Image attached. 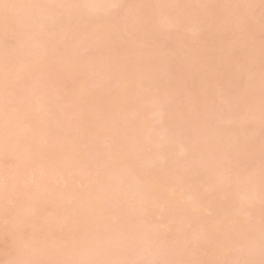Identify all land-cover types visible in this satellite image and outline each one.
Masks as SVG:
<instances>
[{
	"label": "bare ground",
	"instance_id": "1",
	"mask_svg": "<svg viewBox=\"0 0 264 264\" xmlns=\"http://www.w3.org/2000/svg\"><path fill=\"white\" fill-rule=\"evenodd\" d=\"M1 2H0V86L2 87V89H3V92H4V94H3V92L1 93V91H0V100L2 99L3 100V102H0V153L1 154H4L2 157L0 156V162H3L2 163V165H0V170L3 168V167H6V163H8L9 164V162H13L14 163V165H15V163L16 164H18V165H21L19 162H21L22 163V161H23V165L25 166V164L27 163V162H29L30 161V163L33 161V160H36L37 161V163H36V161H34L35 163H34V165H38V166H36L37 167V169H35V170H41V167L43 168H46L45 167V165L43 166V165H40L41 163H44L45 161H46V157L48 156V157H50L51 156V158H52V153H54L55 151V153L57 154V156H56V154L54 153V155L55 156H53V158L55 157V160L52 158H49V159H51V161H52V163H54L53 162V160L55 161V163L57 164V166L59 167V164H60V167L59 168H57V166H54V165H51V166H53L52 168H49V165H48V163H47V161L49 160V159H47V161H46V163L45 164H47L48 166H47V168H48V170L49 169H53L54 167H56V169L55 170H49V173L48 174H50V173H53V171H55V173L53 174L54 175V177H52V178H54L53 180H51L50 181V177H47L48 176V174L47 175H45V177H44V181H45V183H46V178H49V182H50V184L49 185H47L48 184V182H47V184H46V186L48 187V189H49V187L50 186H52V190H50V192L48 193L47 191H48V189L47 188H43V186H45V184L43 185H41V183L43 182V178H41V177H43V175L40 177H38V179L36 178L37 177V174H38V172H37V174H35L36 176H35V178L37 179V181H38V183L40 182V180H41V183L39 184V185H41L42 187L41 188H39V189H37V188H35L34 187V181H33V185L31 184H29V183H31V182H29L27 185L28 186H31V193H30V189H28L27 188V190L24 188V186H23V188L25 189V191H27L25 194L23 193L21 196H19L20 195V191L23 189H21L20 191H19V187L18 186H16L15 184H12L11 183V181L13 180V181H15L16 182V180H17V182L18 183H16V184H18L19 186L21 185V183H22V181H18V180H21L23 177V179L22 180H28V179H25V176H23L22 177V173H24V172H26V170H27V172H26V178H29V176L27 177V173H29L28 172V169L29 168H27V166H25V168H24V172H23V165H21V166H17V165H13L14 166V169L13 170H15V171H9L8 169H9V167H6L5 169L3 168L2 170H1V172H0V175L2 176V171H4V173H6L7 174V179H8V185L7 184H5V186L7 185L8 187H9V185H11L12 184V186L13 185H15L16 187H18V189L14 186L13 187V189L15 188V190H13L14 192H12V191H10L11 190V187H9L7 190H9L10 192L8 193V194H2L3 192H5V189H3L4 187H3V185H2V190H1V188H0V193L2 194V197H1V194H0V201H1V203L4 205V207L7 205V204H9V202L7 201V200H5V199H7V198H5V199H3V196H5L6 197V195L8 196V200L11 198L12 199V203H13V205H14V207L13 208H15V211H16V214L15 215H12L13 216V218H12V216H9L10 214H8V213H12L11 212V209H8L7 207H9V208H11L12 206H11V204H9V205H7V211H8V213H5L4 214V212L5 211H2V209H3V206H1L0 205V208H1V212H2V214H1V212H0V215L2 216L3 214L4 215H6L7 216V218H10L9 220H8V225H7V222L5 221L4 222V218L6 219V216H4V218L3 217H1L2 218V220L0 219V233H1V235H3V238L7 235V237H9V235H10V233L9 232H11V233H13V234H11L12 236H14L15 237V234L17 235L18 233H17V231H16V229H18V227H19V229L20 230H18L19 232H20V234H18V235H20V237L22 238V240H21V238L19 237V236H16L15 238L14 237H10L11 239H15L14 241L16 242V244H15V242L13 241V243L11 244V241L12 240H10V243H8V246H11L12 248H13V252H12V250L9 248V249H6V247L8 248V246H7V243H6V240H8L9 238H5L6 240H4L5 241V243L4 242H2V245H0V246H3L4 244L6 245V247H5V251H2V252H0V253H3V252H6V254H7V252L8 251H10V252H12V254H10V252H8L9 254H7L6 255V257H8V258H5L4 256L5 255H3V254H1V256H2V259H3V257H4V261H5V259H7L9 262H4V264H134V263H136V264H149L148 263V260H155V261H153V263L154 262H156V263H154V264H169L170 262H174L173 264H175V263H177V260H176V258H178V260H179V258H180V260H179V263H177V264H189V261L191 262L190 264H249V262H246V260H245V258L247 259L248 257V261H250L249 259H251L250 258V256H251V254H254V255H252L253 256V258L251 259V262H250V264H264V222H263V220H264V215H262L263 213H264V211H263V213L261 214V211L258 209V211H257V208L259 207L257 204H255L253 201H252V199L253 198H255L256 196L258 197V196H262V197H264V167H263V169L262 168H260V169H262L263 171H261L260 172V170H259V167L261 166H264V165H260L259 163H258V159H259V161L260 160H262V162L264 161V158H262L261 159V157L259 156V154L258 153H261V155H262V151L264 150V149H262V147H261V145L262 144H264V66H261V67H259L260 65H264V62L263 63H261L262 61H263V59H264V55H263V52H264V41H263V34H264V15H262L261 13H264V9H261V10H263V12L261 11V13L260 14H258L259 13V11L258 10H260L259 8H257V10H255V12H257L258 11V13H255V15H253V13L251 12V11H254V7H258L259 6V3L258 2H255L256 3V5H251V6H249L250 5V3L251 4H253L254 2V0H249V2L248 1H245V0H228V3H224V0H218L217 2H215L214 0H182V2H183V5H185V6H183L181 9L182 10H184L182 13H184V12H186V11H189V13L190 12H193V15H194V13L196 14V11H198V13H199V15H195L194 17L195 18H197V19H199L198 18V16L200 17V19L202 20L203 19V17H204V22H208V24H210L209 22H211V20L213 19H211V20H209V21H205V17L206 16H203V15H205V11L203 10V8H204V6L206 7H208V9H206V8H204V9H206V14L208 13V14H211V15H214V14H217L216 16H214V18H215V21H217L218 22V19H219V17L220 16H222V15H220V12H221V10L223 9V8H228L230 11H233V13L232 14H236L235 16H233V15H229V13H230V11L228 10H226L227 12H228V14L225 12V10H224V12H225V14L226 15H229L228 17L230 18H228L229 20H231L232 18L233 19H235L236 18V20L238 21V16L240 17L239 19H241V17L243 18V19H245V15H246V19H245V21L243 22V20H241V22H243L244 23V26L242 27V23L241 22H239L238 21V23L236 22V24L234 25V23H235V20H233V22L232 21H230V22H232V24L231 23H228V19L225 17V14H224V16H223V21L221 20L222 18L220 17V19H219V22H218V24L220 25H218L217 24V22H216V24H214L215 23V21H213V22H211V24L213 23V25H212V27L214 28V26H218L219 28H221L222 30H219V28L217 27H215V29L214 30H216V29H218V30H216V31H218V34L220 33V31H223V32H221V33H225L226 35V37H227V34L229 35V33L230 32H232L233 30H235V28H236V25L238 26V24H242V25H240L239 26V29H240V31L239 32H237V31H233L235 34H237V33H241L242 31H241V28H242V30H243V28L245 27V25H246V28L247 29H245V30H243L244 31V33H246L248 30H250L249 32H254V29H253V27H256L257 26V28H258V30H261V29H263V30H261L262 32V35H261V33L257 30L256 31V33H255V37H253V39L254 38H256V36H258V35H260L259 37H257L256 38V42H258L259 40H257V39H260V41H259V43H258V45L256 46V42L252 39V36H251V34H249V32H247L246 33V35L243 33V35H242V33H241V35H242V37L244 38V39H246L245 38V36H247V37H250L251 36V39L254 41L253 43H256V44H252V40L251 39H249L248 38V42H246L247 41V39H246V41H245V43H244V41H243V38L241 39L243 42H241L240 41V39H238L239 40V42L240 43H238V40H237V43L239 44V45H241V43L243 44V45H241V46H244V48H247V46L249 47H252V46H256V47H252L251 48V50H250V48H248L249 49V51H248V54H247V49H240L239 47H241V46H239L238 47V45L236 44V40L235 39H237V38H235L236 36L239 38V34L238 35H235V34H230L231 35V37L228 39V38H226V39H228L229 41H230V39H231V43L228 41V40H226V41H228V46L229 47H227L226 45H224V46H222L221 47V45H216V46H218L219 48H216L217 50H215V51H213V54H214V52H215V54L214 55H217V53L216 52H218V54H220L221 56H224L223 57V60H222V57H221V60L222 61H220V56L218 55V57L216 58V56L214 57L215 59H214V63H215V60H217V62L215 63L216 64V66L213 68V65L214 64H209L208 65V63H210V60L208 61V60H206V61H203V60H205V59H203L202 58V63H205V64H202V63H199L198 65H200L201 64V66H199L198 68H197V66H193L195 69H193V67L192 68H190L189 66H191L190 64H189V61L188 60H190V62L191 61H195L196 62V60L197 61H199V59H197L198 57H197V54H193V56H192V52H194V51H198V52H194V53H199V55H200V57H201V54L202 53H206V54H208L209 53V55L211 56L212 55V53H210L211 52V50H213V49H215V45L213 46V43H217V42H215L216 41V39H215V37H217V41H218V43H219V35L217 36V32L215 31L214 33L216 34H213L212 32H210L209 33V31H214L213 30V28L211 27V25L209 26V29L207 30L206 29V27H205V25H203L202 26V24H204V22L202 23L200 20H197V21H195V20H192V22L193 21H195V22H197V23H202V24H197L196 23V25H198V26H202V27H204L205 28V30H207V33L208 34H210L211 36L210 37H213V35H214V39H212V38H210L209 37V35H206L207 33L204 31H202L203 29L201 28H199L201 31H202V35H203V37H201V34L200 33H198V32H200V30L198 29V26H197V30L195 29L194 30V28H195V25L194 26H192L191 24H189L191 21L190 20H188V18L191 16V13L188 15L189 17H187V19L186 20H188V24L190 25L189 27H191L189 30H187L189 27H188V25H187V27H185V25H183V27L185 28V29H183L182 28V25L180 26L181 28V30L182 31H186L187 33L185 34L184 32L181 34V30H179V28H178V32L180 31V37H178L179 35H178V32L175 30L176 29V26H178L179 27V25H176L175 23H172L171 21H172V18L174 17V15H175V13H174V11H176L175 10V8H173V11L171 10V8H172V6H173V3L176 1V3H174V5H176L177 3H181V1L180 0H172V2H170V3H168L167 2V0H165V2H166V6L165 5H162V1H164V0H155V2L153 3V1H151V0H147V2H152V3H148V5L152 8H149L148 7V5L147 4H142V5H147L146 7L149 9V14L150 15H148L147 13H144L143 12V14L142 15H139L140 16V18H141V16H142V18L144 17V24H145V27L146 28H148V30H149V28L150 27H148V25L150 24L151 25V23H152V25H154V27L156 28V30L157 29H159V28H164L166 25H165V22H166V24H168V21L170 20V18H171V20L169 21L170 23H172V25H169V26H171L170 27V29L169 30H165L167 33V35L168 36H170V33L172 34V30H173V25L175 26V28H174V31H173V36L174 37H172V39L173 40H171L168 36H165L164 37V34H165V32H164V34H161V31H160V36L158 37L157 36V34H156V36L159 38V39H157V37H155V35H154V37H152V40L154 39H157V41L159 40H163L164 38H167V40H168V38H169V40L170 41H172V42H176V41H180L178 44H181V42L183 41L184 42V37L183 36H185V35H187L188 36V38H187V36H186V39L188 40L189 38H190V40H188V42L189 43H192L193 41L191 40L192 39V36H193V34H195L196 33V35L195 36H193V38L195 37V38H197V41H198V43H199V45L200 46H203L204 44H203V42L205 43V45L207 46V47H209V46H211V47H209V48H207V50H210V51H201V50H203L204 48L206 49V46H203V48H201V50L199 49L200 47H195V44L197 45L198 43H197V41L195 40V38H194V42H196L195 44H187V42H185V44H187L186 46H188L189 45V47H190V49H191V47H193L192 49H191V52L189 51L190 49H188V48H185V46H184V43H183V45H181V47H183L184 48V51H182V52H187L188 51V54L190 53L191 54V57H194V56H196L194 59L193 58H191V57H188V56H190V55H188L187 53H186V55H188L187 56V58H185V60L187 61V62H184L183 60H184V58L182 57V56H185L184 54H182L181 53V51L180 50H178V48H180L181 50L183 49V48H181L180 47V45H178V46H176L177 44V42L176 43H174L171 47L172 48H170V50L168 49L170 46H169V41H168V43L169 44H167V43H164V42H167L166 41V39L164 40V44H162L161 43V41H160V44L155 40H153L154 41V43H155V47H159L161 44L164 46L165 44V46H166V49L168 50V52L170 53L171 52V49H173L174 50V48L173 47H175L176 46V49L177 50H175V52H179V53H181L180 55H181V57H180V55L178 54H174L173 53V51L171 52V53H173L172 55L175 57L176 55V62H177V60H180V58H182L181 59V61H183V62H181V61H179V62H181L180 63V66L182 65V63H184V66H187L188 65V67H186L185 68V70L189 73V75L188 76H191V77H194L193 75H196V77H198L199 79L197 80L198 82L197 83H195L194 81H192L191 80V82H193L195 85H197V86H195L194 84H192L191 82H188L187 83V81L184 83V84H180V86H184L183 88L185 89H187L188 88V86L190 85L189 83H191L192 84V87L194 86V87H196L195 89L197 90V93L196 94H198L197 96H196V94L194 95V96H196V98L198 99H196L195 97H193V95H192V91H193V88L191 87V86H189L190 88L189 89H187V90H192V91H190V93H188V96L189 95H192L191 97H193V99L195 98V101L194 100H192L193 102H195L194 104H192L193 102H191L190 101V99H191V97L189 96L188 98H186L187 96H186V94L187 93H185V91L183 90L182 91V87L180 88V86L178 85L177 86V84H179L182 80H185V79H181V81H180V79H179V83H176L175 84V81L177 80V82H178V79H176L175 80V78L178 76L179 78H181L180 77V75H178L179 73L182 75L183 73L185 74L186 73V71L184 70H182L181 69V67L180 66H178V65H176L175 63H173L172 62V60H171V57L172 56H170V55H167V53L168 52H165V51H162L161 52V54H162V56H163V58L164 57H167V56H170L169 57V59L171 60V62L169 63V59H168V57L166 58V59H168L169 61H168V63L171 65H173L174 67H177V68H179L180 67V71L182 70L183 71V73H181L180 71H178L179 73L177 74V72H176V70H174L175 71V73L173 72H171V70L172 69H174L173 67H172V65L170 66V67H168L169 65L168 64H165L164 62H166L167 63V61H163V59L161 58H158L159 56H160V53H158V52H160L162 49L163 50H166V49H164L165 48V46L163 47V46H161L160 48H162V49H156L155 47L153 48V45L152 44H154L153 43V41L151 40V36H152V34H151V31H152V33H154L155 34V32L153 31L154 29H153V27L152 28H150L151 30H150V32L148 31V30H143V28H144V24L143 25H141L140 26V28L142 27V29H140L139 30V28H138V31H141V33H143V31H144V34L143 35H145V32H146V34H149V37H147V45H145V42H146V39H144V38H142V37H146V36H143L142 34H141V37H139L140 39H143L144 41H142L141 40V43L140 42H138L140 39H138L137 41H134V40H136L137 38V33L139 34L140 32H137V33H135L134 34V32L136 31V29L134 30V28L136 27L134 24L136 23L137 24V26L139 27V24H142L143 22L140 20V18H139V16H138V14H136V15H134L135 13H138L139 12V14H140V8H142V7H140V3H138L137 1H139V0H133V2L135 3V5L136 6H134V4L132 3V1L131 0H0ZM125 1V2H124ZM143 0H140L139 2H141V3H144V2H142ZM145 1V0H144ZM170 1V0H169ZM174 1V2H173ZM204 3H203V2ZM236 1V2H235ZM256 1V0H255ZM259 1V0H258ZM264 1V0H263ZM43 2L45 3L44 5H43ZM110 2H112V3H110ZM127 2H130L131 4H127ZM139 4V8L137 7V3ZM147 2H145V3H147ZM162 2V3H161ZM164 2V3H165ZM225 2H227L226 0H225ZM233 2H235V3H233ZM246 3L247 4V6H248V8H245L244 9V6H245V4L244 3ZM63 3L65 4V6H66V4H67V6L65 7V6H63ZM109 3H110V5H109ZM115 4V5H113V7H109L108 8V6H112V4ZM122 3V5L124 4V5H127V7H129V6H134V7H137L139 10L137 11V12H134V14H132L133 13V11H135V10H133V8H131V10H132V13H131V15L129 14V10H126L124 7H121L122 5H119V4H121ZM168 3V4H167ZM196 3H199V4H197L198 5V8H197V5H196ZM203 3V4H202ZM242 3L244 4V6H242L243 7V9L244 10H246V12H245V14H244V17H243V14L242 13H244V12H242V11H244L243 9H242V7H240L241 5H242ZM254 3V4H255ZM258 3V4H257ZM153 6H152V5ZM200 4H202V5H204L203 7L200 5ZM234 4L235 5H239V7L241 8V10H240V12H239V10L237 9V13L239 14V13H241V15L242 16H240V14L238 15L237 13H236V8H234L235 6H234ZM260 4H263V5H261V6H264V3L263 2H261ZM116 5H119V6H117V7H120V8H118L117 9V7H116ZM179 6H181L182 4H178ZM196 5V6H195ZM177 6V5H176ZM178 6V7H179ZM261 6H260V8H261ZM115 7H116V9H115ZM126 7V8H127ZM145 7V6H144ZM143 7V8H144ZM145 7V8H146ZM177 7V8H178ZM246 7V6H245ZM115 10H114V9ZM123 8L126 10V11H124L123 10ZM129 8V9H130ZM142 8V10H144ZM180 8H179V10H180ZM184 8V9H183ZM252 8V9H251ZM254 8V9H253ZM263 8V7H262ZM92 10V11H89V10ZM110 9V10H109ZM111 9L112 10H114V12L116 13V14H114V16H113V12L111 11ZM119 9H122L123 10V12H126V14L125 15H130V20H129V15L128 16H123L124 14H123V12L122 11H119ZM128 9V8H127ZM194 9H196V11H193ZM221 9V10H220ZM248 9L250 10V11H248ZM95 10H97V12L95 11ZM117 10V11H116ZM130 10V11H131ZM152 10V11H151ZM166 10H170V14H174L173 16H170V15H168V16H170V18H169V20H167L166 18H168V17H166V12L168 13V11H166ZM178 9H177V13L179 14L178 16H180L182 13H181V11L182 10H180L179 11ZM192 10V11H191ZM88 11V12H87ZM94 11V12H93ZM109 11H110V13H109ZM151 11V12H150ZM55 12H56V15H58V17H56V15H55ZM58 12V13H57ZM90 12V13H89ZM97 14H96V13ZM101 12V14L99 15V13ZM117 12H119L120 14H121V17H125L124 19L125 20H129V23L132 25H128L129 23L128 22H126L125 20H124V23L121 25V19H123V18H121L120 17V14H118L117 15ZM122 12V13H121ZM155 12H157L158 14L156 15V13ZM172 12V13H171ZM202 12V16L200 15V13ZM224 12H222L221 14H223ZM247 12H250L249 13V16H247ZM26 13L28 14V16H24V15H26ZM91 14V15H89V14ZM93 13H95L94 15L96 16H93L92 14ZM142 13V12H141ZM152 13V14H151ZM177 13H176V17H174V18H177ZM187 14H188V12H186ZM184 14V16L185 15H187V14ZM230 13V14H231ZM109 14H111L110 16H109ZM146 14L148 15V16H146ZM169 14V13H168ZM208 14H207V16H208ZM97 15H99L98 17H97ZM109 17H108V16ZM133 15H134V20H131V18L133 17ZM151 15L153 16V17H151ZM183 15V14H182ZM55 16V17H54ZM105 16H107L105 19L103 18V17H105ZM157 16V17H156ZM210 16V15H209ZM209 16L208 17H206L207 19L209 18ZM217 16H219V17H217ZM26 17H27V19H26ZM33 18V20H32V18ZM52 17H53V19H56V22H55V20L54 21H52ZM94 17V18H93ZM117 17H119V18H117ZM126 17H127V19H126ZM139 18V20L141 21V23H140V21L138 20V19H136V18ZM192 17V16H191ZM227 19V21H225V18ZM235 17V18H234ZM30 18H31V20H30ZM58 18V19H57ZM103 19V20H101V19ZM118 19V21H119V23H120V25H119V27L121 28L122 26H124V29H125V31H124V29H119V27L117 26L119 23H118V21H116L117 19ZM155 18H156V20H155ZM173 18V19H174ZM182 19H180L181 21L184 19V18H186V17H181ZM218 18V19H217ZM91 19H95V21L93 22V20L92 21H90V22H88V21H86V20H91ZM97 20V21H96ZM99 20V21H98ZM159 20V21H158ZM166 20V21H165ZM178 20V19H177ZM176 20V21H177ZM180 20H178V22L180 21ZM221 20V21H220ZM57 21H59L58 23H57ZM137 21H139L138 23H137ZM184 22L183 23H185V20H183ZM200 21V22H199ZM55 23V24H53L52 23V26L53 25H55L56 26V28H55V26H54V28L52 27V26H50V27H48L50 24H48V26H47V24L46 23ZM73 22H78V23H74L73 24V26L75 25V28L78 26V30L76 29V31L74 30V31H71V30H73L74 28H73V26H71L70 24L71 23H73ZM88 22V23H87ZM146 22H149V23H146ZM154 22V23H153ZM155 22H157L156 24H155ZM158 22H160L159 24H158ZM225 22H227L228 24H225ZM256 22L258 23L257 25H255L256 24ZM127 23V24H126ZM187 23V22H186ZM194 23V22H193ZM192 23V24H193ZM77 24H79V25H77ZM148 24V25H147ZM164 25V27H163V25ZM195 24V23H194ZM207 23H206V25H208ZM227 25L228 26V28H227V26H225V25ZM77 25V26H76ZM125 25H126V28H125ZM149 25V26H150ZM160 25V27L158 28V26ZM167 25V26H168ZM231 25V26H230ZM248 25H250V26H248ZM255 25V26H254ZM45 26H47L48 28H49V30L50 31H52L51 33H50V31L48 30V29H45V28H47V27H45ZM134 26V27H133ZM168 26V27H169ZM222 26H224V27H226L225 29L222 27ZM252 26V27H251ZM79 27H80V29L81 30H85L86 32H80L79 30ZM116 27H118V29L116 28ZM128 27V28H127ZM129 27H131V30L129 29ZM167 27V28H168ZM173 27V28H172ZM192 27H194V28H192ZM231 27H232V29H231ZM234 27V28H233ZM250 27H251V29H250ZM70 28H71V30H70ZM73 28V29H72ZM123 28V27H122ZM187 28V29H186ZM207 28H208V26H207ZM210 28H211V30H210ZM41 29H45L44 31H46L47 32V34H49L50 33V35L52 36L51 38L49 37L50 35H45V36H47V37H45V36H43V34H45L46 32H42L41 34L42 35H40V37L42 36V37H45V38H36V37H38V36H35V34H33V32L35 31H37L36 33H39L38 32V30H41ZM53 29H54V33H53ZM129 30L128 32H127V30ZM253 29V31H251ZM21 30H23V31H21ZM114 30V31H113ZM120 30H123V32L122 31H120ZM134 32H133V31ZM155 30V31H156ZM193 31V33L192 32H190V31ZM256 30V29H255ZM70 31L72 32V33H70ZM120 31V32H119ZM133 32V33H131V32ZM164 31V30H163ZM162 31V32H163ZM168 31H170V32H168ZM177 32V35H175L176 33H174V32ZM195 31V32H194ZM75 32V33H74ZM77 32H79V33H77ZM125 32H127V33H130V35H129V39L127 38V36H128V34L127 33H125ZM149 32V33H148ZM260 33V34H258V35H256L257 33ZM71 35H70V34ZM74 33V34H73ZM115 33V34H114ZM121 33H125V35H127V36H123V34H121ZM158 33V32H157ZM188 33H190V35H191V37L188 35ZM205 33V34H204ZM212 33V34H211ZM53 34V35H52ZM73 34V35H72ZM150 34H151V36H150ZM158 34V35H159ZM165 34V35H166ZM184 34V35H183ZM38 35V34H37ZM97 35V36H96ZM112 35V36H111ZM113 35H114V37H113ZM134 35H136L135 36V38H134ZM163 35V38L161 37ZM181 35H183L182 37L183 38H181ZM197 35H200V36H197ZM204 35H206L205 37H204ZM233 35H235V37L234 38H232L233 37ZM245 35V36H244ZM248 35H250V36H248ZM53 36H54V38H53ZM74 38H73V37ZM95 36V37H94ZM133 36V37H132ZM148 36V35H147ZM172 36V35H171ZM178 37V38H176V37ZM197 36V37H196ZM208 36V39L206 38ZM221 36H223V35H221ZM262 36V37H261ZM48 37H49V39H51V40H49L48 39ZM92 37H94V39H95V41L93 42V40L91 39ZM111 37V38H110ZM112 37L114 38V39H112ZM133 39H132V38ZM160 37H161V39H160ZM199 37H201V38H204L202 41L203 42H201V38H199ZM68 38H70V39H68ZM74 40H73V39ZM175 38L176 39H179V40H175ZM223 38V37H222ZM222 38L220 37V39L222 40ZM262 38V39H261ZM68 39V40H67ZM72 39V40H71ZM113 41H112V40ZM132 39V40H131ZM148 39H150V40H148ZM182 39V40H181ZM234 39V42L235 43H233L232 42V40ZM69 40H71V42H69ZM85 40L87 41H89V40H91L89 43L87 42L86 44H87V46H86V44L84 43L85 42ZM205 40V41H204ZM206 40H208V41H210V40H212V41H210L211 42V44H209V45H207L208 43V41H206ZM214 40V41H213ZM224 40H225V38H224ZM224 40H222V41H224ZM66 41V42H65ZM74 41V43H73V45H71V43ZM134 41V42H133ZM251 41V42H250ZM262 41V42H261ZM78 42H80V44H77ZM83 42V43H82ZM137 42L138 43H140L141 45H139V48H140V46L142 47V45H143V49H145V48H148V47H150L151 45H152V47H150V48H152L151 50L150 49H147V50H143V51H145V52H141L140 53V51L138 50V51H136V54H134L135 56H136V59L134 58L135 56H133V53L132 52H134L135 51V49L133 48L132 49V47H135V46H132V45H137ZM149 42H152V44L151 43H149ZM158 44H157V43ZM193 42V43H194ZM209 42V43H210ZM251 44H250V43ZM261 42V43H260ZM65 43H66V45H67V43H68V46L70 45L71 47L73 46H75L74 48H75V50H76V48H77V50L76 51H78V52H76L75 54H72L71 52H73V50H74V48L72 47V48H69L68 46L66 47V45H65ZM70 43V44H69ZM144 43V44H143ZM207 43V44H206ZM227 42H225L224 44H226ZM232 43H233V45L235 44V45H237L236 46V48H239V51L236 49V48H234L235 47V45L233 46L232 45ZM247 43H249V44H247ZM76 44L78 45V46H76ZM82 44V48H83V45L84 46H86L85 48H83L84 49V51H87L90 55L88 56V53L87 52H85V53H83L84 51H83V49L82 48H78L79 47V45H81ZM116 46V48H115V50H114V48H113V46L114 45ZM150 44V45H149ZM172 44V43H171ZM219 44H223L222 42L221 43H219ZM247 44V45H246ZM262 44V45H261ZM193 45V46H192ZM199 45H197V46H199ZM230 45H232L233 46V48H231L232 46H230ZM114 46V47H115ZM138 46V45H137ZM135 47L136 48V50L137 49H139L138 47ZM147 46V47H146ZM214 48H213V47ZM97 47V48H96ZM230 48V50H232V49H235V51H237V52H240V50L242 51V52H244V51H246L244 54H245V56H243L242 57V52H240V53H237V60H235L234 58H236V57H234L233 59H232V57H231V59L232 60H234V61H232V60H230L229 61V57L231 56V54L229 53V52H227V51H225V50H228L227 48L226 49H224V48ZM67 48L69 49L68 51H67ZM93 48H95V49H97V50H95V49H93ZM196 48V50H194ZM243 48V47H242ZM64 49H66V50H64ZM71 49H72V51H71ZM78 49H81L80 50V52L81 51H83V52H81V55L83 54V56H80V53H79V50ZM132 49V50H131ZM74 50V51H75ZM134 50V51H133ZM140 50H142V48H140ZM154 50H156V52H154V57H152L151 58V61H152V59H153V61L152 62H156V58H158L157 59V62L158 61H162L163 62V65H161L162 63H160V71L158 70V67H157V73L155 74L154 73V71H155V69H156V67H154V66H150V65H157L158 63H156V64H154V63H152V64H150L149 62V68H148V72L147 71H145V70H147V66L148 65H146V67H145V65L143 64L144 63V61L147 59V55L149 54V59H150V57L153 55V52H151V51H154ZM220 50H222V52L224 51V52H227L226 54H228L229 56H227L225 53L223 54V53H221V51ZM66 51V52H65ZM71 51V52H70ZM93 53H92V52ZM95 51V52H94ZM98 51V52H97ZM146 51H147V54H146ZM219 51H220V53H219ZM229 51V50H228ZM235 51H233V54H234V52ZM253 51V52H252ZM261 51H263L262 52V54L260 55V57H263L262 59L260 58V57H258L259 55V53H261ZM65 52V53H64ZM139 52V53H138ZM149 52H151V53H149ZM202 52V53H201ZM208 52V53H207ZM251 52H252V54H251ZM30 53V54H29ZM34 53V54H33ZM35 53H37L36 55H35ZM77 53H79V56H78V54ZM144 53V54H143ZM168 53V54H169ZM242 53V54H241ZM33 54V56H35V58L33 57V56H31ZM93 54V55H92ZM95 54H97V55H95ZM132 54V55H131ZM139 54H140V56L141 57H143V55H144V58H145V60H144V58H141V57H139ZM158 54V55H157ZM205 54V55H206ZM239 54V55H238ZM241 54V55H240ZM21 55L25 58V59H23L22 57H21ZM30 55V56H29ZM74 55H77L78 57H76V56H74ZM85 55H87L89 58H86L87 56H85ZM151 55V56H150ZM203 56L202 57H205L204 56V54H202ZM234 55H236V54H234ZM257 55V56H256ZM263 55V56H262ZM19 56H20V58H19ZM85 56V57H84ZM93 56V57H92ZM133 56V57H132ZM158 56V57H157ZM239 56H240V58H242V59H240V62L238 61L239 60ZM256 56V57H255ZM27 57H29V58H27ZM82 57H84L83 59H81ZM91 57V58H90ZM111 57V58H110ZM131 57L132 58H134V60H135V64L138 66V64H143V66H144V68L143 67H136L135 69H134V67L133 66H131V62H129L128 63V61L129 60H132L131 59ZM137 57H138V59H137ZM179 57V59H177ZM213 57V56H212ZM212 57H210L211 59H213ZM31 58H32V60H31ZM108 58L110 59L108 62H107V60H108ZM139 58H141V62H140V60H139ZM189 58V59H188ZM206 58H208L207 56H206ZM218 58H219V63L221 62H223L222 63V66H223V68L224 67H226V65L228 66V67H231V71H234L233 72V74H231L230 75V73H232V72H228V71H226V74H227V72H228V74L226 75L225 74V77H224V72L223 71H225V70H223L222 69V67H221V63L219 64L218 63ZM224 58H226L227 60L225 61L224 60ZM253 58H255L256 60H255V62H254V60H253ZM260 59L261 60V64H257V62H258V60L257 59ZM23 59V60H22ZM27 59V60H26ZM30 59V60H29ZM90 59V60H89ZM105 59H106V62H105ZM148 59V60H149ZM160 59V60H159ZM165 59V58H164ZM193 59V60H192ZM196 59V60H195ZM209 59V58H208ZM25 60V61H24ZM104 60V61H103ZM136 60H138L137 61V63H136ZM148 60H146L145 62H147ZM253 62H252V61ZM259 60V61H260ZM26 61H28V62H26ZM193 61V62H194ZM200 61H201V59H200ZM213 61V60H212ZM226 63H225V62ZM250 61L252 62V64H254L255 63V65H256V69L258 68V70L256 71V70H254L255 69V67H254V65L252 66H250ZM129 64V68L128 67H126L128 64ZM133 62L134 61H132V64H133ZM179 62H177V64L179 63ZM192 62V63H193ZM206 62H207V64H206ZM105 63V66H106V64H107V67H108V71L106 70L107 69V67H105L104 65V70H103V68H102V64H104ZM187 63V64H186ZM197 63V62H196ZM259 63V62H258ZM127 64V65H126ZM164 64H165V66L166 65H168L167 67H165L164 66ZM194 65H195V63H193ZM134 65V64H133ZM136 65H134V66H136ZM176 65V66H175ZM212 65V66H211ZM220 65V66H219ZM225 65V66H224ZM84 66V70H83V68H81V67H83ZM89 68H91L92 69V71H94L93 73H91V69H89ZM139 66H142V65H139ZM158 66V65H157ZM161 66H162V68H161ZM183 65H182V67H184ZM218 66V67H217ZM250 66V67H249ZM258 66V67H257ZM67 67V68H66ZM87 67V68H86ZM132 67V68H131ZM152 67H154L152 70H151V68ZM172 67V68H171ZM221 69H220V68ZM254 67V69H252ZM66 68V69H65ZM106 68V69H105ZM111 68V69H110ZM137 68H138V72H139V74H138V72H136V75H132V73L131 72H133V70H131V69H134V70H137ZM143 71H145L146 73H144V72H142V70ZM146 68V69H145ZM164 68H170V72L172 73V76H169V75H171V73L169 72V70L167 69V71H166V69H164ZM176 68V69H177ZM227 68V67H226ZM64 69V70H63ZM68 69V70H67ZM85 69H88L87 71L85 70ZM141 70V72L142 73H140V70ZM161 69H163V70H161ZM214 69V70H213ZM228 69V68H227ZM250 69V70H249ZM67 70V72L68 73H73V76H75V77H73L72 75H70L69 76V74H66V71ZM103 70V71H102ZM110 70V71H109ZM164 70L166 71V72H164ZM179 70V69H178ZM212 70L215 72V70H216V72H217V74L216 73H214L213 75H212V77H210L209 76V74L208 73H210V71L212 72ZM220 70V71H219ZM223 70V71H222ZM254 70V71H253ZM21 71H23V72H25V74H26V77L29 75V77L31 78L29 81H28V77L26 78L25 77V74H23V72H22V75H24V77L22 76V75H17V73H19V72H21ZM84 71V72H83ZM152 72V74H148L149 76L150 75H152V76H150V77H153L154 79H156V82L154 83V82H152V83H150L151 85L150 86H152L153 88H154V85H156L157 84V77L155 76V75H159V76H161L162 74L164 75V73H170L169 75H166L165 77V79H164V77H163V75H162V77L159 79V76H158V80H159V84H157L159 87H155L156 89H153L152 91H155L156 92V90H158L157 92L158 93H155V95H152L151 97L154 99H152V98H150V96H149V94L148 93H150L151 94V92H149L148 90H147V88H149L148 87V85H149V82H147V80L145 81L144 79H148V80H150L148 77H145L144 78V76L146 75L147 76V73H151ZM155 71V72H156ZM159 71V72H158ZM252 71V73L254 72H256L257 74L258 73H260V74H256V75H254V73H253V76H251L252 74H250L249 72H251ZM27 72V73H26ZM53 74H56V76L55 75H53V78H56L57 80H53V78H52V76H50L51 75V73ZM62 72V77H63V75L64 76H67L68 75V78H69V80H67L65 77L64 78H62V77H59L60 75V73ZM66 74H64V73ZM75 72V73H74ZM98 72H100L101 74H102V72H104V74H105V72H106V74H107V76H106V74H105V77L106 78H109L110 77V75H113V74H111L110 72H114V75L116 74V72H117V75L116 76H114V80H113V77H110V78H112L111 79V81H109L110 80V78L108 79V82H111V86H109V84H108V82H104V81H106V78L104 77V75L102 74V76H101V74H99ZM109 72V73H108ZM161 72V73H160ZM164 72V73H163ZM223 72V73H222ZM236 72H238V74L236 73ZM240 72H242V75L244 74L245 75V78H242V75H239V73ZM28 73H30V74H28ZM46 75H45V74ZM47 73L48 74H50V75H47ZM58 73V74H57ZM70 73V74H71ZM77 73V74H76ZM80 73H82V76H81V78H80ZM87 73V74H86ZM97 73L99 74V75H97ZM133 73H135V71L133 72ZM159 73V74H158ZM188 73H186V75L188 74ZM220 73V74H219ZM222 73V74H221ZM245 73H247V75L245 74ZM250 75H249V74ZM21 74V73H20ZM80 74V75H79ZM86 74V75H85ZM90 74H93V75H91L90 76ZM110 74V75H109ZM144 75V76H142V77H140L141 75ZM155 74V75H154ZM175 74H177V75H175ZM221 75L222 77H224V79L227 81L228 79H230V77L233 75L234 77H232L231 79H235L234 81H232V83H234V82H236V83H239L238 84V87L239 88H236V89H238V91H240V92H237L238 94L240 93V95H238L239 96V99H242V101L241 100H239V102L240 103H237L238 101H236V100H238L237 98H238V96L236 97L235 95H237V93H236V91H235V95H234V93H233V95H234V97H236V98H234V97H232V95L230 96V94H231V92L229 93V97H227L226 96V91L228 90L229 91V88L231 89L232 87H236L237 86V84H235L236 86H233L234 84H232V86L231 87H229L228 88V85H225L227 82H225V87H223V82L221 81L222 79H221V77L220 76H218V78H217V75ZM14 75V76H13ZM16 75L18 76V79H19V77L21 76V78L23 79L22 81H28V82H30V84L32 83L31 81H33V84H31V85H29V83L27 82V84L25 83H23L24 84V86H26V87H24L25 88V90H20L21 89V87L23 86V84L21 83V82H18L17 83V81H21L20 79L18 80V79H16L17 77H16ZM33 75V76H32ZM42 75L43 76H45V77H42ZM59 75V76H58ZM79 75V76H78ZM85 75V76H84ZM118 75H119V77L121 76V81L119 80V78L117 79V77H118ZM138 75V76H137ZM210 77V78H212L211 80H210V78L208 77V76ZM210 75H211V73H210ZM228 75L230 76L228 79H227V77H228ZM244 75H243V77H244ZM48 76H50L52 79L51 80H53V82L51 83L49 80H50V77L48 78ZM55 76V77H54ZM77 76L81 79V80H83V78H84V80L83 81H81L80 79H78L77 78ZM88 76V77H87ZM95 76V77H94ZM109 76V77H108ZM172 78V80L169 78ZM174 76H175V78H174ZM183 76H185V75H183ZM182 76V77H183ZM215 76H216V78H215ZM247 76V77H246ZM7 77H10L9 79H11V77H15L14 79H16V81L15 82H13L14 80H13V78L11 79V81L14 83V85H12L13 83L11 82V81H8V78ZM62 78V79H64V84H62V83H57V82H61V79H59V81H58V78ZM74 79H73V78ZM83 77V78H82ZM86 77V78H85ZM90 77V78H89ZM93 77V80H95L94 81V83H92V81L93 80H89V79H91ZM138 77L140 78L139 80H138ZM167 77L170 79H167ZM177 77V78H178ZM191 77H189V78H191ZM219 77H220V81L222 82H219L218 81V79H219ZM252 77H256L255 79H253ZM6 79L7 81H4V82H2L4 79ZM24 78H25V80H24ZM34 78V79H33ZM47 79V82L45 83V84H47L48 82V85L49 84H51V85H49V86H51L50 88L51 89H48L49 88V86L48 85H45L42 81H43V79ZM75 78H77L76 80L77 81H73V80H75ZM103 78V79H102ZM141 78H142V82H141ZM153 78H151V81H153L152 79ZM195 78V77H194ZM2 79V80H1ZM49 79V80H48ZM125 79V80H124ZM165 80L166 82H169L168 84L166 83V86H165V84L163 85L161 82H163V81H161L160 82V80ZM169 80V81H167V80ZM215 79H217L216 81H214ZM224 79H223V81H224ZM230 79V80H231ZM245 79V80H244ZM70 80H72V81H70ZM87 80H89L90 82H88ZM113 80V81H112ZM117 80V81H116ZM123 80H124V82H123ZM187 80V79H186ZM38 81V82H37ZM45 81V80H44ZM55 81V82H54ZM66 81L68 82V81H70L71 83H66ZM81 82V83H79V82ZM119 81L122 83V84H120L119 83ZM138 81V82H137ZM155 81V80H154ZM217 81H218V83H217ZM238 81V82H237ZM2 82V83H1ZM7 82H8V84H7ZM12 83L10 86H8L10 83ZM37 82V83H36ZM78 83V84H75V83ZM112 82H114L113 84H112ZM116 82V83H115ZM118 82V83H117ZM137 82V83H136ZM139 82H141L142 84L145 82H147L146 83V85H147V88H143V87H145L146 85L144 84V86L141 84V83H139ZM244 82V83H243ZM15 83H17V85H18V87H20L21 85H20V83L22 84V86L20 87V89H19V91H18V87H17V85H15ZM55 83H57V84H62V86L64 85V91H63V89H62V87L60 86V85H58V87H57V85L55 86L56 87V89L57 90H55V92H53L54 90L52 89L53 87H54V84ZM73 83V84H72ZM91 83V84H90ZM154 83V85H152ZM181 83H183V82H181ZM188 85H187V84ZM229 83V82H228ZM5 84V85H4ZM67 84V86H69V88H67V86H65ZM70 84H72V85H70ZM118 84V85H117ZM119 84H120V86H119ZM135 84H136V87H135ZM141 86V87H139V85ZM172 84H175L174 86L172 85ZM185 84L187 85V87L185 86ZM218 84H220V86L222 87V92L223 91H225V92H223L224 94H225V96H226V98L228 99H226L225 97V99L227 100V102L229 101V99H230V101L229 102H231V101H236L235 103H237V104H239V106L238 105H235L233 102H231L234 106H235V109L233 108V107H231L232 106V104L230 105V103L228 104V108L226 107V104H225V102L224 101H222L223 99L221 98L224 94L223 93H221V91L220 90H215V88L217 89H221V87L219 86V87H217L218 86ZM231 84V83H230ZM113 85V86H112ZM133 85H134V87H135V89L133 88ZM165 86V87H163V86ZM198 85H200V86H198ZM7 88H6V87ZM12 86V87H11ZM14 86H16V87H14ZM70 86H71V88H70ZM116 86V87H115ZM119 86V87H118ZM139 88H138V87ZM179 87L180 89H178L177 91H175L176 89L175 88H177V87ZM227 86V87H226ZM1 87H0V89H1ZM45 87H47L46 88V90H45ZM54 87V88H55ZM61 87V88H60ZM97 87V88H96ZM113 87V88H112ZM152 87H150V90H151V88ZM163 87V88H162ZM200 87V88H199ZM14 88H16L17 90H15ZM23 88V87H22ZM23 88V89H24ZM27 88H28V92H26V90H27ZM30 88V89H29ZM60 88V89H59ZM137 88V89H136ZM142 88L145 90L146 89V96L145 97H147V98H145L144 97V95H145V93H144V90H142ZM158 88H160V89H158ZM200 90H199V89ZM227 90H226V89ZM1 89V90H2ZM5 89H7V90H9V91H12V92H14V90H15V92H14V94H16V91H18V93H17V95H10V93L11 92H8L7 90H5ZM62 89V91L64 92H62L61 91V94H62V96L65 94V96H64V98H62V99H60L61 97H60V94L59 95H57L58 97H60L59 99L57 98V96H55L56 94H57V91H59V90H61ZM69 89V91H67V90ZM97 89V90H96ZM100 89V90H99ZM104 89L106 90V95H104V96H102L101 95V92L102 93H104L103 91H104ZM108 89V90H107ZM139 89H141V90H139ZM194 89V90H195ZM224 89V90H223ZM232 89H234V88H232ZM33 91V93H32V91ZM50 90H52V92L53 93H55V95L54 94H52V92L50 91ZM103 90V91H102ZM140 92H139V91ZM196 90H195V92H196ZM213 90H215V91H213ZM5 91H7V94H8V96H6L5 95ZM22 91H23V93H24V95H23V93H22ZM50 91V92H49ZM133 91V92H132ZM134 91H138L140 94L141 93H144V95H143V97H142V94L141 95H139V93H138V96H134V95H136L135 93H134ZM181 91L183 92L182 94H185V95H183V97H185L186 99H187V103H189V104H187L185 101H183L182 102V99L180 98V102L179 101H176V100H178V99H176L177 97H174V96H176V95H174L176 92H177V95H181ZM188 91V92H189ZM48 93L47 95L46 94H44V93ZM67 92H69V94L67 93ZM194 92V91H193ZM212 92H215V93H213L214 95H216L218 92H220V95L219 94H217L216 96H218L219 97V99L221 98L222 100H221V104H224V106H222V105H218L217 103H220L219 101L220 100H217V103H216V99H218V98H216L215 99V97H214V95L212 94ZM19 93H21V94H19ZM25 93L27 94V96H25ZM28 93H30V94H28ZM58 93H60V91L58 92ZM66 93L68 94V95H66ZM179 93V94H178ZM3 94V95H2ZM53 95L52 96V98L53 97H56V99L55 98H53V99H55V100H53L52 98H51V96L50 95ZM152 94H154V92L152 93ZM194 94V93H193ZM222 94V95H221ZM1 95L2 96H4V97H1ZM18 95H20V96H18ZM44 95H46V96H44ZM12 96H14V97H12ZM16 96H18L19 98L15 101V98H16ZM22 96V97H21ZM24 96V97H23ZM48 96H50V97H48ZM140 96H141V98H140ZM173 96V97H172ZM148 97L150 98V101H151V103L152 104H150L149 102V100H148ZM213 97H214V99H213ZM47 98V99H46ZM49 98V99H48ZM175 99V100H172V99ZM190 98V99H189ZM231 98H233V99H231ZM50 99H52V100H50ZM58 99V101H56ZM104 100L105 99V101H103V102H105V103H102V101L101 100ZM188 99H189V101L190 102H188ZM224 99V100H225ZM235 99V100H234ZM44 100V103L46 102L47 103V101L49 100V106H47V105H44L43 104V101ZM59 100H60V102H59ZM62 100V101H61ZM51 101H52V103H51ZM53 101H55V104L57 103V105H54V102ZM58 102H59V104H58ZM102 103V105L104 104V106L106 105V106H108L107 108H104V106H101V108H98L97 106H96V104L97 103ZM174 102H177V103H174ZM41 103H42V105H41ZM53 104L52 106H51V104ZM64 103V104H63ZM155 103V104H154ZM179 103H182V104H179ZM184 103H186V104H184ZM218 105H216V104ZM67 104V105H66ZM162 104H166V106H163ZM171 104H175L174 106H177L178 108H176V111H174L175 110V108H173L174 110L172 111V107H171ZM192 104V105H191ZM214 104H215V106H214ZM63 105V106H62ZM71 105V106H70ZM96 107H95V106ZM99 105V107H100V105L101 104H98ZM152 105V106H151ZM157 105H159V106H157ZM162 105V106H161ZM172 105V106H173ZM179 105H183L182 107L181 106H179ZM47 106V107H46ZM54 106V107H53ZM56 106H57V108H56ZM65 106H67V107H65ZM113 106L115 107V106H117L116 108H117V111L116 110H114V111H116L117 112V114L113 111V110H111L112 108H113ZM148 106H150L149 108H148ZM173 106V107H174ZM212 106L213 107H215L216 108V106L219 108V107H221V108H219V110L220 109H222V107H224V109H226V111H228V112H226L224 109V112L222 111V112H220V111H218V112H215V111H217V109L214 111V108L212 109ZM49 107H51V109L52 110H54V109H58V110H56V111H58L59 112V110L61 111V115H62V117H64L65 116V118L66 119H64V118H60V116L58 117L59 119H56V116H55V114H57V113H55L56 111L54 110V113H53V111H50L49 113H51L52 112V114H53V116H55L54 118H52L53 116L51 115V117L50 116H47V114H48V108ZM93 107H94V109H93ZM157 108V109H155V108ZM160 107H162V111H160V110H158ZM164 107V108H163ZM44 108L46 109V111H44ZM54 108V109H53ZM95 108H98V111H96V115L98 114V112H99V115H97L96 117H98L99 116V118L101 117V113L103 112L104 114L102 115V118L103 119H105L104 120V122L106 121H110V122H112L113 121V123H114V121H115V124L117 123L116 121L117 120H119V122L121 121L120 120V116H121V118L123 117V116H125L126 117V121L125 122H127L128 120H130L131 118H132V120L131 121H129V124L128 125H130V126H132V128L133 127H135L136 128V126H137V130H135L134 132L136 133V135L134 136L133 135V129H135V128H133L132 130H131V132L129 133V131H125L126 129L127 130H130L131 128H130V126H129V128H128V125H127V123H125L124 122V118L122 119L123 120V122L126 124V126H125V124H124V126H125V128L124 127H122L121 128V130L124 128L125 130H122V131H125L126 132V134H128V135H130L131 134V136H128V139H130L131 137L134 139V141L136 142V143H138V144H140V142H142V143H144V145H142V151H141V148H138V144H137V146H136V144H134L133 142H131V143H133L132 145L130 144L129 145V143H128V145L130 146H128L127 145V143H125V142H128V141H124V143L123 142H120V143H118V141H119V138H120V140H121V138L122 137H120V136H122V134L124 133V132H122L120 129V131L121 132H119L118 131V133L117 132H115L116 130H117V128L119 127V125H117V126H115V124H114V126L116 127V129L114 130L113 128H114V126H113V124H110V123H107V125L109 124V133H111V136H114V138H115V134H113V130H114V133H117V137H119V138H117V143H118V145L116 146V148L115 147H111L110 149L112 150V152L115 154H113V153H111L110 151V149H109V153H111V155L109 156V153H108V155H105V159H104V161H108V162H105V163H102L103 165L105 164V165H108V163H109V166L107 167V166H103V167H99L98 165H99V162H100V164H101V161L102 162H104L103 161V158L104 157H102L100 154H101V152L99 153V154H97L96 155V151L98 150V149H102V148H105L104 146L103 147H101L100 148V146H102L103 144H106L105 142H103L104 140L102 139H100V137L99 136H101V137H105L106 136V134L108 133V126H106L107 128V130H105L107 133H105V131H104V129H103V127H104V124L106 123H102L101 122V120H102V118H101V120L100 121H97V119H96V117L94 118V111L93 110H97V109H95ZM103 108V110H101ZM171 108V109H170ZM229 108H233V113L231 114V113H229ZM99 109H100V111H99ZM132 109H134V110H132ZM154 110H157V112H159V113H157V112H155ZM172 111V113H174L173 115L170 113L171 111ZM213 110V111H212ZM231 110V109H230ZM43 111H44V113H43ZM114 112L115 114H116V116L114 115V117L115 118H117V119H113V120H110V118L112 117V114H111V116H110V113L111 112ZM131 111V112H130ZM134 111V112H133ZM166 112V115H163V113H165ZM248 111V112H247ZM35 112H36V115L38 116V117H36L35 116ZM47 114H46V113ZM70 112V113H69ZM93 112V113H92ZM112 112V113H113ZM167 112H169V113H167ZM215 112V115L213 114ZM235 112H236V114H235ZM241 112H244L243 113V116H242V114L240 115L239 113ZM246 112V113H245ZM58 113V114H59ZM74 113H75V116H74ZM91 113V114H90ZM132 113H133V115H132ZM156 113V114H155ZM162 113V114H161ZM211 113V114H210ZM218 113H220L219 115H218V117H222L223 119H221V120H219V121H221L220 123L218 122V120H217V122H218V124L219 125H223V126H219L217 123H215L216 122V120H214L215 118H218L217 117V114ZM225 113V114H224ZM263 113V114H262ZM26 114L27 115H29V114H31V117H30V115L29 116H26ZM33 114H34V117L35 118H38L39 119V122H38V120H34V118L32 117L33 116ZM46 114V115H45ZM57 114V115H58ZM106 114H107V116H110V118L109 119H106ZM136 116H135V115ZM168 114V115H167ZM245 114H246V116H247V118L249 117L250 118V120L248 119V121H247V118H246V120L244 119V120H240V119H238L237 120V118L239 117L238 115H240V116H242L241 117V119H243V117H246L245 116ZM261 114H262V116H261ZM50 115V114H49ZM64 115V116H63ZM93 116L92 118L94 119L93 121H97V123H99V122H101L102 123V128H99L97 125H95L94 126V124H96L95 122H94V124H91V123H89V120L91 119V121H92V118H91V116ZM117 115H120L119 117L117 116ZM164 117H163V116ZM209 115H212V116H210L211 118H208V116ZM213 115H214V117H213ZM39 116H40V118H39ZM66 116H68V117H66ZM72 116H74L73 117V120H75L76 122L75 123H77L78 124V127H74V126H72V125H74L73 124V120H72ZM78 116V117H77ZM90 116V119L89 118H87V117H89ZM105 118H104V117ZM127 116L129 117V116H131V118L129 119V118H127ZM153 116H155V118L153 117ZM204 116H206V117H204ZM235 116V118L233 119V117ZM238 116V117H237ZM251 116H252V118H251ZM26 117H27V119H26ZM29 117V118H28ZM52 118V120L54 119V121L55 120H59V121H61V122H63V126L61 125V123L60 122H57V124H55L54 123V121H52L55 125H58V123H60V126H62L63 128L62 129H66V127H67V129L68 128H70V126L68 127V124L69 125H71V123H72V125H71V127H74L75 129H76V131L78 130L81 134H78V131H77V133H76V135H77V138L74 136L75 135V129L74 130H71V131H69V130H66V131H69V133H66V134H63L64 133V131L62 132L61 130H60V126L58 127V126H56V127H54L55 125L53 124V128H52V126H50L52 123H51V121H49L48 119H46V120H48V121H46L45 119H41V118ZM70 117V118H69ZM75 117H77L78 119H76ZM134 117V118H133ZM136 117V118H135ZM138 117V118H137ZM201 117V118H200ZM203 117V118H202ZM33 118V119H32ZM68 118V119H67ZM113 118V117H112ZM165 118V119H164ZM206 118V119H205ZM213 118V119H212ZM240 118V117H239ZM254 118H256V119H258V121H259V123L261 124V126L258 124V122H257V120H256V123L258 124V126L255 124V127H253L254 126V124L252 125V123L255 121L254 120ZM33 121V123L30 121ZM63 119V120H62ZM86 119H88L87 121H88V123L92 126V128H90V126L88 127V126H86V124L87 125H89L88 123H87V121H86ZM128 119V120H127ZM133 119H135V120H137L136 122H135V125H133L132 123V121H133ZM200 120V121H203L201 124H204V126L205 127H203L202 125V127L200 126V121H198L197 122V120ZM202 119H204V120H202ZM209 119L212 121V120H214L215 122H214V124L213 123H211L210 121H209ZM220 119V118H219ZM228 119H229V121H228ZM238 121V123H236V120ZM27 120H29V122L27 121ZM43 120V121H42ZM44 120H45V122H44ZM134 120V121H135ZM162 120H164V121H162ZM206 120H207V122H206ZM223 120H225L226 122H230L232 125H230V124H228V123H226L225 121V123L227 124V126H226V124H224L223 123ZM253 120V121H252ZM24 121V122H23ZM34 121H35V125H34ZM37 121V122H36ZM72 121V122H71ZM93 121H92V123H93ZM162 121V122H161ZM186 121H188L189 122V124L186 122ZM194 123H193V122ZM195 121L197 122V124L195 123ZM208 121L211 123V124H213L214 126H212V127H215V125L217 126L218 125V127H220V128H218L217 127V129H215L214 128V130H217V131H214V132H212L213 131V129H211L210 130V128H211V124H209L208 123ZM239 121L241 122V123H239ZM242 121H244V124L245 123H247L248 124V126L249 127H247V124H246V128H245V126H244V124L243 125H241L243 122ZM245 121H247V122H245ZM46 122H47V125H49L48 123H51L48 127H50V128H52L53 130L52 131H54L55 130V128H59V130L61 131V133H60V138L62 137L61 135L63 134L64 136L63 137H67L66 139L64 138V140H66L64 143H65V146L67 147L68 146V148L71 146V145H73L72 143H74V141H76L78 144H77V146L78 145H82L81 147H80V149H79V147H76V148H78V151L79 152H81V154L79 153V155L77 156V151H76V154H74L75 153V151H74V149L73 148H75V144H76V142L74 143V146H72V148L71 149H73V151L72 150H69L68 148V152L65 150V146L62 148H60V149H63V150H60L59 148H57V149H59V152H60V154H59V152H57L58 150H56L55 148H56V145L58 146V144H60L58 141H56V137H55V135L54 134H52V136H51V134H49L50 133V131H48L47 133H48V135H47V133H46V128H47V130H48V127H45V125H46ZM56 122V121H55ZM66 122V123H65ZM118 122V124H120ZM123 122L121 123V125H120V127L121 126H123ZM132 122V123H131ZM185 122L187 123V124H185ZM190 122H192V123H190ZM24 125H26V124H33L34 125V127H32V130H31V126L30 125H26L25 126V128H23V124ZM38 123H39V125H38ZM43 123V124H42ZM64 123L67 125L65 128H64ZM235 123H236V125H235ZM41 124V125H40ZM100 124V123H99ZM190 124L192 125V124H196V125H198V126H195V125H192L193 127L195 126V128H193V130H199L198 132L201 134V132H203L204 131V133L203 134H205V135H200L198 132H196V133H198V135H199V138H197L196 140H195V138L196 137H198V136H196L197 134L195 133V132H193V130H191L192 128V126L190 127ZM207 124H208V126H207ZM238 124H240V126H238ZM250 124H251V127H250ZM46 125V126H47ZM82 127H80V126ZM111 125V126H110ZM189 125V126H188ZM224 125H225V127H224ZM29 128H28V127ZM100 126V127H101ZM200 126V127H199ZM21 127H22V129H21ZM27 127V128H26ZM187 127H190V130H189V128L187 129ZM208 127H210L209 128V130L207 129ZM241 127V128H240ZM244 127V128H243ZM34 128H35V130H34ZM57 128V129H58ZM105 128V127H104ZM204 128H206V130L204 129ZM25 129L26 130H29L30 129V131L29 132H32V134L31 135H28L29 134V132L28 131H25ZM56 129V130H57ZM70 129H72V128H70ZM99 130L98 132H97V130ZM103 129V131L104 132H102V131H100V130H102ZM203 129V130H202ZM21 130H22V132H21ZM54 131L55 132V134H57L58 135V130L57 131ZM188 130H189V133L191 134H193L194 133V135L196 136V137H194V135H192V136H190L189 138L191 139L192 137H194V139H193V141H194V143H192V140L189 142V141H184L183 142V140H184V138H188V136L190 135V134H188V136H187V134H186V137H184L185 136V132H188ZM23 131H24V133L25 134H23ZM33 131H34V134H35V136H37L36 138H33V136H34V134H33ZM65 131V132H66ZM74 131V135H73V132ZM201 131V132H200ZM26 132H28V134L26 133ZM53 132V133H54ZM100 132H102V135H99V133ZM212 132V133H211ZM72 133V134H71ZM98 133V137H99V139H98V137L95 135V134H97ZM119 133H120V136H118L119 135ZM122 133V134H121ZM184 133V135L182 136L181 134H183ZM245 133V134H244ZM24 136H23V135ZM44 134H46V135H44ZM70 135V136H68V135ZM104 134V135H103ZM113 134V135H112ZM126 134L124 135L123 134V138H124V140H127V136H126ZM214 134V135H213ZM244 134V135H243ZM33 135V136H32ZM48 136V138L47 137H44V136ZM71 135H72V139L73 140H70L71 138H69L68 139V137H71ZM90 135L92 136V137H94V135H95V137H96V139H94V138H92V137H90ZM108 135V134H107ZM181 135V136H180ZM240 135H242V136H240ZM258 135H260L259 137H258ZM8 136V137H7ZM25 136H28V137H31V139H28V137L26 138ZM59 136V135H58ZM74 136V137H73ZM206 136H210V137H212V138H210V140H208L209 138L208 137H206ZM247 136L248 137H250V138H247ZM251 136H254L255 138H251ZM43 137V138H42ZM50 137V138H49ZM52 137V138H51ZM56 138L55 140L53 139V138ZM63 137H62V141H64L63 140ZM125 137H126V139H125ZM130 137V138H129ZM204 137L209 141L208 143L210 144H208L207 146H206V149H207V147L209 146V149H207L208 151H207V154L206 153H204V152H206V150H205V148L203 149V145L205 144L204 142L205 141H207V140H205V141H203L204 140ZM241 139H240V138ZM249 139V141H250V143H249V141H247L248 143V147H246V146H244L245 145V143H243V141H244V139ZM246 137V138H245ZM257 137L258 138H260V139H257ZM39 138H42V140L41 139H39ZM46 139V143H43V141H45V139ZM91 138H92V140H91ZM107 138V136L104 138L106 141H109L110 139H112L113 140V137L111 138L110 136H109V138L110 139H106ZM123 138H122V140H123ZM131 138V139H132ZM182 139V141H181V139ZM188 138V139H189ZM47 139H48V141H47ZM76 139V140H75ZM99 140V141H96V140ZM132 139V140H133ZM185 139V140H186ZM203 139V140H202ZM237 139V140H236ZM240 139V143H238V140ZM242 139H243V141H242ZM252 141H251V140ZM28 140H30V141H28ZM51 140V141H50ZM52 140H53V142L55 141V142H57L58 144H55V142H54V144L52 143ZM58 140V139H57ZM121 140V141H122ZM33 141V142H32ZM62 141H60L61 142V145H64V144H62L63 142ZM68 141V142H67ZM80 141H81V143L82 144H80ZM100 142V141H102L103 142V144H102V142H100V144H97L98 146L97 147H99L97 150H96V147H94L95 145V143L96 142ZM203 141V142H202ZM233 141H237L236 143H238V144H236L235 146H239L240 147V149L239 148H236L235 147V149H233L234 147H231V146H234V145H231V142H232V144H235ZM246 141V140H245ZM244 141V142H245ZM42 142V143H41ZM70 142V143H69ZM88 144H87V143ZM91 142H93V143H91ZM112 142V144L110 145V143ZM114 142H116V141H114ZM32 143H35V146L33 145H31ZM42 145L40 148H42L43 149V147L44 148H47L46 149V151L47 152H44V150L45 149H40L38 146L40 145V144ZM49 143V144H48ZM84 143H86L85 145H86V147H84L85 149L86 148H89L90 146H93L92 147V149L94 150V148H95V150L96 151H94L91 155H88L87 153H88V151H90L91 150V147L89 148V149H87V150H83L84 148H83V146H84ZM89 143H90V145H89ZM126 144L125 146H123V147H129V148H132V147H134V149H135V146H136V148L138 149V150H140L141 152V155H140V153L139 152H137L136 151V149H135V153H139V155L140 156H138V158H137V160L135 161L134 159V157L135 156H131L132 157V159L134 160H132L133 161V163L132 164H134V163H136V170H134V169H132L133 167H135L134 165L133 166H131L130 164H131V162L132 161H129V160H124L123 161V158L124 157H127L128 159H130V156H127V154H126V152H125V150L126 149H123V147L122 148H120V146L119 145H121V144ZM190 144V145H188V144ZM191 143H192V145H191ZM202 143H204V144H202ZM207 143V142H206ZM241 143H243V144H241ZM260 143H262V144H260ZM39 144V145H38ZM67 144H69V145H67ZM122 144V145H123ZM231 145L230 147H231V149L232 150H229L230 148L228 147L229 145ZM38 145V146H37ZM49 145H52L53 147H52V149L54 150H52V149H50L51 151H53L52 153L50 152V150H49V147H51V146H49ZM87 145H89V147L87 146ZM100 145V146H99ZM107 145H110V146H112L113 145V141H111L110 140V142L108 143L107 142V144H106V147H107ZM114 145H115V143H114ZM150 145V146H149ZM155 146L156 148L155 149H157V151H155V152H152V150L154 149V148H151V150H149L148 152H147V150H145L144 151V149H146V148H149V147H153V146ZM188 145V146H187ZM228 145V146H227ZM17 146V147H16ZM47 146V147H46ZM49 146V147H48ZM55 146V147H54ZM110 146H108V148L110 147ZM141 146V145H140ZM139 146V147H140ZM227 146V147H226ZM20 147H22V148H20ZM33 147H35V149L33 148ZM36 147H38V149L36 148ZM58 147H60V146H58ZM118 147V148H117ZM144 147V148H143ZM241 147H246L245 149H241ZM17 148H20V149H17ZM32 148L34 149V150H37V151H39V156H38V153H37V151H36V153H34V151H32ZM83 148V149H82ZM113 148V149H112ZM129 148H127V150H130ZM227 149V150H224V149ZM249 148V149H248ZM263 148H264V145H263ZM4 149H9V151L7 152L6 150H4ZM21 149H23V150H21ZM107 149V148H106ZM115 149V150H114ZM121 149H123L124 151H122ZM237 149V150H236ZM250 150L249 152L248 151H246V150ZM261 149H262V151H261ZM3 150V151H2ZM24 150H28L29 151V153H27V152H25ZM105 150V149H104ZM203 150H205V151H203ZM221 150L223 151V153L225 154V152L227 151L228 152V156H229V153L231 152L233 155H235V156H237V154H239L238 156V158H240V155H242V154H240L242 151H246V152H248L249 153V155H248V153L247 154H245V152H243V155H244V157L246 156V159H247V157H249V161L251 162V163H253V165L254 166H256L257 165V163H258V167L256 166V167H253V166H251V167H248L247 165H244V163L245 162H249L248 161V159H247V161H243L241 158H240V164L241 163H243V165L244 166H246V167H248V169H251V170H247V169H245V167L244 166H242V165H240L244 170H237V168H236V166H239V163H237L236 164V161H238L239 162V160L237 159V157H233V159L235 160V159H237L236 161H233V162H231L230 164H229V162H227V159H225V158H227L226 157V155H227V152H226V154L225 155H223V157H220V158H218V156L216 157V155L217 154H220L221 153ZM234 150H236L235 152H232V151H234ZM242 150V151H241ZM2 151V152H1ZM12 153H11V152ZM62 151V152H61ZM64 151H66L65 153H63ZM70 151H72V152H70ZM102 151V150H101ZM106 151L107 150H105V153H106ZM150 151H151V153H150ZM230 151V152H229ZM240 151V152H239ZM20 152H22L21 154H20ZM32 152L34 153V155L32 156L31 154H32ZM40 152H42V154H43V152L47 155V153H48V155L46 156L45 154H41ZM49 152L52 154H50V156H49ZM128 152V151H127ZM132 152H134V150L132 151ZM200 152H202V153H200ZM264 152V151H263ZM8 155H7V154ZM23 153H24V155H30V157H32V158H30V160H28V161H25V160H27V158L29 159V155L27 156V157H24L23 156ZM31 153V154H30ZM63 153V154H62ZM67 153V154H66ZM89 153H91V152H89ZM97 153H98V151H97ZM103 153H104V151H103ZM103 153H102V155H103ZM134 153V155H136ZM148 153L149 154H152V156L154 155L155 157H152V156H148ZM153 153H157L156 155L155 154H153ZM198 153V155L199 156H194L195 154H197ZM205 155H204V154ZM223 153H221V154H223ZM230 153V154H231ZM236 153V154H235ZM6 154V155H5ZM64 154H66V155H64ZM144 154V155H143ZM147 154V155H146ZM201 154H203V155H201ZM231 154V155H232ZM257 154H258V156L260 157V158H258V156H257ZM22 155V156H21ZM45 155V161H43V162H39V160H40V158L42 157V156H44ZM129 155H131V152L129 153ZM133 155V154H132ZM229 156V159H230V161H231V157L232 156ZM243 155L241 156V157H243ZM13 158V160L10 158ZM16 156H18V157H16ZM36 156H38L37 158H36ZM95 156H101L102 157V160L101 161H99L100 160V157L99 158H97V160H98V162H96V161H94V160H96V159H94L95 158ZM104 156V155H103ZM113 156H114V160H113ZM163 156L164 157H166L167 159L169 158V160H167L168 162L166 163L165 161V159L163 160ZM180 156H182L181 158H183V156L186 158H183L184 160H185V162H182V160L183 159H181L180 158V160H181V162H179V160H178V158L180 157ZM202 156V157H201ZM222 156V155H221ZM4 157H5V160H4ZM15 157H16V160H15ZM20 157V158H19ZM21 157H24L25 159H21ZM195 157H196V159H195ZM198 157V158H197ZM199 157H201V159L199 158ZM225 157V158H224ZM243 157V159H245ZM19 158V159H18ZM42 158H44V157H42ZM93 158V159H92ZM111 158V159H110ZM126 158V159H127ZM7 159H10L11 161H8ZM38 159V160H37ZM125 159V158H124ZM159 159H162L165 163H163L161 160H159ZM195 159V160H194ZM199 159V161L201 160L202 161V159H203V161H202V163H200V166L201 165H205L204 167H199V168H197L196 167V164H195V161L196 160H198ZM2 160H4V161H2ZM18 160V161H17ZM20 160H22V161H20ZM32 160V161H31ZM41 160H44V159H41ZM40 160V161H41ZM111 160H113V162L111 161ZM131 160V159H130ZM242 160V161H241ZM15 161V162H14ZM51 161H50V163H51ZM92 161H94V162H92ZM176 161H178V163H176ZM200 161V162H201ZM6 162V163H5ZM40 164H39V163ZM60 162V163H59ZM130 162V163H129ZM161 162L165 165H162L161 164ZM250 162L248 163L249 165H251L250 164ZM261 162V163H262ZM5 163V164H4ZM13 163H11V164H9V165H12ZM29 163V165L28 166H31V164ZM51 163V164H52ZM59 163V164H58ZM94 163V164H93ZM96 163H98V165L96 164ZM144 163L146 164L147 163V165H148V163H150V165H153V166H155V169H152L151 168V170H149L150 172H148V169H149V167H151V166H147V168H145V166H144ZM182 163V164H181ZM197 165L199 166V162L197 161ZM247 163H245V164H247ZM102 164H101V166H102ZM111 164V165H110ZM114 164V165H113ZM141 164L144 166V171H145V169H147L146 170V172H144L143 170H142V174L140 173H136V175H135V173H134V175H135V177L132 175V178L133 179H136V176H138V175H140L139 177H138V179H139V182H138V180L137 181H135V180H133V182H136V184H137V186L140 184V185H142L143 183H145L144 184V186L146 185L147 186V183H146V181H148L149 182V184H148V186H149V188H152V187H156V185H157V182H156V185H155V183H153V181H156V179L157 180H159L160 182H158V186H157V189L158 190H154L155 191V193H157V195H155V193L154 194H151L152 192H154V191H152V190H150V191H152L151 193L149 192V193H147V196L148 197H151V196H149L148 194H150V195H155V196H153V197H151V198H149V199H151L150 201H152L153 202V200H152V198L154 199L156 196H157V198H158V194H161L159 197L160 198H156L155 199V202L156 203H152V205H156L157 204V201L160 199L161 200V202H160V200H159V202L161 203V206L162 205H164V206H162V207H160V208H164L165 207V211L166 210H170V208H174V207H179V208H181L180 210H182L183 212H184V214H183V216L182 217H180V215H179V211H178V217H177V214H175L173 211H176L177 209L179 210V208H174L175 210H173V211H171V213L173 214V215H176V218H173L172 220H170V218L168 217V219L171 221V222H174V221H176V223H178V226H177V224L176 225H173V224H171L170 223V225H172L171 227H173V226H176L177 228L175 229V231L173 232V231H171V234H173V236L170 234V232L169 231H167L166 232V230H165V226H163V225H165L162 221V224H161V222L158 220V219H156L155 221H153L154 220V218H152L153 217V215L155 214V212H157L158 211V214H160V213H162V212H160L159 213V210H157V208L159 209V206L157 205V207H156V209H153L152 210V208H151V210L152 211H146L145 209L147 208V209H150V207H152V206H150V207H148V204H147V202H145V200L146 201H149V200H147L146 198H145V200H144V197L145 196H143V195H146V194H143V195H139V193H142L143 191V189L144 190H146V191H144V192H147L148 190H147V188H148V186H147V188H144L143 187V185L142 186H138V191H139V193H137L136 192V187L134 188V186L136 185L135 183H133V182H131V181H129L128 180V178L127 177H129L130 175H131V173L133 174V172H136V171H141V168L138 170L137 168H139L140 166H141ZM232 164V165H231ZM233 164H235V165H233ZM256 164V165H255ZM5 165V166H4ZM27 165V164H26ZM34 165H32L33 167H34ZM39 165H40V169H39ZM260 165V166H259ZM50 166V167H51ZM92 166H93V172H94V178H92V179H90L91 177H92V175H90L91 174V172H90V169L92 168ZM139 166V167H138ZM190 166V167H189ZM192 166H194V170H192L191 169V167ZM210 166H214V170L211 168L210 170H213V171H215V174H214V176H215V179H217L218 180V182H217V180H215L216 181V184L217 183H219L220 181H221V177L220 178H218V176H217V174L218 175H221V174H223V173H225V176H224V174L222 175V177L224 176V180L223 181H221V183H222V185H223V187H224V189H226L227 188V186H225V185H228V187H229V182H231L232 181V179H233V182H234V180H235V182H237L236 183V186L234 185V183H232L231 182V184H233V185H231L230 184V186H234L235 188H230V189H228V191L229 190H233L231 193H229L228 191H224V189L222 190V191H220L222 188L219 186V185H221V183L219 184V185H215V183L213 184V179H214V176H213V174L212 173H214V172H211L210 170H209V168H210ZM20 167H22L21 169H20ZM32 167V168H33ZM35 167V168H36ZM132 167V168H131ZM188 167L190 168V170H188ZM241 167H239V168H241ZM253 167V168H252ZM11 168V167H10ZM17 168V169H16ZM27 168V169H26ZM32 168L31 169H29V171H32ZM70 168H72V170H73V172L71 171V169ZM100 168H105V169H100ZM129 169V170H126L127 172L129 171V173L128 174H130L129 176H128V174H125V175H127V177L124 175V177H126V178H124L123 177V183H124V185H122V187H126L127 189H129V190H131V191H133V190H135L134 192H136V193H133V194H130V193H132L131 191L130 192H128L127 190H126V188H125V190L128 192L126 195H124V194H122L123 192V190H121V182H122V176H123V174H124V172H125V169ZM176 168V169H175ZM183 168V169H182ZM184 168H187V172L185 173L186 175L184 176V175H182V173L184 174V171L186 170V169H184ZM193 168V167H192ZM202 169V171L201 172H203V168H204V172H206L207 173V175H205L206 177L204 178L203 176H201V181H198V180H200V179H198L197 181L198 182H200L201 184L202 183H204V181H205V183L204 184H202L203 186H202V188H203V191H208V192H211L210 193V196H209V193H208V195H207V193H206V195H204L205 196V199H206V197H207V200H209L208 199V197L209 198H212V194L213 193H215V191H216V195L217 196H219V197H221V198H217L215 195V197L218 199L217 201L215 200V199H213V201L214 202H212V199L210 200L212 203H211V206H208V205H205V204H207L206 202H208L209 203V201H206V200H204V197L202 196L203 194H200V191H201V186H200V188H199V185H198V188H197V191H196V186H197V184H198V182L197 181H194V177H197V178H199V176H195V172L196 171H198L197 173L199 174V170H201ZM254 168H257L256 169V171H255V169ZM19 169V170H18ZM59 169H61V170H59ZM177 169H180V170H183V172L182 171H180V172H182V173H180V174H178V172H176L175 174L176 175H182L183 177H184V179H185V177L186 178H191V180H193V182L190 180V179H186L185 180V182H183V180H181V178H183L182 176H181V178H178L179 176H177V178H176V175H174V178H176V179H178V180H176V183L177 184H179V185H177L178 187H176V186H173V185H171V181H175V180H173L174 178H173V175L171 176V174H173L172 172H175V171H177ZM195 169H199V170H195ZM205 169H207L208 171H210V172H207ZM253 169H254V171H253ZM7 170V171H6ZM18 170V171H17ZM22 170V171H21ZM34 170V169H33ZM45 170L46 169H44V172H45ZM57 170V171H56ZM89 170V171H88ZM130 170H131V173H130ZM133 170V171H132ZM166 170V171H165ZM173 170H175V171H173ZM220 170H221V172H220ZM228 170H237V172L238 173H241L242 171H244V173H245V171L247 170L248 172H249V174H247L246 173V175H249L248 177H246L245 176V174L244 173H242V174H244V176L245 177H243L241 174H237L236 173V171H234L235 173H236V175H234L235 176V179L234 178H232V179H230V177H234L233 176V171H231V173L230 174H228L229 173V171ZM17 171V172H16ZM59 171H61V173L63 174V175H65V178H64V176L62 175V179H65V181H66V186H64V188H61L63 185V183L61 184V182H58V178H60V175H59ZM72 172V173H77V171H78V173L77 174H72V173H70L71 174V179L69 178L70 176H68V174L67 173H69V172ZM76 171V172H75ZM219 172V173H217L216 174V172ZM224 171V172H223ZM228 173H227V172ZM246 171V172H247ZM250 171H252V173L250 172ZM14 174L15 172H16V174H14V175H17V173L18 172H22V173H20V174H18L17 175V178H16V176H14L15 178H13L12 179V177H10V178H8L9 176H11V174L12 173ZM35 172V171H34ZM45 172V173H46ZM57 172V173H56ZM90 174H89V173ZM93 172H92V174H93ZM258 172V173H257ZM3 173V174H4ZM8 173H11V174H8ZM32 173H33V171H32ZM43 173V171L41 172V174ZM126 173V172H125ZM146 173H148V175H149V177H152L151 179H149V177L148 176H146L147 174ZM251 173V174H250ZM13 174H12V176H13ZM22 174V175H21ZM34 174H33V179L32 180H34ZM58 174V175H57ZM66 174H67V176H66ZM201 174V173H200ZM199 174V175H200ZM226 174H227V176H226ZM20 175V176H19ZM24 175H25V173H24ZM39 175V174H38ZM52 175V176H53ZM77 175V177H75ZM229 175H230V177H229ZM240 177H239V176ZM4 177H5V174L3 175ZM19 176V177H18ZM56 176V177H55ZM74 176V177H73ZM142 176H146L145 177V179H148V180H146L145 181V179L143 178V180L141 181L140 180V178L142 177ZM172 177L171 179L172 180H170V182L169 181H167V179H166V181H167V183L169 182V184L170 185H168L167 183H164V182H166L165 181V178L166 177ZM236 176L240 179L239 181H240V183L242 184V186L241 187H239V183H238V178L236 179ZM30 177H31V175H30ZM73 177V178H72ZM88 177H89V179H88ZM203 177V178H202ZM241 177H243L244 179H246V178H249L250 177V179H246L245 181H243V183H242V180H244L243 178H241ZM39 178H41V179H39ZM51 178V179H52ZM57 178V179H56ZM70 180H69V179ZM130 178H131V176H130ZM129 178V179H130ZM153 178H156L155 180L153 179ZM3 179V177H1V181H3V182H5L6 181V178H5V180H2ZM16 179V180H15ZM36 179H35V183H37V181H36ZM55 179L57 180V182L59 183L58 185H59V188H58V186L57 185H54V186H56L55 188H57V189H61V191L63 192L64 190H66L67 188H68V185H71V187H72V189H71V187H69L70 189H71V191H69L68 189V191H66L67 192V196H66V194L65 195H63L64 193H66L65 191L61 194V192L58 190V192H55V189H53L54 188V186L52 185L53 183H55ZM127 180V182L129 183V184H127L126 183V180ZM203 179H204V181H203ZM228 179V180H227ZM231 181H230V180ZM242 179V180H241ZM9 180H10V182H9ZM152 180V181H151ZM169 180V179H168ZM225 180L228 182V184H227V182H225ZM0 181V182H1ZM12 181V182H13ZM69 181V182H68ZM179 181H180V183L181 182H183V183H181V184H184L185 183V185L187 184V186L189 187V188H192V187H195L194 188V191H193V193H195V195H197L196 193H198V194H200L198 197H199V200H198V197L196 198L198 201L197 202H201L200 204H202V203H204L205 201V204H203V205H201L200 206V204L198 205L197 204V202H195L194 203V197L195 196H193V198H191L192 197V195H193V193H192V191L191 190H193V188L192 189H190L189 190V188H187V186H185V185H181L180 183H179ZM188 181H190V183H188ZM203 181V182H202ZM3 182H1V184L3 183ZM26 182H28V181H26ZM142 182V183H141ZM191 182H192V185L194 184V185H196V186H190V184H191ZM195 182V183H194ZM196 182H197V184H196ZM7 183V182H6ZM9 183H11V184H9ZM14 183V182H13ZM20 183V184H19ZM37 183V184H38ZM44 183V182H43ZM112 183H114V184H116V186H117V188L118 189H116V188H109V185H114V184H112ZM126 183V184H125ZM139 183V184H138ZM174 183V185H176V183L175 182H173ZM0 184V185H1ZM4 184V183H3ZM36 184V185H37ZM189 184V185H188ZM213 184V185H212ZM225 184V185H224ZM39 185L37 186V187H39ZM60 185H61V187H60ZM77 185V186H76ZM126 185V186H125ZM127 185H129V188L127 187ZM151 185V186H150ZM214 185H215V188L217 187V190H219L218 189V187L220 188V190L219 191H217V190H215V189H213L214 188ZM22 186V185H21ZM20 186V187H21ZM25 186H26V184H25ZM33 186V187H32ZM78 186H83L82 188L80 187V189L79 188H76V187H78ZM132 188H131V187ZM145 186V187H146ZM182 186H184L185 188H187L188 189V191L189 192H191V194L190 193H185L186 191H184L183 189V187ZM238 186V187H237ZM67 187V188H66ZM140 187V188H139ZM141 187H143V188H141ZM159 187V188H158ZM212 189H211V188ZM226 187V188H225ZM30 188V187H29ZM33 188V189H32ZM204 188H206V190H204ZM238 188H240V190L241 189H243V191L241 192V191H239V189ZM16 189H17V191H19V192H15L16 191ZM23 189V190H24ZM37 189V190H36ZM41 189L43 190V191H41ZM56 189V190H57ZM64 189V190H63ZM133 189V190H132ZM154 189H156V188H154ZM199 189V190H198ZM7 190H6V193H7ZM34 190V191H33ZM121 190V191H120ZM124 190V191H125ZM214 190V191H213ZM227 190V189H226ZM37 191H39V192H37ZM142 191V192H141ZM158 191V192H157ZM203 191H201V192H203ZM213 191V192H212ZM236 191H237V193H236ZM238 191L239 192H241V194L239 193L238 194ZM22 192H24V191H22ZM29 192V193H28ZM34 192H37V195H36V193H34ZM41 192V193H40ZM43 192H45V193H43ZM122 192V193H121ZM217 192H219V193H217ZM10 193H12V194H10ZM14 193H16V195H14ZM18 193H19V195H18ZM32 193H34L33 195H32ZM48 193V194H47ZM68 193H69V195H68ZM229 193V194H228ZM9 194H10V196H13V197H16L17 195H18V197H21L22 198V196H24L25 198H19L18 200H21V203H18V200H16L17 202H15L14 203V201H13V199L14 198H12V197H10L9 196ZM27 194L28 195H32L31 196V202L32 201H34V203L32 202H29L30 201V199H28L29 197H27ZM39 194V195H38ZM186 194H188V195H190V197L188 198L187 197V195ZM205 194V193H204ZM227 194V195H226ZM233 194H238L237 196H241L240 198H238V199H235V198H237V196L235 195V201H234V199H233V197L231 196L230 198L233 200H230V199H228V197L230 196V195H233ZM26 195V196H25ZM71 195V196H70ZM72 195H73V199H77V198H79L78 199V201L77 200H72L71 201V206H69L68 204H70V203H68V200H71L70 198L72 197ZM77 195V196H76ZM128 195V196H127ZM212 195V196H211ZM229 195V196H228ZM127 197V199H125V200H128L129 199V203H125L124 202V207L121 209L124 213H120V211L118 212V213H120V215L119 214H117V212H113L112 210H115V209H117V207H118V205H119V203H120V205L123 203V198L122 197H124V198H126ZM129 196H131V198H132V200H131V198L129 197ZM162 196H164L166 199H167V201H169V202H167L166 201V199L164 200L163 199V197ZM201 196H202V199L204 200V201H202L200 198H201ZM228 196V197H227ZM243 196V197H242ZM10 197V198H9ZM66 197V198H65ZM141 197H143V198H141ZM161 197H162V199L166 202V204L167 205H169L170 204V207H168L166 204H163V202H162V199H161ZM225 197L227 198V200H230V201H228L227 203H228V205H227V207L226 208H229V210H227V212H230V210H231V208H232V210H231V213H234V214H232V216L231 215H228L227 214V216H231V217H228V219H225L224 218V216L223 215H225L227 212H226V210H225V212L223 211V209H226L224 206H222V207H224L223 209H222V211L225 213V214H223V212H221L223 215V218H221V219H216V218H219L220 216H221V214H220V216H219V212L217 211V210H219V208L217 209L216 207H213V205L214 204H218V206H221L222 204H220L221 202L220 201H222V203H223V200H224V202H226L227 200H225ZM245 197V199H243ZM261 197V198H262ZM34 198V199H33ZM67 198H69L67 201H66V199ZM122 198V199H121ZM135 199V201L137 202V200L139 201V204H138V202H137V204H138V207H139V210L141 211V210H144V212H147V217H151L153 220H152V223H148V222H150L149 220H148V218H145V219H143L145 216H143V217H141V215L143 214L142 212L143 211H139V210H137L138 209V207H137V205H136V210L135 211H133V215L131 214V216L129 215V212L128 211H130L129 209L130 208H132L133 209V205H132V207H131V203H134V199ZM191 198V199H190ZM259 198V197H258ZM255 199V201L256 202H258L259 201V199ZM15 199H17V198H15ZM24 199H25V201H24ZM28 199V200H27ZM137 199V200H136ZM187 199H189V200H187ZM219 199H221L220 201H219ZM242 201H241V200ZM264 199V198H263ZM3 200L6 202H8V203H6V205L4 204L5 202H3ZM23 200V201H22ZM119 200H121V201H119ZM193 200V202H189V201H192ZM237 200V201H236ZM241 201V202H239V204L237 203L238 201ZM245 200V201H244ZM260 200H262V199H260ZM74 201H76L75 203H74ZM131 201H133V202H131ZM149 201V202H150ZM220 203H219V202ZM263 201V200H262ZM261 201V202H262ZM20 202V201H19ZM119 202V203H118ZM148 202V203H149ZM164 202V203H165ZM216 202V203H215ZM261 202H258V203H261ZM0 203V204H1ZM67 203V204H66ZM74 205H73V204ZM109 205H108V204ZM237 203V204H236ZM46 204V208L44 207V205ZM216 204V205H217ZM220 204V205H219ZM224 204V203H223ZM226 204V203H225ZM224 204V205H225ZM263 204V205H262ZM262 204H260V206H262L260 209H262V208H264L263 206H264V201L262 202ZM16 205V206H15ZM35 205H36V207H35ZM68 205V206H67ZM110 205L112 206V207H110ZM114 205H116L115 207V209H114ZM128 205V206H127ZM238 205V206H237ZM121 206H123V205H121ZM126 206H127V208H126ZM129 206H130V208H129ZM147 206V207H146ZM229 206V207H228ZM41 207H43V209L41 208ZM50 207L52 208V207H54V208H52L51 210H50ZM110 207V208H109ZM168 207V209H166ZM231 207V208H230ZM16 208H17V210H16ZM44 208H45V210H44ZM47 208H49V209H47ZM112 208V209H111ZM118 208H120V206L118 207ZM127 209L126 211H124L125 209ZM134 208H135V206H134ZM172 208V209H173ZM213 208H216V209H213ZM256 210H255V209ZM41 211H40V210ZM47 209V210H46ZM4 210V209H3ZM49 210V211H48ZM53 210V212L52 213H49V212H51ZM134 210V209H133ZM212 210L214 211V210H216V212H218V214H216L215 212V214H216V216H215V214L213 215V214H211L212 213ZM46 211H48V213H45ZM117 211V210H116ZM140 212V215H139V219H138V213ZM155 211V212H154ZM165 211L163 210V212L164 213H162V215L164 216V215H166V213L168 212H166L165 213ZM182 211H180L181 213H183ZM220 211V210H219ZM256 212V214H257V217H255L253 214H252V216H254L255 217V219L253 220V218L254 217H252L251 216V214L250 213H252V212ZM39 212L41 213V214H39ZM136 212H138V213H136ZM154 212V213H153ZM177 212V211H176ZM260 212V213H259ZM126 213H127V218L125 217L124 219H125V225L123 224L124 222H123V219H122V222L123 223H120V219H119V216H121L120 218H123L124 216L123 215H126ZM169 213L170 212H168L167 213V215L169 216ZM186 213V214H185ZM189 213V214H188ZM204 214L205 216L207 215V216H209V215H211L210 217H214V219L215 220H213L212 218H210L213 222H214V224H212L213 222L211 221V220H208L207 221V218L209 219V217H207L206 219H205V222H208V223H210V225L209 224H207L209 227H207V225L205 224V222H204V219H203V217H204V215H202V217H200L199 218V216H200V214ZM230 213V214H231ZM43 214V215H42ZM50 214H51V216H53L52 217V220H54V221H52L51 220V218H49L48 219V216L50 217ZM53 214V215H52ZM119 215V216H117V215ZM188 214V215H187ZM190 214H191V216H193V217H191L190 216ZM39 215H41V216H47V218L44 216V221H43V219H41V217L39 218V220H38V217H39ZM128 215H129V217H128ZM134 215H136L137 216V218H136V216H135V218L134 219H138L137 221H138V223L140 222V224H138L137 223V226H136V222L135 223H133L132 224V222L130 223V224H132V227H133V229L131 228V226L129 227V223H127L128 221L130 222V220L132 221L133 220V216ZM146 215V214H145ZM162 215H160V218L162 217ZM182 215V214H181ZM184 215H187V217H188V223L190 224V225H192L191 226V228H190V225H189V229H188V231L186 230L187 228L185 227V225L184 226H182V227H185V228H181L180 226L182 225V224H180L179 225V223H182V221H183V223H185L186 222V224H187V220H186V218L184 217ZM195 215H197L198 216V218H199V220L200 219H202V220H200L201 222L203 221V223L206 225V228L204 227V229H203V226L204 225H202L201 223V225H199V223H198V226H202V227H198V230L196 229V231H194V229H195V226H193V221H195L196 219H195V217H197V216H195ZM9 216V217H8ZM38 216V217H37ZM155 217H156V215H154ZM218 216V217H217ZM221 216V217H222ZM250 216L252 217V218H250ZM37 217V218H36ZM118 217V218H117ZM132 218V219H129L128 220V218ZM170 217H171V215H170ZM175 217V216H174ZM180 217V218H179ZM189 217H190V219H189ZM12 218V219H11ZM45 218H46V220H45ZM69 218H71V219H73V221H75V224L74 223H70L71 222V220H69V222H68V219ZM163 218V217H162ZM161 218V219H162ZM165 218H166V216H165ZM182 219V220H180V221H178V220H174V219ZM191 218L193 219V221L191 220ZM197 218V219H198ZM249 218H250V220H253V221H249ZM40 219H41V221H40ZM116 219H118V221H119V223H118V225H116V224H112V223H114V222H112L111 220H113V221H116ZM141 219H142V221H145V223L144 222H141ZM184 219L186 220V221H184ZM228 220L229 221V223H227V221H226V223L228 224H226L225 225V227L224 226H222L223 225V223H224V220ZM51 220V221H50ZM60 221L59 223L58 222H55V221ZM110 220V221H109ZM135 220V221H136ZM157 220H158V223H160V225L159 224H157ZM163 220V219H162ZM191 222H190V221ZM223 220V221H222ZM38 221V222H37ZM61 221H64V223H65V225H66V227L67 228H69L68 226H67V224H70L72 227L75 225V227H73V229H72V227L71 228H69V229H67L66 227H65V225L64 224H62L61 223ZM117 221V222H118ZM127 221V222H126ZM165 221V223H166V221H167V218L164 220ZM212 223H211V222ZM39 222H42V223H44V225L43 224H41L42 226H40V225H38L39 224ZM47 222V223H46ZM50 222V223H49ZM68 222V223H67ZM99 222H101L100 224H102L101 225V227H100V225H99ZM105 222H108V223H106L105 224ZM111 222V223H110ZM133 222H134V220H133ZM148 224H150V225H148ZM153 222L155 223V224H157V225H155L154 224V226L153 227H151L152 225H153ZM3 223H6V224H4L3 225ZM11 223V224H10ZM36 223V224H35ZM46 223V224H45ZM54 223V224H53ZM61 223V224H60ZM146 225V226H144V224ZM168 223V222H167ZM175 223V222H174ZM193 223V224H192ZM47 224H50V225H54V228L53 227H49L50 225H47ZM55 224H57V225H55ZM73 224V225H72ZM97 224H98V226H97ZM103 224H105V226L103 227ZM119 224H121V225H123V226H121V225H119ZM126 224H129L128 225V227H127V225ZM5 225H7L6 227H8L9 225H11V226H9V230L10 231H8L7 229H6V227H4L3 228V226H5ZM45 225H47V226H45ZM141 226L140 227V229H139V226ZM142 225L145 227L144 229L142 228ZM170 225H167L168 227V229L170 230V229H172V228H169V226ZM197 225V224H196ZM212 225V228H213V230H212V228L210 227ZM55 226L57 227V226H60V227H58L57 228V230H55ZM158 226V227H157ZM161 226H163V227H161ZM2 227V228H1ZM12 227H13V229H15L14 230V232H13V229H12ZM42 227H45V228H43L42 229ZM62 227H65V228H62ZM103 227V228H102ZM138 228L137 230L135 229L134 230V228ZM147 227V228H146ZM23 228V229H22ZM47 228V229H46ZM50 228H52L53 229V231H52V233L54 234V236L56 237H54L53 236V234H52V236L50 235V234H48L47 232H49L48 230H50ZM126 228H128L129 229V231H130V233L128 232V229H126ZM142 228V229H141ZM174 228V227H173ZM179 228V229H178ZM185 229L187 232H188V237L186 238L185 236H187L186 234H184L183 235V233H181V232H184V230L182 231L181 229ZM192 228H193V232H192ZM197 228V227H196ZM208 228H210L209 229V231H208V234H210V233H212V234H217V231H218V236L220 237V236H222V237H220V239L222 240V238H224V239H228L229 240V243H231L230 245H232V246H230L228 243H226L227 245V248L225 247V242H226V240L224 241V240H220L221 242H219V239H217V238H215V236L213 235V239L215 238L216 240H218V241H215V242H219V243H221L222 244V246L223 247H221V244H220V246H219V244L217 245L213 240H211V238H209L208 239V237H210V236H208V235H206L205 233H207L206 231L208 230ZM224 228H226V230L227 231H225V229ZM1 229H3L4 231L3 232H5V231H8L7 232V234H6V232L3 234V232H1ZM46 229V230H45ZM59 229H61V230H65V229H67V230H65V231H62L61 232V235H60V233L58 234V232H60L59 231ZM70 229H71V231L73 232V233H71V231H70ZM77 229V230H76ZM132 231H131V230ZM159 229H162V230H164V231H162V230H160L159 231ZM206 229V230H205ZM220 229H224V232H226V235L225 234H223L224 232H221L222 233V235H221V233H220ZM77 232H75V231ZM179 230H181V234L184 236V238L183 239H180L179 238V236H177V237H175L176 235H178L179 234ZM217 230V231H216ZM253 230V232H256L255 234L256 235H252V237H253V240H251L252 238H248V236L247 235H249V232L250 231H252ZM25 231V232H24ZM70 231V232H69ZM159 231V232H158ZM162 231V232H161ZM185 231V232H186ZM192 232V233H189V232ZM216 231V232H215ZM222 231V230H221ZM258 231V232H257ZM26 232H28V234H26V236H24V234L26 233ZM29 232H30V234H29ZM56 234H55V233ZM152 232H158L157 234V236L158 237H160V238H153L154 240H153V242H152V240L151 239H149V237L148 236H150V235H154L155 237H156V235L153 233L152 234ZM163 232H165V235H167L166 236V238L165 237H162V233ZM175 232H177L178 234H176V235H174L175 234ZM186 232V233H187ZM253 232H251V233H253ZM69 234L68 236L67 235H65V237L63 236L64 234ZM75 233V234H74ZM189 234H191L192 236H189ZM206 235V237L207 238H204V236ZM0 235V236H1ZM5 235V236H4ZM10 235V236H11ZM24 236V238H23V236ZM56 235H58V237L60 238V237H62V239L60 238H58ZM163 235H164V233H163ZM211 235V234H210ZM216 235V236H217ZM223 235H225L224 237H223ZM246 235V236H245ZM153 236V237H154ZM170 236H172V237H175V238H172V239H170L169 237ZM196 236V237H199V241L201 240L203 243H205V244H207L206 246H205V248L207 249V247H208V243H209V241L211 242V243H209L210 245H212V241L214 242V244H216L217 245V247H216V245H214V247H213V245H212V247L214 248V249H216L217 248V250H212V253H214L215 251V254H213L214 255V257H212V259H211V256H213V255H211L210 254V252H208L209 254H210V257L208 256H205V255H208V254H205L204 253V257L203 256H200L199 254L200 253H203L202 251H200L198 254L196 253V252H198L199 250H196V249H199L200 248V246L198 247V245H200V243L202 244L201 246L204 248V246H203V243L200 241V243H199V241H197L198 239H196L195 241H193V239H194V237ZM243 236H245V237H247L248 239H250L249 241H247V240H245V238H243ZM249 236H251V235H249ZM17 237H19V238H17ZM191 237H193V239L191 238ZM218 237V238H219ZM227 237V238H226ZM2 237H0V239H1ZM151 238V237H150ZM162 238H165L164 240L162 239ZM190 238V240H188ZM200 238H202V239H207V240H209V241H206V242H208V243H206V242H204L202 239H200ZM19 239V240H18ZM156 239V240H155ZM159 239V240H158ZM163 240V242H164V247L162 246L163 245V243L161 242L162 240ZM191 239H192V241H191ZM214 239V240H215ZM243 239L245 240L244 242H243ZM21 240V241H20ZM151 240V241H150ZM158 240V242L157 243H155L156 245L154 246V242H156ZM161 240V241H160ZM168 240H170L169 241V244H168ZM186 240V241H185ZM228 240H227V242H228ZM0 241H2V240H0ZM131 241H132V243H134V245H132V243H131ZM134 241H137V242H134ZM162 243V245H160L159 243L160 242ZM165 241H167L166 243H165ZM189 241H191V242H189ZM224 241V242H223ZM18 242V243H17ZM140 242H141V245H140ZM142 242L144 243V244H142ZM181 242H187V243H189L188 245H191L192 244V242L193 243H195V245L194 246H196V247H194L195 248V250L194 249H191V248H193V246H190V249H188V248H185V247H183V246H185V244H181ZM245 242H247V243H245ZM4 243V244H3ZM138 243V244H137ZM151 243H153L152 244V246H154L155 248H157L158 247V244H159V246H160V248L158 247L157 249H155L154 251H157L158 249H160L158 252H154L153 250H151L152 248L154 249V247H151L150 246V244ZM191 243V244H190ZM224 243V244H223ZM245 243V244H244ZM1 244V243H0ZM9 244H11V245H9ZM125 246H124V245ZM204 244V245H205ZM244 245V247L247 249H245L244 250V248H239L238 246H243ZM137 245L138 246H142V247H140V249L142 250V252L141 251H139L138 252V247H137ZM123 246H124V248H123ZM131 246H133V248H131ZM151 247V249H149L150 247ZM162 247L165 249V248H167V250L165 249V251H164V249H162ZM170 247V248H169ZM189 247V246H188ZM202 247H201V249L200 250H202ZM211 247V249H213ZM218 247H220V249H224V248H226L227 250H229L228 248H230V250L229 251H231L230 253H228V252H224V251H221V252H219V250H218ZM238 247V248H237ZM252 247V248H251ZM143 248H146V251H145V249L143 250ZM168 248H169V250H168ZM204 248V249H205ZM208 248H210V247H208ZM231 248L233 249V250H231ZM252 249V251H251V249ZM2 249H3V247H2ZM1 248H0V250H2ZM138 249V250H137ZM147 249L149 250L148 252H150V250H151V252L153 251V253L151 254V252H150V254L147 252ZM170 249L172 250V252H170ZM203 249V250H204ZM205 249V250H206ZM239 249V251L237 252V250ZM243 251H242V250ZM8 250V251H7ZM177 252V254L175 253V251ZM254 250V251H253ZM162 253H165L166 251H168V252H170V253H168V252H166L165 254H166V256H164V255H162V254H160L161 252ZM164 251V252H163ZM249 251V253H250V251H251V253H250V255L248 256V255H243V252H244V254L245 253H247ZM117 254V256L118 255H120V256H118V258H119V260H118V258H117V256H116V254ZM119 254H118V253ZM140 252H141V255H140ZM146 253V255H147V257H145L146 255H145V253ZM239 254H237V253ZM253 252V253H252ZM114 253V254H113ZM138 253H139V255H138ZM158 253V254H157ZM167 253H168V257L170 256V259L172 258V259H174L175 261H173V260H168V257H167ZM207 253V252H206ZM240 253L243 255V257H241V255H240ZM5 254V253H4ZM110 254H113L112 255V257H111V255ZM173 254V255H172ZM131 255L133 256V257H131ZM143 255V256H142ZM159 256L158 258L159 259H157L156 257H153V256ZM162 255V256H161ZM176 255V256H175ZM217 255V256H216ZM237 255H238V257H237ZM0 256V257H1ZM12 256V257H11ZM139 256V257H138ZM153 257V259H152V257ZM161 256V257H160ZM221 256V257H220ZM163 257H165V259H167V261H165L164 260V262H162L163 261V259H160V258H163ZM115 258V259H114ZM130 258H131V260L134 262V263H132V261L130 260ZM133 258V259H132ZM143 258V259H142ZM146 258V260H144ZM151 258V259H150ZM156 258V259H155ZM214 258V259H213ZM220 258H224V260L222 261ZM240 258L243 260L242 262H240ZM125 259V260H124ZM6 260V261H7ZM117 260H118V262H117ZM122 260H124V261H122ZM128 260H130V262H126V261H128ZM156 260H162L161 262H157ZM205 260V261H204ZM219 260H221L223 263H221V261L219 262ZM227 260V262H225ZM245 260V261H244ZM0 261H1V258H0ZM145 261H147V262H145ZM152 261H151V263L150 264H152ZM188 263H187V262ZM204 261V262H203ZM2 262V261H1ZM0 262V263H1ZM121 262V263H120ZM123 262H126V263H123ZM168 262V263H167ZM206 262V263H205ZM2 264H3V262H2Z\"/></svg>",
	"mask_w": 264,
	"mask_h": 264
},
{
	"label": "rangeland",
	"instance_id": "2",
	"mask_svg": "<svg viewBox=\"0 0 264 264\" xmlns=\"http://www.w3.org/2000/svg\"><path fill=\"white\" fill-rule=\"evenodd\" d=\"M131 1H132V3L134 4V6H136L135 3L133 2V0H131ZM139 1H140V0H139ZM139 1H137V2L140 3V7H142V6H143V7H144V6L146 7V6L148 5V3L150 2V1L147 2V0H145V1L143 0L142 2H144V3H141V2H139ZM151 1H153V3L155 2V0H151ZM177 1H178V0H177ZM180 1H181V3H177V4H176L177 6L174 5V3H176V1H175V2L173 1L174 3H173V6H172L171 10L173 11V8L176 7V8H175L176 11H174V13H175V12L177 13V9L179 10L180 7L182 8L183 6H185V5H183L182 0H180ZM214 1H215V0H214ZM217 1H218V0H216L215 2H217ZM226 1H227V2H225V0H224V3H225V4L228 3V0H226ZM236 1H237V0H236ZM236 1H235V2H236ZM245 1H248V2H249V0H245ZM0 2H1V1H0ZM124 2H125V1H124ZM137 2H136V3H137ZM145 2H147V3H145ZM162 2H163V3H162ZM162 2H161L162 5H165V4H166L165 0L162 1ZM164 2H165V3H164ZM167 2L170 3V2H172V0H170V1L167 0ZM202 2H203V1H202ZM235 2H233V3H235ZM253 2H254V3H255V2H258V3H259V2H260V3L263 2V3H264L263 0H259V1H258V0L255 1V0H254ZM110 3H112V2H110ZM110 3H109V5H110ZM128 3L131 4L130 2H127V4H128ZM138 3H137V4H138ZM150 3H152V2H150ZM168 3H167V4H168ZM203 3H204V2H203ZM203 3H202V4H203ZM243 3H244V2H243ZM243 3H242V5H241L240 7L244 6V4H245L246 7L244 6V9H245V8H248V6H247V4H246L247 2L244 3V4H243ZM251 3H252V2H251ZM251 3H250L249 6H251V5H252V6H253V5H256V3H255V4H254V3L251 4ZM258 3H257V4H258ZM260 3H259V6H258V7H254L255 9L253 8L254 11H251V12L253 13V15H255V13H258V11H259L258 14H260L261 11L263 12V10H261V9H264V6H261V5H263V4H260ZM44 4H45V3L43 2V5H44ZM142 4H147V5H142ZM178 4H182V5L179 6ZM197 4H199V3H196V5H197ZM202 4H200V5L203 7L204 5H202ZM235 4H236V3H235ZM235 4H234V6H235L234 8L237 7L236 10H235L236 13H237V9H238V10H239V9L241 10V8L239 7V5H235ZM113 5H115V4L113 3L112 6H108V8H109V7H110V8L113 7ZM119 5H122V3L119 4ZM119 5H116V7L119 6ZM131 5H132V4H131ZM141 5H142V6H141ZM149 5H150V4H149ZM149 5H148V7L151 8ZM151 5H152V4H151ZM196 5H195V6H196ZM63 6H65L64 3H63ZM66 6H67V4H66ZM66 6H65V7H66ZM124 6H125V7H124ZM134 6H132V7H131V6L127 7V5H124V4H123L121 7H124L126 10H129V14L131 15V13H132L131 8H133ZM152 6H153V5H152ZM165 6H166V5H165ZM174 6H175V7H174ZM178 6H179V7H178ZM256 6H257V5H256ZM260 6H261V8H260ZM116 7H115V9H116ZM126 7H127L128 9H127ZM130 7H131V8H130ZM137 7L139 8V4L137 5ZM137 7H134V8H133V10H135V11H133L132 14H134V12H137V11L139 10ZM143 7H142V8H143ZM145 7L143 8L144 10H142V8H140V9H141V10H140V14H139V12H138V13H135L134 15L138 14V16H139V15H142L143 12H144V13H147L148 15H150L149 12H148L149 9H148L147 7H146V8H145ZM177 7H178V8H177ZM206 7H207V6H206ZM206 7L204 6V8H206ZM262 7H263V8H262ZM118 8H120V7H117V9H118ZM124 8H123V10L126 11ZM129 8H130V9H129ZM181 8H180V10H182ZM197 8H198V5H197ZM204 8H203V10L205 11V15H203V16L208 17V16L210 15L208 19L205 17V21H209V20H211L212 18H213L212 20L215 21L214 16H216L218 13H217V14H214V15H211V14H208V13H207V14H208V16H207V14H206L207 11H206V9H208V7H207L206 9H204ZM257 8H259L260 10H258L257 12H255V10H257ZM113 9H114V8H113ZM115 9H114V10H115ZM151 9H152V8H151ZM183 9H184V8H183ZM227 9H228L227 7H226V8H223L222 10L220 9V10H221L220 15H222V16H220V17L222 18V19H221L222 21L224 20V19H223V16H224L225 12L228 14L227 11H228L229 9H228V10H227ZM242 9H243V7H242ZM244 9H243V10H244ZM251 9H252V8H251ZM251 9H250V10H251ZM88 10H89V9H88ZM109 10H110V9H109ZM114 10L111 9V11L113 12V13H112L113 16H114V14H116V13L114 12ZM123 10H122V9H119V11H122V12H123ZM130 10H131V11H130ZM136 10H137V11H136ZM147 10H148V11H147ZM180 10H179V11H180ZM224 10H225V12H224ZM226 10H227V11H226ZM240 10H239V12H240ZM246 10H247V9H246ZM246 10L242 11V12H244V13L241 12V13L243 14V17H244V14H245ZM250 10L248 9V11H250ZM89 11H92V10H89ZM95 11L97 12V10H95ZM116 11H117V10H116ZM151 11H152V10H151ZM151 11H150V12H151ZM166 11H168V10H166ZM183 11H184V10H182L181 13H182ZM191 11H192V10H191ZM193 11H196V9H194ZM229 11H230V10H229ZM87 12H88V11H87ZM93 12H94V11H93ZM96 12H95V13H96ZM98 12H99V11H98ZM98 12H97V13H98ZM122 12H121V13H122ZM141 12H142V13H141ZM186 12H188V14H187ZM186 12L182 13L183 15L181 14L180 16H178L179 14L177 13V18H174V17H176V16H175L176 13H175V15L173 14V15H174V17H173L174 19L171 17V18H172V21H171V22H172V23H175V22H176L175 24H176V25H179V27H178V26H176V25L174 24V25L176 26V29H175V30H176L177 32H178V28H179V30H181V29H180V28H181V27H180L181 25H182V28H183V29H185V28L183 27V25H185V24H186L185 27H187V25H188V27H189V26H190L189 24H191L192 26L195 25V28L192 27V28H194V30H195L199 24H202V23L204 22V17H203L202 20L200 19L199 16H198L199 19H197V18L194 17L195 15H199L198 11H196V14L194 13V15H193V12H190L192 17H191V16H190V17L188 16V15L190 14L189 11H186ZM222 12H224V13L221 14ZM231 12L233 13V11H230V13H231ZM254 12H255V13H254ZM57 13H58V12H57ZM89 13H90V12H89ZM89 13H88V14H89ZM95 13H93L92 15L95 16V15H94ZM97 13H96V14H97ZM109 13H110V11H109ZM124 13L126 14V12H123V14H124ZM155 13H156V15L158 14L157 12H155ZM168 13H169V14H168ZM168 13L166 12V17H168V18H166L167 20H169L170 16H173L172 14H170V10L168 11ZM171 13H172V12H171ZM185 13H186L187 15L184 16ZM230 13H229V15H233V16L236 15V14H232V13L230 14ZM241 13H239L240 16H242ZM249 13H250V12H247V13H246L247 16H249ZM100 14H101V12L99 13V15H100ZM118 14H120V13L117 12V15H118ZM125 14H124L123 16H128V15H129V14H128V15H125ZM147 14H146V16H148ZM151 14H152V13H151ZM201 14H202V12L200 13V15H201ZM237 14H238V13H237ZM239 14H238V15H239ZM250 14H251V13H250ZM261 14L264 15V13H261ZM55 15H56V12H55ZM89 15H91V14H89ZM99 15H97V17H98ZM110 15H111V14H109V16H110ZM130 15H129V20H130ZM134 15H133V17L131 18V20H134ZM158 15H159V14H158ZM168 15H170V16H168ZM229 15H226V14H225V17L227 16L226 18L228 19V18H229V17H228ZM251 15H252V14H251ZM24 16H28V14L26 13V15H24ZM107 16H108V15H107ZM107 16H105V17H103V18L105 19ZM109 16H108V17H109ZM159 16H160V15H159ZM201 16H202V15H201ZM54 17H55V16H54ZM56 17H58V15H56ZM95 17H96V16H95ZM120 17H121V14H120ZM151 17H153V16L151 15ZM156 17H157V16H156ZM181 17H183V18L186 17V18L183 19V20H185V23H183V22H184L183 20H182V21L180 20V19H182ZM187 17H189L188 20L191 21L189 24H188V20H186ZM217 17H219V16H217ZM220 17H219V19H220ZM225 17H224V18H225ZM235 17H236V16H235ZM235 17H234V18H235ZM31 18H32V17H31ZM31 18H30V20H31ZM93 18H94V17H93ZM117 18H119V17H117ZM117 18H116V19H117ZM121 18H123V17H121ZM124 18H125V17H124ZM124 18L121 19V22H122L121 25L124 23V20H125ZM135 18H136V17H135ZM139 18H140V16H139ZM139 18H136V19L139 20ZM171 18H170V20H171ZM179 18H180V19H179ZM226 18H225V21H227ZM239 18H240V17L238 16V21L240 20L239 22H241V20H243V22H244L245 19H246V15H245V19H243L242 17H241V19H239ZM26 19H27V17H26ZM57 19H58V18H57ZM100 19H101V18H100ZM119 19H120V18H119ZM126 19H127V17H126ZM141 19L143 20L144 17L142 18V16H141L140 20H141ZM177 19L180 20V21L178 22ZM217 19H218V18H217ZM219 19H218V22H219ZM229 19H230V18H229ZM229 19H228V20H229ZM232 19H233V18H232ZM232 19L229 20L228 23H231V24H232L233 20H235L234 25L236 24V22L238 23V21L236 20V18L233 19V20H232ZM27 20H28V19H27ZM32 20H33V18H32ZM54 20H55V22H56V19H53V17H52V21H54ZM92 20H93V22L95 21V19L86 20V21L90 22V21H92ZM101 20H103V19H101ZM129 20L127 19V20H125V21L129 23ZM140 20H139V21H140ZM142 20H141V21H142ZM155 20H156V18H155ZM170 20H169V21H170ZM176 20H177V21H176ZM192 20H195V21L200 20L202 23H201L200 21H199L200 23H197L198 21H197V22L193 21V22L195 23V24H194V23L192 22ZM212 20H211V22H213ZM221 20H220V21H221ZM96 21H97V20H96ZM98 21H99V20H98ZM116 21H118V19H117ZM139 21H137V23H138ZM141 21H140V23H141ZM143 21H144V20H143ZM143 21H142V22H143ZM158 21H159V20H158ZM165 21H166V20H165ZM169 21H168V24H169V25H172V23H170ZM230 21H232V22H230ZM58 22H59V21H57V23H58ZM88 22H87V23H88ZM144 22H145V21H144ZM144 22H143L142 24H139V27L137 26L136 23L134 24V25L136 26V27L134 28V30L137 28L135 32L132 30V31L134 32V34L137 33V32H140L139 34H138V33L136 34V35H137V37H136L137 39L134 40V41H137L138 39H140L139 37H141V34H142V35L144 34V31H143V33H141V31H138V28H139V30L142 29V27L140 28V26L143 25ZM186 22H187V23H186ZM211 22H209L210 24H208V22H204V24H202V26L205 25L206 29L208 30V29H209V26L211 25V27H212V25H213V23L211 24ZM216 22H217V21H215L214 24H216ZM218 22H217V24H218ZM243 22H241L243 25H242L241 23L238 24V26L236 25V28H235V30H233V31H237V30H238L237 32H239V31H240L239 26H240V25H242V27L244 26V23H243ZM52 23H53V22H52ZM52 23H48V22H47L46 24H47V26H48V24H50V25L48 26V27H50V26H52ZM74 23H78V22H73V23H71L70 25L73 26ZM118 23H119V21H118ZM146 23H149V22H146ZM153 23H154V22H153ZM156 23H157V22H155V24H156ZM159 23H160V22H158V24H159ZM192 23H193V24H192ZM196 23H197L198 25H196ZM206 23H207L208 25H206ZM228 23L225 22V24H228ZM53 24H55V23H53ZM126 24H127V23H126ZM160 24H161V23H160ZM168 24H166V22H165V25H166L165 27H164V25L162 24L164 28H159V27H160V25H159V26H158L159 29H157V30H156L157 27L155 26V27H156V28H155L154 25H152V23H151V25L149 24L150 26L147 24L148 27H150V28L153 27V29L155 28V29L153 30V31L155 32V34L152 33V31H151V34H152V36H151V34H150V36H151V40H152V37H154V35H155V37H157V36L159 37V36H160V34H159L160 31H161V34H164V32H165V34H166V33H167L166 31L169 30L170 27H171V26H169ZM225 24H224V25H225ZM257 24H258V23L256 22L255 25H257ZM77 25H79V24H77ZM77 25H76V26H77ZM119 25H120V23H119L117 26L119 27ZM121 25H120V26H121ZM128 25H131V24L129 23ZM167 25H168L169 27H168ZM174 25H173V27L175 28ZM218 25H219V24H218ZM255 25H254V26H255ZM47 26H45V27H47ZM54 26H55V25H53L52 27L54 28ZM79 26H80V25H79ZM81 26H82V25H81ZM81 26H80V27H81ZM131 26H132V25H131ZM151 26H152V27H151ZM202 26H198V29H199V28H200V29L202 28V29H203L202 31H203V32L205 31V32L207 33V30H205V28L202 27ZM207 26H208V28H207ZM219 26H220V25H219ZM225 26H227V25H225ZM230 26H231V25H230ZM248 26H250V25H248ZM48 27L45 28V29H48V30H49ZM80 27H79V29H80ZM118 27H116V28L118 29ZM122 27H123V28H122ZM122 27H121V28L119 27V29H124V26H122ZM133 27H134V26H133ZM167 27H168V28H167ZM173 27H172V28H173ZM215 27L217 28L218 26L216 25V26H214V28L212 27L213 30L215 29ZM222 27H223L224 29L226 28V27H224V26H222ZM251 27H252V26H251ZM251 27H250V29H251ZM55 28H56V26H55ZM55 28H54V29H55ZM73 28H74V29H73ZM73 28H72L73 30H71V28H70V30H71V31H74V30L76 31V29L78 28V26L75 28V25H74ZM82 28H83V27H82ZM82 28H81V29H82ZM125 28H126V25H125ZM127 28H128V27H127ZM150 28H149V30H148V28H146V27H145V24H144V28H143V30H145V31L148 30V31L150 32V30H151ZM174 28H173V30H172V34L170 33V36H168L169 34H168V35H167V34H166V35L164 34V37H165V36H168L169 38L171 37V38H170L171 40H173L172 37H174V36H173ZM190 28H191V27H189L188 29L186 28V29L189 30ZM218 28H219V27H218ZM227 28H228V26H227ZM233 28H234V27H233ZM244 28L247 29V28H246V25H245ZM244 28H243V30H245ZM45 29L38 30L39 33H36L37 31H36V32L34 31L33 34H35V36H38V37H36V38H39V39H40V38H45V37H47V36H45V35H46L47 32H48L47 30H46L47 32L44 31ZM54 29H53V33H54ZM81 29L79 30L81 33H82V32H86L85 30H81ZM83 29H84V28H83ZM119 29H118V30H119ZM129 29L131 30V27H129ZM183 29H182V30H183ZM200 29H199V30H200ZM231 29H232V27H231ZM253 29H254V32H249L250 30L247 31V32H249V34H251V36H252L253 34L255 35L256 31L258 30L257 26H256V27H253ZM253 29H252L251 31H253ZM255 29H256V30H255ZM77 30H78V29H77ZM126 30H127V29H126ZM155 30H156V31H155ZM163 30H164V31H163ZM165 30H166V31H165ZM170 30H171V29H170ZM182 30H181V34H182L183 32H184L185 34L187 33L186 31H182ZM196 30H197V29H196ZM210 30H211V28H210ZM216 30H218V29H216ZM216 30H214V31L211 30V31H209V33L212 32L213 34H215L214 32H215ZM219 30H222V29L219 28ZM243 30H242V28H241V31H242L241 33H242V35H243V33H244ZM261 30H263V29H261ZM261 30H258V31L261 33V32H262ZM21 31H23V30H21ZM49 31H50V30H49ZM71 31H70V33H72ZM113 31H114V30H113ZM120 31L123 32V30H120ZM120 31H119V32H120ZM124 31H125V29H124ZM128 31H129V30H127V32H128ZM162 31H163V32H162ZM176 31L174 32V33H176L175 35H177V32H176ZM202 31L200 30V32H198V33L201 34V37H203V35H202V34H203ZM233 31L230 32L229 35L227 34V37L225 36V35H226L225 33H224V34L221 33V32H223V31H220L219 34H218V31H216V32H217V36L219 35V38H218V39H219V43L222 42L223 44H219L218 41H217V37H215V39H216L215 42H217V43H213V46L215 45V46H214L215 49L211 50L210 53H212V55L210 56L208 52H207L208 54H206V53H202V52H201L202 54H204L205 57H202V56H203L202 54H201V57H200L199 53H194V52H198V51L196 50L197 47H200L199 49L201 50V48H203V46H206L205 43L202 41L204 38H201V37H199V38H201V42H203L204 45H203V46H200L199 43H198V41H197V38L194 37L195 40H196L197 43H198L197 45H199V46H197V45L195 44L196 42H194L195 40H194L193 36H195L196 33L193 34L192 39H191L194 43H193V42H192V43H189L190 41L188 42V40H190V38L187 40V39H186V36H187V35L183 36L184 34L181 35V38L184 37V38H183V39H184V42L182 41L181 44H178L180 41H176L177 43H176V42H172V41L169 40V38H168V40H167V38H164L163 40H160V41H161L162 44H164V43L169 44V43H170V44H169L170 47L168 48L169 50H170V48H172L171 46H172L174 43L177 44L176 46L180 45V47H181V45H183V43H184L185 48H188V47H189V45L186 46L187 44H190V45H191V44H195V47H196V48H195L194 50H196V51L192 52V56H193V54H197V57L199 56L198 58H197L196 56L191 57V54H190V53L188 54V51L185 52V53L182 52V51H184V48H183V47H181V48H183L182 50H181L180 48H178V50H180L181 53L185 55V56H182L183 58H184V57L187 58V56L190 55V56H188V57H191V58H193V59L196 57L197 59H199V61H197V60L195 59L197 63H196L193 59H192V60H193L194 62H193V61L190 62L191 59L188 60V61H189V64H190V65L192 64V65L189 66V67L192 68L193 66L195 67V66H197L199 63H202L203 61H206V60L209 61V60H210V63H208V65L211 64V63L213 62L212 64H214V65H213V68H214V67L216 66L215 63L217 62V60H215V63H214V59H215L214 57L216 56V58H217L218 55H219V56H220V57H219V58H220V61H222L224 56H221L220 54H218V52H216L217 55H214L215 52H214V54H213V51L217 50L216 48H219V47H220L219 45H221V47L224 46V45H226L227 47H229V46H228V41H229L228 39L231 37L232 34H235ZM42 32H43V33L46 32V33L43 34ZM51 32H52V31H50V33H51ZM127 32H125V33H127ZM130 32H131V31H130ZM133 32H131V33H133ZM149 32H148V33H149ZM157 32H158V33H157ZM168 32H170V31H168ZM190 32L193 33L192 30H191ZM194 32H195V31H194ZM247 32H246V33H247ZM259 32H258L256 35L260 34ZM263 32H264V31H263ZM263 32H262V33H263ZM41 33H42L43 36H45V37H42V36L40 37V35H42ZM50 33L47 34V35H50ZM70 33H69V34H70ZM74 33H75V32H74ZM74 33H73V34H74ZM77 33H79V32H77ZM125 33H121V34H123V36L125 37V36H127V35H125ZM212 33H211V34H212ZM231 33H232V34H231ZM241 33H237V34H235V35H238V34H239V38H238L237 36L235 37V35H233V37H232V38H234V37L237 38V39H235V40H236V44L238 45V47L241 46V45H243L242 43H241V45L238 44V43H240L238 39H240L241 42L244 41V43H245L246 39H247L246 42L249 41L248 38L251 39V36H250V35H248V36H250V37L245 36L246 33H244V34H245L244 36H245V38H246V39H244V38L242 37ZM252 33H253V34H252ZM262 33H261V35H262ZM37 34H38V35H37ZM73 34H72V35H73ZM79 34H80V33H79ZM82 34H83V33H82ZM114 34H115V33H114ZM127 34H128V36H127V38H128L129 35H130V33H127ZM156 34H157V36H156ZM158 34H159V35H158ZM179 34H180V31L178 32V35H179ZM204 34H205V33H204ZM230 34H231V35H230ZM52 35H53V34H52ZM70 35H71V34H70ZM131 35H132V34H131ZM131 35H130V36H131ZM136 35H134V38H135ZM147 35H148V36H147ZM171 35H172V36H171ZM178 35H177V36H178ZM188 35L191 37L190 33H188ZM206 35H209V37L211 36V35L208 34V33H207ZM206 35H204V37H205ZM215 35H216V34H215ZM221 35H223V36H221ZM254 35L252 36V39H253V37H255ZM96 36H97V35H96ZM111 36H112V35H111ZM143 36H146V37H142V38L146 39L145 45H147V44H148V43H147V37H149V34H146V32H145V35H143ZM182 36H183V37H182ZM197 36H200V35H197ZM197 36H196V37H197ZM259 36H260V35L256 36V38L259 37ZM49 37L51 38L52 36L50 35ZM49 37H48V39H49ZM72 37H73V36H72ZM94 37H95V36H94ZM94 37L91 38V39L93 40V42L95 41ZM113 37H114V35H113ZM113 37H112V39L115 38V37H114V38H113ZM132 37H133V36H132ZM132 37H131V38H132ZM155 37H154V38H155ZM158 37H157V39H159ZM161 37L163 38V35H162ZM161 37H160V39H161ZM175 37H176V36H175ZM178 37H180V35H179ZM178 37H176V38H178ZM220 37H221V38L223 37L222 40H224V38H225V40L222 41V40L220 39ZM241 37L243 38V41L241 40V39H242ZM261 37H262V36H261ZM53 38H54V36H53ZM73 38H74V37H73ZM73 38H72V39H73ZM110 38H111V37H110ZM125 38H126V37H125ZM176 38H175V40H179V39H180V38H179V39H176ZM187 38H188V36H187ZM206 38L208 39V36H207ZM210 38L214 39V35H213V37H210ZM226 38H228V39H226ZM256 38H254L253 40L255 41ZM259 38H260V37H259ZM263 38H264V34H263ZM68 39H70V38H68ZM68 39H67V40H68ZM72 39H71V40H72ZM112 39H111V40H112ZM128 39H129V38H128ZM132 39H133V38H132ZM132 39H131V40H132ZM157 39H155V40L157 41ZM165 39H166L167 42H164ZM215 39H214V40H215ZM252 39H251V40H252ZM261 39H262V38H261ZM49 40H51V39H49ZM71 40H69V42H71ZM73 40H74V39H73ZM141 40L144 41L143 39H140L138 42L141 43ZM148 40H150V39H148ZM153 40H154V39H153ZM153 40H152V41H153ZM155 40H154V41H155ZM181 40H182V39H181ZM208 40H209V39H208ZM208 40H206V41H208ZM214 40H213V41H214ZM226 40H228V41H226ZM237 40H238V43H237ZM253 40H252V44H256V43H257V44H256V46H257L258 43H259V41H260V39H257V40H259V41H258V42L255 41L256 43H253V42H254ZM90 41H91V40H89V41H88V40H87V41L85 40L84 43L86 44L87 42L89 43ZM112 41H113V40H112ZM134 41H133V42H134ZM154 41H153V43H154ZM158 41H159V40H158ZM158 41H157V42H158ZM160 41L158 42L159 44H160ZM162 41H163L164 43H163ZM168 41H169V43H168ZM204 41H205V40H204ZM210 41H212V40H210ZM210 41H208V42H207L208 44H207V43H206V44H207V45L211 44ZM263 41H264V39H263ZM65 42H66V41H65ZM138 42H137V45H138V46H137V45H132V46H135V47L137 46V47L139 48V45H141V44L138 43ZM157 42H156V43H157ZM185 42H187V44H185ZM209 42H210V43H209ZM225 42H227V43L224 44ZM229 42L231 43V39H230ZM232 42L235 43V42H234V39L232 40ZM250 42H251V41H250ZM250 42H249V43H250ZM261 42H262V41H261ZM261 42H260V43H261ZM73 43H74V41L71 43V45H73ZM82 43H83V42H82ZM149 43L152 44V42H149ZM158 43H157V44H158ZM171 43H172V44H171ZM233 43H232V45H233ZM249 43H247V44H249ZM69 44H70V43H69ZM74 44H75V43H74ZM77 44H80V42H78ZM77 44H76V46H78ZM143 44H144V43H143ZM162 44H161L159 47H155V43L152 44V45H153V48L155 47V48L158 50L161 46H163ZM247 44H246V45H247ZM250 44H251V43H250ZM65 45H66V43H65ZM113 45H114V44H113ZM149 45H150V44H149ZM152 45H151L150 47H152ZM165 45H166V44H165ZM165 45H164V46H165ZM174 45H175V44H174ZM174 45H173V46H174ZM216 45H218L219 47L216 46ZM232 45H230V46H232ZM234 45H235V44H234ZM234 45H233V46H234ZM237 45H235L234 48H236ZM261 45H262V44H261ZM67 46H68V43H67L66 47H67ZM86 46H87V44H86ZM86 46L83 45V48H85ZM114 46H115V45H114ZM114 46H113V48H114V50H115L116 46H115V47H114ZM164 46H163V47H164ZM176 46L173 47L174 50L171 49V52L173 51L174 54L176 53L177 55H178V54L180 55L181 53H179L178 51L175 52V50H177V49H176ZM192 46H193V45H192ZM213 46H212V47H213ZM233 46H232L231 48H233ZM256 46H252V47L254 48V47H256ZM68 47H69V48H72L73 46L71 47V46L69 45ZM74 47H75V46H74ZM74 47H73V48H74ZM135 47H132V49H133V48L135 49V51L133 50L134 52H132V53H133V56H135L134 54H136V51H138V50H139L140 53H141V52H145V51H143V50H147V49H150V50H151V49H152V48H150V47L143 49V48L145 47V46L143 47V45H142V47L140 46V48H142V50H140V48L136 50ZM146 47H147V46H146ZM163 47H162V48H163ZM209 47H211V46H209ZM209 47L206 46V49L204 48V49L201 50V51H203V52H204V51H210V50H207V48H209ZM214 47H213V48H214ZM227 47H226V48H227ZM242 47H243V48H242ZM252 47H250V46L248 47V46H247V48H244V46H241V47H239V48H240L241 50H242V49H244V50L247 49L246 51H247V54H248V51H249L248 48H250V50H251ZM78 48H82V44L79 45ZM83 48H82V49H83ZM96 48H97V47H96ZM162 48H160V49H162ZM192 48H193V47H191V49H192ZM223 48H224V47H223ZM226 48H224V49H226ZM239 48H236V49L239 51ZM93 49H95V48H93ZM132 49H131V50H132ZM160 49H159V50H160ZM164 49H166V46H165ZM188 49H190V47H189ZM191 49L189 50L190 52H191ZM209 49H210V48H209ZM219 49H220V48H219ZM219 49H218V50H219ZM227 49H228L229 51H228V50H225V51H227V52H229V53L231 54V56L228 58L229 61L232 60L234 57H236V56H237V53H240V52L243 51V50H242V51L240 50V52H237V51H235V49H232V50H230V48H227ZM64 50H66V49H64ZM68 50H69V49L67 48V51H68ZM74 50H75V48H74ZM74 50H73V52H71V51H72V49H71L70 52H71L72 54H75L76 52H78V51H76L77 48H76L75 51H74ZM78 50H79L80 56H83V54L81 55V52H83L84 49H83V51H81V52H80L81 49H78ZM95 50H97V49H95ZM218 50H217V51H218ZM263 50H264V49H263ZM147 51H148V50H147ZM147 51H146V54H147ZM162 51L168 52V50H167V49H166V50H163V49H162L160 52H158V53H160V56H159V57L157 56L158 58L161 57V58L163 59V61H167V63H166V62H164V63H165V64H168L169 66H168V65L165 66V64H164L165 67H167V66L170 67V66L172 65V64H171V65L169 64V63L171 62L172 59H173L172 62L174 61L173 63H175V64L178 65V66H180V63L183 62V61H184V62H187V61H186L187 59L185 60V58H184V60L181 61L182 58H180V60H177V62H179V61H181V62H179V63L177 64V62L175 61V60H176L175 57H176L177 55L174 57V56L172 55L173 53H171V52H170V53L168 52L169 54L167 53V55L172 56V57H171V60L169 59L170 56H167L168 59H169L170 61H169L168 59H166L167 57H164V58H165V59H164L163 56H164L165 54L162 56V54H163V53L161 54ZM220 51H221V53H223V54H224V53H225V54L227 53V52H224V51L222 52V50H220ZM220 51H219V53H220ZM233 51H235L234 54H236V55L233 54ZM246 51L242 52L243 54L241 53V54H242V57L245 56L244 53H245ZM65 52H66V51H65ZM65 52H64V53H65ZM68 52H69V51H68ZM85 52H87V51H84L83 53H85ZM91 52H92V51H91ZM94 52H95V51H94ZM97 52H98V51H97ZM151 52H153V55H152V56L150 55V56H151L150 59L148 58V57H149V54L147 55L148 57H147L146 60L149 59L147 62H145L146 60H145V58H144V55H143V57H141L142 55L140 56V54H139V57L144 58V60H145L143 64H144V65H145V64L148 65V66H147V70H145V71L148 72V68H149L150 66H154V67H156V69H155L154 67H152L151 70L154 68L155 71H156V70H157V67H158V70L160 71V63H162L161 65H163V62H162V61H158V62H157V59H158V58L155 59V60H156L155 63L152 62L153 59H152V61H151V58L154 57V55H155L154 52H156V50L151 51ZM151 52H149V53H151ZM252 52H253V51H252ZM252 52H251V54H252ZM262 52H263V51H261V53L258 54V55H259L258 57H260V55L262 54ZM79 53H77L78 56H79ZM87 53H88V52H87ZM89 53H90V52H89ZM89 53H88V56L90 55ZM92 53H93V52H92ZM138 53H139V52H138ZM186 53H187L188 55H186ZM29 54H30V53H29ZM33 54H34V53H33ZM33 54H32L31 56H33ZM36 54H37V53H35V55H36ZM143 54H144V53H143ZM151 54H152V53H151ZM182 54H181V55H182ZM205 54H206V55H205ZM241 54H240V55H241ZM37 55H38V54H37ZM37 55H36V56H37ZM92 55H93V54H92ZM95 55H97V54H95ZM131 55H132V54H131ZM157 55H158V54H157ZM181 55H180V57H181ZM226 55L229 56L228 54H226ZM238 55H239V54H238ZM263 55H264V52H263ZM263 55H262V56H263ZM29 56H30V55H29ZM74 56L78 57L77 55H74ZM85 56H87V55H85ZM85 56H84V57H85ZM88 56H87L86 58H89ZM90 56H91V55H90ZM133 56H132V57H133ZM165 56H166V55H165ZM206 56H207L209 59L206 58ZM212 56H213V57H212ZM256 56H257V55H256ZM256 56H255V57H256ZM21 57H22L23 59H25V58H24L25 56L23 57V56L21 55ZM33 57L35 58V56H33ZM84 57H82V58L80 57V58L83 59ZM92 57H93V56H92ZM132 57H131L132 60H129L128 63L131 62L130 64H131V66L134 67V69H135L136 67H143V68H144L143 64H141V63L138 64V66L135 64V60H134V58L136 59V56H135L134 58H132ZM210 57H212L213 59H211ZM221 57H222V60H221ZM231 57H232V59H231ZM237 57H238V56H237ZM237 57L234 58V59L237 60V59H238ZM19 58H20V56H19ZM27 58H29V57H27ZM90 58H91V57H90ZM110 58H111V57H110ZM141 58H139L140 62L142 61ZM161 58H160V59H161ZM202 58L205 59V60L202 61ZM219 58H218V63H219ZM260 58L262 59L263 57H260ZM23 59H22V60H23ZM137 59H138V57H137ZM160 59H159V60H160ZM174 59H175V60H174ZM177 59H179V57H178ZM188 59H189V58H188ZM200 59H201V61H200ZM240 59H242V58H240V56H239V60H238L239 62H240ZM26 60H27V59H26ZM29 60H30V59H29ZM31 60H32V58H31ZM89 60H90V59H89ZM109 60H110V59L108 58L107 62H108ZM212 60H213V61H212ZM224 60L226 61L227 59L224 58ZM253 60H254V62H255L256 59L253 58ZM257 60H258V62H259V63L257 62V64H261V63L264 62V59H263L262 62H261V60H260L259 58H258ZM259 60H260V61H259ZM24 61H25V60H24ZM103 61H104V60H103ZM132 61H134L133 64L136 65V66H134V65L132 64ZM137 61H138V60H136V63H137ZM168 61H169V63H168ZM225 61H224V62H225ZM232 61H234V60H232ZM251 61H252V60H251ZM251 61H250V63H249L250 66H251V65H252V66L254 65L255 69H254V67H253L252 69H254V70L257 71L258 68L256 69V65H255V63L252 64L253 61H252V62H251ZM26 62H28V61H26ZM105 62H106V59H105ZM148 62H149L150 64H152V63H154V64L158 63V64H157L158 66H157V65H156V66H155V65H150V66H149V63H148ZM151 62H152V63H151ZM192 62L195 63V65H194ZM260 62H261V63H260ZM126 63H127V62H126ZM128 63H127V64H128ZM220 63H221V62H220ZM220 63H219V64H220ZM222 63H223V62H222ZM222 63H221L220 65H221L222 69L225 70V71L222 70V71L224 72V74H223L224 77H225L226 71H228V72H229V71L232 72V73H230V75L233 74L234 71H231V70H230L231 67H228V66L226 65V67H227L228 69H227L226 67L223 68ZM225 63H226V62H225ZM127 64H126V65H127ZM186 64H187V63H186ZM202 64H205V63H202ZM206 64H207V62H206ZM103 65L105 66V63L102 64V68H103V70H104V66H103ZM139 65H142V66H139ZM146 65H145V67H146ZM176 65H175V66H176ZM182 65L184 66V63H182ZM182 65L180 66L182 70H183V69L185 70V68L188 67V65H187V66H184V67H182ZM220 65H219V66H220ZM178 66H177V67H178ZM199 66H201V64L198 65L197 68H198ZM211 66H212V65H211ZM224 66H225V65H224ZM250 66H249V67H250ZM261 66H264V65H260L259 67H261ZM87 67H88V66H87ZM87 67H86V68H87ZM89 67H90V66H89ZM89 67H88V68H89ZM105 67H107V64H106ZM126 67L129 68V64H128ZM172 67H173L174 69H172L171 72H172V73H173V72L175 73L174 70H176V72H177V74H178V73H179L178 71H180V67L177 68V67H174L173 65H172ZM172 67H171V68H172ZM194 67H193V69L196 68V67H195V68H194ZM217 67H218V66H217ZM257 67H258V66H257ZM66 68H67V67H66ZM66 68H65V69H66ZM81 68H83V70H84V66L81 67ZM91 68H92V67H91ZM91 68H89V69H91ZM131 68H132V67H131ZM143 68H142V69H143ZM161 68H162V66H161ZM176 68H177V69H176ZM197 68H196V69H197ZM219 68H220V67H219ZM105 69H106V68H105ZM110 69H111V68H110ZM134 69H131V70H133V72L135 71V73L131 72L132 75H133V74L136 75V72H138V68H137V70H134ZM140 69H141V68H140ZM140 69H139V70H140ZM142 69H141V70H142ZM145 69H146V68H145ZM164 69H166V68H164ZM167 69H168V68H167ZM167 69H166V71H167ZM178 69H179V70H178ZM186 69H187V68H186ZM220 69H221V68H220ZM63 70H64V69H63ZM67 70H68V69H67ZM67 70L65 71L66 74H69V76H70V75L73 76V73L70 72V73H71V74H70V73L67 72ZM85 70L87 71L88 69H85ZM103 70H102V71H103ZM106 70L108 71V67H107ZM141 70H140V73H142V72L146 73V72L143 71V70H142V72H141ZM161 70H163V69H161ZM168 70H169V72H170V68H169ZM182 70H181V71H182ZM184 70H183V71H184ZM213 70H214V69H213ZM213 70H212V72L210 71L211 75H210V73H208L210 77H212V75H213L214 73L217 74L216 70H215V72H214ZM249 70H250V69H249ZM254 70H253V71H254ZM90 71H91V73L94 72V71H92V69H91ZM109 71H110V70H109ZM152 71H153V70H152ZM155 71H154V73L156 74L157 71H156V72H155ZM159 71H158V72H159ZM166 71L164 70V72H166ZM181 71H180V72H181ZM183 71H182L181 73H183ZM185 71H186V70H185ZM219 71H220V70H219ZM22 72H23V71L17 73V75H22ZM83 72H84V71H83ZM87 72H88V71H87ZM150 72H151V71H150ZM164 72H163V73H164ZM167 72H168V71H167ZM171 72H170V73H171ZM223 72H222V73H223ZM228 72H227V74H228ZM20 73H21V74H20ZM26 73H27V72H26ZM50 73H51V72H50ZM63 73H64V72H63ZM74 73H75V72H74ZM98 73L101 74L100 72H98ZM98 73H97V75H99ZM108 73H109V72H108ZM110 73L114 75V72H110ZM160 73H161V72H160ZM170 73H169V74H170ZM172 73H171V75H169L168 73H167V74L164 73V75H163V74H162V75H163V77H164V79H165V78H166V77H165L166 75L172 76ZM186 73H188V72L186 71ZM186 73H185V74L183 73L182 75L179 73L178 75H180L181 78H179L178 76H177L178 78H177V77L175 78V76H174L175 80L178 79V82H177V80L175 81V80L173 79V80L175 81V84H176V83H179V82L181 81L182 78L185 79V80H182V81H181V82H183V83L180 82L179 84H177V86H178V85L180 86V84H184L186 81H187V83H188V82H191V80L194 81L195 83L198 82L197 80H198L199 78L196 77V75H193V76L195 77V78H194V77L188 76L189 73L186 75ZM222 73H221V74H222ZM236 73L238 74V72H236ZM249 73L252 74L251 76H253V73H254V72L252 73V71H251V72H249ZM249 73H248V74H249ZM23 74H25V72H23ZM28 74H30V73H28ZM44 74H45V73H44ZM57 74H58V73H57ZM61 74H62V72L59 74L60 76H59V75H58V76H59V77H62ZM64 74H65V73H64ZM66 74H65V75H66ZM76 74H77V73H76ZM80 74H81V75H80ZM80 74H79V75H80V78H81L82 73H80ZM86 74H87V73H86ZM86 74H85V75H86ZM102 74H103L104 77H105L106 72H105V74H104V72H102ZM102 74H101V76H102ZM138 74H139V72H138ZM148 74H152V72H151V73H147V76H146V75L144 76V75H141V74H140V75H141L140 77H142V76H144V78H145V77H148V76H149ZM155 74H154V75H155ZM158 74H159V73H158ZM165 74H166V75H165ZM177 74H175V75H177ZM219 74H220V73H219ZM219 74L217 75V78H218V76H220L221 79H222V78L224 79V77H222V76L219 75ZM227 74H226V75H227ZM245 74L247 75V73H245ZM250 74H249V75H250ZM256 74H257V73L255 72L254 75H256ZM258 74H260V73H258ZM258 74H257V75H258ZM17 75H16V77H17L16 79H18V76H17ZM30 75H31V74H30ZM45 75H46V74H45ZM47 75H50V74L47 73ZM53 75L56 76V74H54V73H53V74L51 73L50 76H52V78H53ZM79 75H78V76H79ZM85 75H84V76H85ZM91 75H93V74H90V76H91ZM109 75H110V74H109ZM113 75H110V77H113V80H114V79L116 78V77L114 78V76L117 75V72H116V74H115L114 76H113ZM152 75H153V74H152ZM152 75H150V76H152ZM162 75H161V76H159V75H155V76L157 77V84H159L158 76H159V79H160V78L162 77ZM183 75H185V76H183ZM239 75H242V72H240ZM243 75H244V74H243ZM243 75H242V78H245V75H244V77H243ZM13 76H14V75H13ZM22 76L24 77V75H22ZM32 76H33V75H32ZM50 76H48V78H49ZM55 76H54V77H55ZM75 76H76V75H75ZM75 76H73V77H75ZM78 76H77V78L80 79ZM106 76H107V74H106ZM137 76H138V75H137ZM150 76L148 77L150 80H148L147 78L144 79L145 81L147 80V82H149L148 87L151 85L150 83H152V82L155 83V82H156V79H154L155 77L153 76V77H154V78H153V77H150ZM169 76H168V77H169ZM182 76H183V77H182ZM207 76H208V75H207ZM209 76H208V77H209ZM213 76H214V75H213ZM23 77H22V78H23ZM25 77H26V74H25ZM27 77H28V78H27ZM27 77H26V78L28 79V81L32 78V77L30 78L29 75H28ZM42 77H45V76L42 75ZM64 77H65V78L67 77V78H66L67 80H69V78H70V77L68 78V75H67V76H64V75H63L62 78H64ZM73 77H72V78H73ZM87 77H88V76H87ZM94 77H95V76H94ZM108 77H109V76H108ZM110 77H109V78H110ZM168 77H167V79L170 78V77H169V78H168ZM189 77H191V78H189ZM210 77H209V78H210ZM220 77H219L218 81H219V82H221V81L223 82V84H222L223 87H225V85H228V88H229V87L232 86V84H234V83L237 84V86H236L235 84L233 85V86H236V87H232V88H234V89H232V88L230 89V88H229V91L225 88V89L227 90V91H226V92H227V93H226V96H227V97H229V93H230L231 91H232V92H231L230 96L232 95V97H234V95H235V91H236V90H237L236 93H237V92H240V91H238V89H236V88H239V87H238V84H239V83H236V82L232 83V81L235 80V79H231L232 77H234L233 75H232L231 77L228 75L227 79H228L229 77H230V79H231V80H230V79L227 80L229 83H228L225 79H224V81H223V79L220 81ZM246 77H247V76H246ZM7 78H8V81H11L12 78H13V80H14L13 82L16 81V79H14L15 77H11V79H9L10 77H7ZM7 78H6V79H7ZM20 78H21V76L19 77V79H20ZM22 78L20 79L21 81H17V83H18V82H21L22 84H23V83H24V84H25V83L27 84L28 81L26 80V81L24 82V81H22V80H23ZM52 78L50 77V80L48 79L51 83L53 82L54 79L57 80L56 78H53V80H51ZM57 78H58V77H57ZM62 78H58V81H59V79H61V82L59 81V82H57V83H62V84H64L65 81H64V79H62ZM77 78H75V80H73V81H77V80H76ZM82 78H83V77H82ZM85 78H86V77H85ZM89 78H90V77H89ZM105 78H106V77H105ZM109 78H106V81H104V82H108V79H109ZM118 78H119V80L121 81V79H120L121 76L119 77V75H118L117 79H118ZM151 78H153V79H152L153 81H151ZM215 78H216V76H215ZM225 78H226V77H225ZM252 78L255 79L256 77H255V78L252 77ZM3 79H4V78H3ZM6 79H4L2 82L7 81ZM19 79H18V80H19ZM33 79H34V78H33ZM73 79H74V78H73ZM102 79H103V78H102ZM111 79H112V78H110L109 81H111ZM139 79H140V78L138 77V80H139ZM164 79H163V80H164ZM167 79H166V80H167ZM170 79L172 80V78H170ZM170 79H169V80H170ZM179 79H180V81H179ZM186 79H187V80H186ZM211 79H212V78H210V80H211ZM245 79H246V78H245ZM245 79H244V80H245ZM1 80H2V79H1ZM24 80H25V78H24ZM44 80H45V81H44ZM62 80H63L64 82H63ZM80 80H81V79H80ZM83 80H84V78H83ZM83 80H81V81H83ZM89 80H90V81L93 80V77H92L91 79H89ZM89 80H87V81L90 82ZM113 80H112V81H113ZM124 80H125V79H124ZM124 80H123V82H124ZM154 80H155V81H154ZM163 80L161 79L160 82L163 81ZM169 80H167V81H169ZM173 80H172V81H173ZM212 80H213V79H212ZM216 80H217V79H215L214 81H216ZM33 81H34V80H33ZM33 81H31V82H32L31 84H33ZM70 81H72V80H70ZM70 81H68V82L71 83ZM94 81H95V80H93L92 83H94ZM114 81H115V80H114ZM116 81H117V80H116ZM120 81H119V83L122 84V83H121L122 81H121V82H120ZM218 81H217V83H218ZM2 82H1V83H2ZM11 82H12V81H11ZM13 82H12V83H13ZM37 82H38V81H37ZM37 82H36V83H37ZM42 82L45 84V83L47 82V79H46V78L43 79ZM54 82H55V81H54ZM68 82L66 81V83H68ZM78 82H79V81H78ZM137 82H138V81H137ZM137 82H136V83H137ZM141 82H142V78H141ZM141 82H139V83H141ZM147 82H146V83H147ZM165 82H166V81L164 80V81L161 82V83H162V84L164 83L165 86H166V83L168 84L169 82H166V83H165ZM222 82H221V83H222ZM225 82H227V83L225 84ZM237 82H238V81H237ZM9 83H10V82H9ZM12 83H10L8 86H10ZM17 83H15V85H17ZM21 83H20V85L22 86ZM28 83H29V85H31L30 82H28ZM48 83H49V82H48ZM48 83L45 84V85H48ZM57 83L54 84V87H55L56 85H57V87H58V85H60V86L62 87L63 91H64V88H63L64 85L62 86V84H57ZM69 83H68V84H69ZM74 83H75V82H74ZM79 83H81V82H79ZM95 83H96V82H95ZM95 83H94V84H95ZM109 83L111 84V82H108V84H109ZM113 83H114V82H112V84H113ZM115 83H116V82H115ZM117 83H118V82H117ZM146 83L144 82L143 84H142V83H141V84L144 86V84L146 85ZM154 83H153L152 85H154ZM187 83H186V84H187ZM191 83L194 84L193 82H191ZM191 83H189V84H190L189 86L192 87V84H191ZM230 83H231V84H230ZM243 83H244V82H243ZM7 84H8V82H7ZM18 84H19V83H18ZM24 84H23V86H22L23 88L27 86V85L24 86ZM72 84H73V83H72ZM72 84H70V85H72ZM75 84H78V83H75ZM90 84H91V83H90ZM110 84H109V86H111ZM120 84H119V86H120ZM157 84L154 85V88H153L152 86H150V87H152L151 90H150V87L147 88V85H146L145 87H143V88H147V90H148L149 92H151L153 89H156L157 87H159V86L161 85V84H160V85L158 86ZM164 84H163V85H164ZM175 84H172V85L174 86ZM186 84H185V86L187 87L188 84H187V85H186ZM224 84H225V85H224ZM4 85H5V84H4ZM12 85H14V83H13ZM49 85H51V84H49ZM49 85H48V86H49ZM117 85H118V84H117ZM138 85H139V84H138ZM163 85H162V86H163ZM194 85H195V84H194ZM230 85H231V86H230ZM21 86H20V87H21ZM65 86H67V84H66ZM112 86H113V85H112ZM119 86H118V87H119ZM165 86H163V87H165ZM177 86H176V87H177ZM189 86H188L187 89L190 88ZM195 86H197V85H195ZM198 86H200V85H198ZM219 86H220V84H218L217 87H219ZM0 87H1V86H0ZM5 87H6V86H5ZM11 87H12V86H11ZM14 87H16V86H14ZM17 87H18V85H17ZM20 87H18V91H19ZM22 87H21L20 90H25V88L23 89ZM50 87H51V86H49L48 89H51ZM54 87L52 88L53 90H54V89H55V90L58 89V88L56 89V87H55V88H54ZM61 87H60V88H61ZM115 87H116V86H115ZM135 87H136V84H135ZM135 87H134V85H133V88H134V89H135ZM137 87H138V86H137ZM139 87H141V86L139 85ZM139 87H138V88H139ZM155 87H156V88H155ZM160 87H161V86H160ZM163 87H162V88H163ZM181 87H182V91H183V90H184V91L186 90V91H185V93H187V94H186L187 97L185 96L186 98H188L189 96L191 97L192 95H193V97L196 98V96L198 95V94H196V93H197V90L195 89L196 87H194V86L192 87L194 92H193L192 90H190V91H192V92H191L192 95H189V96H188V93H190V91L187 90L186 88L184 89V88H183L184 86H180V88H181ZM220 87H221V86H220ZM226 87H227V86H226ZM6 88H7V87H6ZM46 88H47V87H45V90H46ZM60 88H59V89H60ZM67 88H69V86H67ZM70 88H71V86H70ZM96 88H97V87H96ZM112 88H113V87H112ZM143 88H142V90H144ZM180 88H179V87L175 88V89H176L175 91H177V90L180 89ZM199 88H200V87H199ZM199 88H198V89H199ZM1 89H2V87H1ZM1 89H0V91H1V93H2V92H3V89H2V90H1ZM14 89L17 90L16 88H14ZM29 89H30V88H29ZM62 89L59 90L60 93H58L59 91H57V94H56V95H55V93H53V92H55V90H54L53 92H52V90H50V91H51L52 94H54L55 96H57V95L60 94V97H61L62 94L65 92V91L63 92ZM136 89H137V88H136ZM158 89H160V88H158ZM190 89H191V88H190ZM194 89L196 90V92H195ZM5 90H7V89H5ZM15 90H14V92H15ZM66 90H67V89H66ZM96 90H97V89H96ZM99 90H100V89H99ZM107 90H108V89H107ZM139 90H141V89H139ZM139 90H138V91H139ZM199 90H200V89H199ZM215 90H216V91H217V90H220L221 93L225 92V91L222 92V87H221V89H218V88L216 89V88H215ZM215 90H213V91H215ZM223 90H224V89H223ZM230 90H231V91H230ZM7 91H8V92H11L10 95H17V93H18V91H16V94H14V92H12L13 90H12V91L7 90ZM7 91H5V95L7 94ZM31 91H32V90H31ZM50 91H49V92H50ZM61 91L63 92L62 94H61ZM67 91H69V89H68ZM102 91H103V90H102ZM138 91H134L135 94L137 93V94L134 95V96H138V93L140 92V91H139V92H138ZM157 91H158V90H156V92H155V91H152L151 94L148 93L149 96H150V98H152V97H153L152 95H155V93H158ZM178 91H179V90H178ZM182 91H181V95H180L179 93H178L179 95H177V92H176V93L174 94V95H176V96H174V97H177L176 99H178V100H176V101H179L180 98H181V99H182V102L186 100L185 102L187 103V99H186L185 97H183V95H185V94H182V93H183ZM188 91H189V92H188ZM216 91H215V92H216ZM26 92H28V88H27ZM49 92H48V93H49ZM103 92H104V93L101 92V95H102V96L106 95V94H105V93H106V90H105V89H104ZM132 92H133V91H132ZM145 92H146V89L144 90V93H145ZM153 92H154V94H152ZM215 92H212V94L215 93ZM22 93H23V91H22ZM32 93H33V91H32ZM48 93L46 92V93H44V94L47 95ZM67 93L69 94V92H67ZM67 93H66V95H68ZM144 93H141V94H142V97H143ZM146 93H147V92H146ZM146 93H145L144 97L147 95ZM191 93H190V94H191ZM193 93H194V94H193ZM233 93H234V95H233ZM240 93H241V92H240ZM240 93H239V94L237 93V95H235V96L237 97L238 95H240ZM3 94H4V92H3ZM3 94H2V95H3ZM19 94H21V93H19ZM28 94H30V93H28ZM49 94H50V93H49ZM49 94H48V95H49ZM52 94L50 95L51 98H52V96H53ZM141 94L139 93V95H141ZM195 94H196V96H194ZM217 94L220 95V92H218ZM217 94H216V95H217ZM223 94H224V93H223ZM2 95H1V97H4V96H2ZM23 95H24V93H23ZM46 95H44V96H46ZM213 95H214V94H213ZM216 95H214V97H215V99H216V98H218V99L215 100L214 97H213V99L216 101V103H217V100H220V101H219L220 103H217V104H218V105H222V106H224V104H221V100H222L224 97L226 98L225 94L221 97L222 99H221V98L219 99V97L216 96ZM221 95H222V94H221ZM6 96H8V94H7ZM18 96H20V95H18ZM18 96H16L15 101L19 98ZM25 96H27L26 93H25ZM50 96H48V97H50ZM64 96H65V94H64L61 98L58 97V96H57V98H58V99H59V98L62 99V98H64ZM151 96H152V97H151ZM12 97H14V96H12ZM21 97H22V96H21ZM23 97H24V96H23ZM144 97H143V98H144ZM172 97H173V96H172ZM193 97H191V99L189 98L191 102H193L192 100L195 101V98L193 99ZM236 97H234V98H236ZM53 98L56 99V97H53ZM53 98H52V99H53ZM140 98H141V96H140ZM145 98H147V97H145ZM150 98L148 97V100H149V101H150ZM225 98H224V99H225ZM229 98H230V97H229ZM2 99H3V98H2ZM2 99L0 100V102H3ZM46 99H47V98H46ZM48 99H49V98H48ZM52 99H50V100H52ZM55 99H53V100H55ZM58 99H57L56 101H58ZM152 99H153V98H152ZM189 99H188V102H190ZM196 99H197V98H196ZM224 99H223L222 101L225 102L226 107L228 106L229 103H230V105H231V104H232L231 102H233L235 105H238V106H239V104H237V103H240L239 100L242 101V99H239V96H238V98H237L238 100H236V101H238L237 103H235L236 101H231V102H229L230 99H229V101H228L229 103H228V102H227L228 99H227V98H226L227 100H226V99L224 100ZM231 99H233V98H231ZM62 100H63V99H62ZM62 100H61V101H62ZM153 100H154V99H153ZM172 100H175V99L173 98ZM197 100H198V99H197ZM234 100H235V99H234ZM17 101H18V100H17ZM101 101H102V103H105V102H103V101H105V99H104V100L102 99ZM42 102H43L44 105L49 106V103H48L49 100L47 101V103H46V102L44 103V100H43ZM53 102H54V105H57V103L55 104V101H53ZM59 102H60V100H59ZM59 102H58V104H59ZM179 102H180V101H179ZM51 103H52V101H51ZM51 103H50V104H51ZM60 103H61V102H60ZM102 103H101V102H100V103H97L96 106H97L98 108H101V106H104V104L102 105ZM149 103L152 104L151 101H150ZM174 103H177V102H174ZM186 103H184V104H186ZM194 103H195V102H193L192 104H194ZM216 103H215V104H216ZM227 103H228V104H227ZM1 104H2V103H1ZM1 104H0V105H1ZM63 104H64V103H63ZM98 104H101L100 107H99ZM154 104H155V103H154ZM179 104H182V103H179ZM187 104H189V103H187ZM192 104H191V105H192ZM215 104H214V106H215ZM217 104H216V105H217ZM41 105H42V103H41ZM52 105H53V104H51V106H52ZM66 105H67V104H66ZM162 105H163V106H166V104H162ZM162 105H161V106H162ZM172 105H173V104H171L172 111L174 110L173 108H175L174 111H176V108H178V107H177V106H174L175 104L173 105L174 107H173ZM218 105H217V106H218ZM230 105H229V106H230ZM47 106H46V107H47ZM62 106H63V105H62ZM70 106H71V105H70ZM94 106H95V105H94ZM96 106H95V107H96ZM151 106H152V105H151ZM157 106H159V105H157ZM179 106H181V105H179ZM182 106H183V105H182ZM182 106H181V107H182ZM217 106H216V108L212 106V109L214 108V111H215V110L218 108ZM229 106H228V107H229ZM233 106H234V105L232 104L231 107H233ZM53 107H54V106H53ZM65 107H67V106H65ZM107 107H108V106H106V105L104 106V108H107ZM116 107H117V106H115V107L113 106V108H112L111 110L114 109V110L117 111V108H116ZM149 107H150V106H148V108H149ZM228 107H227V108H228ZM56 108H57V106H56ZM98 108H95V109H97V110H93V111H94V115H93L94 118H95L97 115H99V112H98V114L96 115V111H98ZM154 108H155V107H154ZM163 108H164V107H163ZM219 108H221V107H219ZM219 108H218L217 111H215V112H218V111H220V112L223 111V112H224V110L226 111V109H224V107H222V109H220V110H219ZM233 108L235 109V106H234ZM233 108H229V109H228V110H229V113H231V114L233 113ZM50 109H51V107L48 108V114H47L46 112H45V113L47 114V116H50V117H51V115L53 116V114H52V112H51V113H49V112H50V111H53V113H54V110L56 111V110H58V109H54V108H53L54 110H52V109L50 110ZM93 109H94V107H93ZM155 109H157V108H155ZM161 109H162V107H160L158 110L162 111L163 109H162V110H161ZM170 109H171V108H170ZM223 109H224V110H223ZM230 109H231V110H230ZM49 110H50V111H49ZM101 110H103V108H102ZM114 110H113V111H114ZM132 110H134V109H132ZM221 110H222V111H221ZM44 111H46L45 108H44ZM44 111H43V113H44ZM99 111H100V109H99ZM113 111H112V112H113ZM116 111H114V112L117 114ZM154 111L157 112V110H154ZM170 111H171V110H170ZM172 111H171L170 113L173 115L175 112L172 113ZM212 111H213V110H212ZM57 112H58V111H56L55 113H57ZM59 112L61 113L60 110H59ZM59 112H58V113H59ZM112 112L110 113V116H111V114H112V117H113V118H112V117L110 118V116H107V114H106V116H105L106 119H109V118H110V120H113V119L115 120V119H117V118L114 117V115L116 116V114H115L114 112H113V113H112ZM130 112H131V111H130ZM133 112H134V111H133ZM162 112H163V111H162ZM164 112H165V111H164ZM215 112L213 113L214 115H215ZM226 112H228V111H226ZM247 112H248V111H247ZM55 113H54V114H55ZM58 113H57V114H58ZM60 113H59L58 115L55 114L56 119H59V118H58L59 116H60V118H64V119H66L65 116L63 115L64 117H62V115H61ZM69 113H70V112H69ZM92 113H93V112H92ZM157 113H159V112H157ZM167 113H169V112H167ZM238 113H239V112H238ZM240 113H241V112H240ZM240 113H239V114H240ZM243 113H244V112L241 113L242 116H243ZM245 113H246V112H245ZM263 113H264V112H263ZM263 113H262V114H263ZM46 114H45V115H46ZM49 114H50V115H49ZM90 114H91V113H90ZM101 114L103 115L104 113L102 112ZM155 114H156V113H155ZM161 114H162V113H161ZM210 114H211V113H210ZM219 114H220V113L217 114V117H218ZM224 114H225V113H224ZM235 114H236V112H235ZM241 114H240V115H241ZM262 114H261V116H262ZM29 115H30V117H31V114H29ZM29 115L26 114V116H29ZM102 115H101L100 118H99L100 115H99L98 117H96L97 121H100V120H101ZM132 115H133V113H132ZM134 115H135V114H134ZM163 115H166V112L163 113ZM163 115H162V116H163ZM167 115H168V114H167ZM214 115H213V117H214ZM240 115H238L240 118L237 116V117H238L237 120H238V119H240V120H244V119H245V120H246V118H247L246 114H245L246 117H243V119H241L242 116H240ZM35 116L38 117V116L36 115V112H35ZM55 116H53L52 118H54ZM57 116H58V117H57ZM74 116H75V113H74ZM74 116H72V120H73V117H74ZM90 116H91V115H90ZM90 116L87 117V118L90 119ZM93 116H91V118H92ZM117 116L119 117L120 115H117ZM121 116H122V115H121ZM121 116H120V120H121L120 122L122 123V122H123L122 119H123L125 116H123L122 118H121ZM135 116H136V115H135ZM210 116H212V115H209L208 118H211ZM32 117L34 118V120H38V122H39V119H38V118H35V117H34V114H33ZM66 117H68V116H66ZM77 117H78V116H77ZM77 117H75V118L78 119ZM103 117H104V116H103ZM105 117H104V118H105ZM108 117H109V118H108ZM129 117L131 118V116H129ZM129 117L127 116V118H129ZM153 117L155 118V116H153ZM163 117H164V116H163ZM204 117H206V116H204ZM28 118H29V117H28ZM33 118H32V119H33ZM39 118H40V116H39ZM52 118H49L50 120H49L47 117H46V118L43 117V118H41V119H45V120L48 119L49 121H51L52 124H51V123H48V124H49V125L51 124L50 126H52V128H53V124H54V123L57 124V122H60L61 125H62L63 122H64V121H63V122L59 121L60 119H59L58 121L55 120V121H56V122H55L54 119L52 120ZM69 118H70V117H69ZM130 118H129V119H130ZM133 118H134V117H133ZM135 118H136V117H135ZM137 118H138V117H137ZM200 118H201V117H200ZM202 118H203V117H202ZM214 118H215V117H214ZM219 118H220V119H219ZM234 118H235V116L233 117V119H234ZM251 118H252V116H251ZM26 119H27V117H26ZM67 119H68V118H67ZM164 119H165V118H164ZM205 119H206V118H205ZM212 119H213V118H212ZM221 119H223V118L220 116V117L214 119V120H216V122H215L214 120L211 121L210 119H209V121H210L211 123H213V124H214V122L218 124V122H219V123L221 122V121H219V120H221ZM248 119L250 120L249 117L247 118V121H248ZM255 119H256V118H254V120H255ZM29 120H30V119H29ZM29 120H27V121L29 122ZM45 120H44V122H45ZM48 120H46V121H48ZM62 120H63V119H62ZM87 120H88V119H86V121H87ZM93 120H94V119L92 118V121H93ZM104 120H105V119L102 118L101 122L103 123ZM127 120H128V119H127ZM131 120H132V118H131L130 120H128V121H127L128 123H127V122H125V121H126V117L124 118V122L127 123V125L129 124V121H131ZM134 120H135V119H133V121H132L133 123L131 122L133 125H135V122L137 121V120H135V121H134ZM202 120H204V119H202ZM217 120H218V122H217ZM235 120H236V119H235ZM237 120H236V123H238ZM256 120H257L258 124L261 126V124L259 123L258 119H256ZM256 120L252 123V125L254 124L253 127H255V124L258 126V124L256 123ZM30 121H31V120H30ZM42 121H43V120H42ZM52 121H54V123H53ZM73 121H74V122H73L74 125H72V123H71V125L74 126L75 128L78 127V124L75 123L76 121H75V120H73ZM92 121H91V119H90V120H89V123L94 124V122H95L96 124H94V126L97 125L99 128H102V126H101L102 123H101V122H99V123H100V124H99V123H97V121H93V123H92ZM162 121H164V120H162ZM162 121H161V122H162ZM198 121H200V120L198 119L197 122H198ZM204 121H205V120H204ZM209 121H208V123L211 124ZM224 121H225V120H223V123H224V124L228 123V122H226V121H225V122H226V123H225ZM228 121H229V119H228ZM247 121H245V122H247ZM252 121H253V120H252ZM23 122H24V121H23ZM31 122L33 123V121H31ZM36 122H37V121H36ZM40 122H41V121H40ZM40 122H39V123H40ZM71 122H72V121H71ZM105 122H106V121H105ZM105 122H104V123H105ZM116 122H117L116 124L119 125V127L115 124V121H114V123H113V121H112V122L107 121V122L104 124V127H105V128L103 127V129H104V131H105V130H107V129H106V128H107L106 126H108V130H107L108 133H107L106 131H105V133L108 134V135L106 134V136H107L108 139H110L109 136H110L111 138L113 137V140L110 139L111 141H113V145L110 146V145L112 144V142H111L110 145H107V147H106L107 142L109 143L110 140H109V141H106V140L104 139L106 136H105L104 138L101 137V136H99V135H102V132H104L103 129H102V130H100V131H102V132H100L99 135H98V133L95 134V135H96V136L98 135V136L100 137L101 140H102V139L104 140L103 142H105L106 144H103V142L100 141V142H102L103 145H102V146L99 145V146H100V148L103 147V146H104L105 148L98 149L99 147H97V146H98L97 144H100V142H96V141H99V140H98L99 137L97 136L98 139L95 141L96 143L94 144V145H95L94 147H96V150L98 149V150H97L98 153H97V151L95 150V148H94V150L92 149L93 146H90V147H91V150L88 151V153H87L88 155H91L94 151H96V155L99 154V153L101 152L100 155H101L102 157H104V158H103V161H104V159H105V155H108V153H109V152H108L109 149H110L111 147H115V148H116V146H117L118 143H120V142H123V143H124V141H128V140H129L128 142H125V143H127V145H128V143L130 142L129 145H130V144L132 145V144L134 143V144H136V146H137L138 143H136L132 137H131V138H132L133 140H132L130 137H129L130 139H128V136H131V134H130V135L126 134L127 131H129V133H130L131 130H132L133 128H135V127L132 128V126H130V125H131V124H130V125H128V128H129V126H130L131 129L129 128L130 130H127V129H126L127 127L125 128L126 124H125L124 122H123V126H121V127H120L121 123L119 122V120H117ZM118 122H119L120 124H118ZM186 122L189 124L188 121H186ZM186 122H185V124H187ZM192 122H193V121H192ZM192 122H190V123H192ZM197 122L195 121L196 124H197ZM202 122H203V121H200V126L202 125L203 127H205L206 125L204 126V124H201ZM206 122H207V120H206ZM242 122H243V123H242L241 125L244 124V121H242ZM32 123H31V124H26V125H30V126L32 125V126H31V130H32V127H34V125H35V121H34V125H33ZM39 123H38V125H39ZM60 123H58L59 126H60ZM65 123H66V122H65ZM65 123H64V128L67 126ZM87 123H88V121H87ZM89 123H88V124H89ZM107 123L113 124V126H114V124H115V126L118 127L117 130L115 131V132H117V133H118V131L121 132L122 130H125V129H126V130H125L126 132H125V131H122V132H124V133H123L124 135H125V134H126V136L128 135V136H127V140H124V138H123L124 136H123L122 133H121L122 136H120V133H119V135H118V136H120V137L123 138V140H122V138H121L122 141L120 140L119 137H117V133H114V130L116 129L115 126H114V128H113V129H114V130H113V134H115V138H114V136H111V133H112V132L109 133V124L107 125ZM193 123H194V122H193ZM198 123H199V122H198ZM221 123H222V122H221ZM236 123H235V125H236ZM239 123H241V122L239 121ZM22 124H23V123H22ZM42 124H43V123H42ZM55 124H54V125H55ZM124 124H125V126H124ZM196 124H192V125L198 126V125H196ZM213 124L210 125L211 128H210V127L207 128L208 130H209V128H210V130L213 129V131L211 130L212 132L217 131V130H214V128L216 127L215 129H217V127H218V125H219V124H218L217 126L215 125V127H212V126H214ZM228 124L232 125L230 122H229ZM246 124H247V123L244 124L245 128H246ZM23 125H24V124H23ZM26 125H24L23 128H25ZM40 125H41V124H40ZM46 125H47V122H46ZM46 125H45V127H48V126H49V125H47V126H46ZM58 125H55L54 127H56V126H58ZM71 125L68 124V127L70 126V128H72V129H70V128L67 129V127H66V129H62V128H63V127H62L63 125L60 126V127L58 126V127L60 128V130L62 129V130L64 131L63 134H66V133H69V131L75 129L74 127H71ZM105 125H106V126H105ZM192 125L190 124V127H191ZM79 126H80V125H79ZM86 126H88V127L90 126V128H92L93 125L91 126L90 124H89V125L86 124ZM94 126H93V127H94ZM100 126H101V127H100ZM110 126H111V125H110ZM188 126H189V125H188ZM195 126H194V127L192 126V127H191L192 129H191V130H193V128H195ZM200 126H199V127H200ZM202 126H201V127H202ZM207 126H208V124H207ZM219 126H223V125L221 124V125H219ZM226 126H227V124H226ZM238 126H240V124H238ZM262 126H263V125H262ZM262 126H261V127H262ZM27 127H28V126H27ZM27 127H26V128H27ZM58 127H57V128H58ZM80 127H81V126H80ZM82 127H83V126H82ZM82 127H81V128H82ZM122 127H124L125 129L123 128V129L121 130ZM190 127H187V129L189 128V130H190ZM224 127H225V125H224ZM247 127H249L248 124H247ZM250 127H251V124H250ZM28 128H29V127H28ZM52 128L48 127V130H47V128H46V133H47L48 131L51 130L49 134H51V133L54 134L55 137L58 139V140H57L55 137L53 138L54 140L56 139V141H58V142L60 143V144H58L57 142L54 141L55 144H58V146H60V147H58V146L56 145V148H55L56 150H58L57 152H59V149H60L62 146H63V147L65 146V143H64V142L67 140V139H66L67 137H66V138L63 137L64 135L62 134L61 136L63 137V140H64V138L66 139V140L62 141V137L60 138V133H61L62 130L60 131L59 128H58V129L55 128V130H56V129L58 130V131L56 130V131L58 132V135H59V136H58L57 134H55V132H54L55 130L52 131V130L54 129V128H53V129H52ZM218 128H220V127H218ZM240 128H241V127H240ZM243 128H244V127H243ZM21 129H22V127H21ZM119 129H120L121 131H120ZM137 129H138V128H137V126H136V128L133 129L132 131L134 132V131L137 130ZM204 129L206 130V128H204ZM34 130H35V128H34ZM66 130H69V131H66ZM78 130H79V129H78ZM78 130H77V131H78ZM96 130H97V129H96ZM189 130H188V132H185V136H184V137H186V134H187V133L190 134V133H189ZM202 130H203V129H202ZM210 130H209V131H210ZM25 131H28V132H29L30 129H29V130H26V129H25ZM63 131H62V132H63ZM65 131H66V132H65ZM75 131H76V129H75ZM77 131L75 132V135H74V131L72 132L73 135H74L76 138H77V135H76ZM98 131H99V130H97V132H98ZM198 131H199V130H198ZM198 131H197L196 129L193 130V132H195V133L198 132ZM21 132H22V130H21ZM28 132H26V133L28 134ZM53 132H54V133H53ZM200 132H201V131H200ZM212 132H211V133H212ZM72 133H71V134H72ZM198 133H199V132H198ZM198 133H196L197 135L195 134V135L198 136V137H196V136L194 135V133H193V134L191 133L192 135H194V137H196L195 140H196L197 138H199ZM203 133H204V131L201 132V134H200V133H199V134H200V135H205V134H203ZM23 134H25L24 131H23ZM23 134H22V135H23ZM31 134H32V132H29L28 135H31ZM33 134H34V131H33ZM52 134H51V136H52ZM69 134H70V133H69ZM78 134H81V133L78 131ZM113 134H112V135H113ZM188 134H187V136H188ZM191 134L188 136V138H189L190 136H192ZM244 134H245V133H244ZM244 134H243V135H244ZM44 135H46V134H44ZM44 135H43V136H44ZM47 135H48V133H47ZM67 135H68V134H67ZM95 135H94V137H95ZM103 135H104V134H103ZM133 135L135 136L136 133L134 132ZM181 135L183 136L184 133L181 134ZM181 135H180V136H181ZM213 135H214V134H213ZM23 136H24V135H23ZM32 136H33V135H32ZM68 136H70V135H68ZM74 136H73V137H74ZM240 136H242V135H240ZM259 136H260V135H258V137H259ZM7 137H8V136H7ZM25 137L27 138L28 136H25ZM36 137H37V136H35V134H34L33 138H36ZM44 137H47V138H48V136H44ZM90 137H92V136L90 135ZM94 137H92V138H94ZM194 137H192V138L194 139ZM206 137L209 138L210 136H206ZM212 137H213V136H212ZM212 137H210V138H212ZM252 137L255 138L254 136H251V138H252ZM258 137H257V139H260V138H258ZM42 138H43V137H42ZM42 138H39V139L42 140ZM49 138H50V137H49ZM51 138H52V137H51ZM69 138H71L70 140H73V139H72V135H71V137H68V139H69ZM92 138H91V140H92ZM107 138H106V139H107ZM117 138H119V141L117 140ZM188 138H187V139L184 138L183 142H184V141H185V142H186V141H189V142H190V141L192 140V143H194V141H193L192 138H191V139H190V138L188 139ZM210 138H209L208 140H210ZM213 138H214V137H213ZM239 138H240V137H239ZM242 138H243V137H242ZM245 138H246V137H245ZM247 138H250V137L247 136ZM253 138H252V139H253ZM28 139H31V137H28ZM44 139H45V138H44ZM94 139H96V137H95ZM125 139H126V137H125ZM180 139H181V138H180ZM182 139H183V138H182ZM182 139H181V141H182ZM185 139H186V140H185ZM240 139H241V138H240ZM240 139L238 140V143H240ZM243 139H244V138H243ZM243 139H242V141H243ZM75 140H76V139H75ZM202 140H203V139H202ZM205 140H207V139L204 137V140H203V141H205ZM208 140L204 142L205 144L202 143V144H204V145H203V146H204L203 149L205 148L206 152H204V153H206V154H207V151H208L207 149H209V146H208L207 149H206V146L209 144V143H208V142H209ZM236 140H237V139H236ZM245 140H246V141H245ZM250 140H251V139H250ZM28 141H30V140H28ZM47 141H48V139H47ZM50 141H51V140H50ZM60 141H62V142H63L62 144H64V145H61V142H60ZM92 141H93V140H92ZM114 141H116V142H114ZM117 141H118V143H117ZM203 141H202V142H203ZM210 141H211V140H210ZM244 141H245V142H244ZM244 141H243V143H245L244 146L247 145L246 147H248V144L250 143L249 139H248V140H247V139H244ZM247 141H249V143H248ZM251 141H252V140H251ZM32 142H33V141H32ZM54 142H53V140H52V143H53V144H54ZM67 142H68V141H67ZM75 142H76V141H74V143H75ZM131 142H133V143H131ZM206 142H207V143H206ZM233 142H234L235 144H232V142H231V145H234V146H231V145H229V144H228L229 146L227 145V146L230 148L229 150H232L231 147H234L233 149H235V147L240 149V147H239L240 145H239L238 147L235 146L236 144H238V143H236L237 141H233ZM41 143H42V142H41ZM43 143H46V139H45V141H43ZM69 143H70V142H69ZM74 143H72L73 145H71L69 148H68V146H67V147L65 146V150L68 148L69 150H72V151H73V149H74V151H75L74 154H76V151H77V153H78L77 156H78L79 153L81 154V152H79V151H78V148H76V147H79V146L81 147L83 144H82L81 141H80V144H82V145H78V146H77L78 143L76 142V144H75V148L71 149L72 146H74ZM86 143H87V142H86ZM86 143H84L83 148L86 147V145H85ZM91 143H93V142H91ZM114 143H115V145H114ZM123 143H122V144H123ZM192 143H191V145H192ZM243 143H241V144H243ZM247 143H248V144H247ZM39 144H40V143H39ZM39 144H38V145H39ZM48 144H49V143H48ZM55 144H54V145H55ZM87 144H88V143H87ZM122 144L119 145L120 148H122L123 146L126 145V144H123V145H122ZM187 144H188V143H187ZM260 144H262V143H260ZM31 145H32V146H33V145L35 146V143H32ZM38 145H37V146H38ZM67 145H69V144H67ZM89 145H90V143H89ZM89 145H87V146L89 147ZM129 145H128V146H129ZM140 145H141V146H140ZM142 145H144V143L140 142V144H138V148H141ZM188 145H190V144H188ZM188 145H187V146H188ZM205 145H206V146H205ZM209 145H210V144H209ZM249 145H250V144H249ZM263 145H264V144L261 145L262 149H264V148H263ZM41 146H42V145L40 144L38 147L40 148ZM49 146H51V147H49ZM49 146H48V147H49V150L52 149L53 146H52V145H49ZM108 146H110V147L108 148ZM121 146H122V147H121ZM136 146H135V149H136V151H137L138 149L136 148ZM139 146H140V147H139ZM149 146H150V145H149ZM152 146H153V145H152ZM227 146H226V147H227ZM230 146H231V147H230ZM16 147H17V146H16ZM38 147H36V148L38 149ZM46 147H47V146H46ZM54 147H55V146H54ZM63 147H62V148H63ZM80 147H79V149H80ZM90 147H89V148H90ZM129 147H130V146H129ZM129 147H127V148H129ZM246 147H241V149H242V148L245 149ZM20 148H22V147H20ZM20 148H17V149H20ZM33 148L35 149V147H33ZM33 148H32V151H34V153H36L37 150H34ZM57 148H59V149H57ZM83 148H82V149H83ZM89 148H86V149L84 148L83 150H87V149H89ZM106 148H107V149H106ZM117 148H118V147H117ZM127 148H126V147H123V149H126L125 152H126L127 156H130V159H131V160L128 159L127 157H124L125 159L123 158V161H124V160H126V161H127V160L132 161L134 158H135L134 160L136 161L137 158H138V156L141 155L140 152L142 151V148H141V151H140V150L137 151V152L140 153V155H139V153H135V149H134V147L129 148L130 150H127ZM143 148H144V147H143ZM151 148H154V149L152 150V152L157 151V149H155V148H156L155 146H153V147H149V148H146V149H144V151L147 150V152H148L149 150H151ZM40 149H42V148H40ZM43 149H45L44 152H47V151H48V150L46 151L47 148H44V147H43ZM43 149H42V150H43ZM53 149H54V148H53ZM53 149H52V150H53ZM55 149H54V150H55ZM68 149L66 150L67 152H68ZM104 149L107 150L106 153H105V150H104ZM112 149H113V148H112ZM123 149H121V150L124 151ZM223 149H224V148H223ZM248 149H249V148H248ZM248 149H247L246 151L249 152L250 150H248ZM262 149H261V151H262ZM4 150H6L7 152L9 151V149H8V150H7V149H4ZM21 150H23V149H21ZM54 150H53V151H54ZM60 150H63V149H60ZM80 150H81V149H80ZM101 150H102V151H101ZM110 150H111V149H110ZM114 150H115V149H114ZM133 150H134V152H132ZM154 150H155V151H154ZM205 150H203V151H205ZM224 150H227V149H224ZM236 150H237V149H236ZM236 150H234V151H232V152H235ZM2 151H3V150H2ZM2 151H1V152H2ZM24 151L27 152L28 150H24ZM39 151H40V150H39ZM39 151H37L38 156H39ZM53 151L50 150L51 153H52ZM66 151H64L63 153H65ZM72 151H70V152H72ZM103 151H104V153H103ZM127 151H128V152H127ZM241 151H242V150H241ZM246 151H242L240 154L243 155V152H245V154H247L248 152H246ZM263 151H264V150H263ZM263 151H262V155H261V153H258L259 156L261 157V159L264 158V152H263ZM10 152H11V151H10ZM44 152H43V154H45ZM50 152H49V156H50V154H51ZM55 152H56V151H55ZM55 152H54V153H55ZM61 152H62V151H61ZM89 152H91V153H89ZM110 152L113 153L112 150H111ZM130 152H131V155H129ZM142 152H143V151H142ZM226 152H227V151H226ZM226 152H225V154H226ZM229 152H230V151H229ZM236 152H237V151H236ZM239 152H240V151H239ZM11 153H12V152H11ZM21 153H22V152H20V154H21ZM27 153H29V151H28ZM34 153L32 152V154H31V153H30V154L33 156ZM37 153H36V154H37ZM40 153L42 154V152H40ZM54 153H52L53 155L51 154V155H52V158H53V156H55ZM63 153H62V154H63ZM102 153H103L104 156L102 155ZM111 153H109V156L111 155ZM134 153H135L136 155H134ZM150 153H151V151H150ZM200 153H202V152H200ZM204 153H203V154H204ZM221 153H223L222 150H221ZM221 153H220V154H217L216 157L219 155L218 158H220V157H223V155H225L224 153H223V154H221ZM230 153H231V152H230ZM230 153H229V156L232 154V153H231V154H230ZM0 154H1V153H0ZM6 154H7V153H6ZM6 154H5V155H6ZM36 154H35V155H36ZM43 154H42V155H43ZM55 154H56V153H55ZM57 154H58V153H57ZM57 154H56V156H57ZM59 154H60V152H59ZM66 154H67V153H66ZM66 154H64V155H66ZM113 154H114V153H113ZM115 154H116V153H115ZM115 154H114V155H115ZM132 154H133V155H132ZM153 154L156 155L157 153H153ZM203 154H201V155H203ZM208 154H209V153H208ZM208 154H207V155H208ZM235 154H236V153H235ZM258 154H257V156H258ZM1 155L3 156L4 154H1ZM1 155H0V156H1ZM7 155H8V154H7ZM28 155H29V154H28ZM28 155H27V156H28ZM35 155H34V156H35ZM45 155H46V154H45ZM45 155L42 156V157H44V158H42V157L40 158V160H41V159H44V160H41V161L39 160L40 163L43 162V161H45ZM47 155H48V153H47ZM47 155H46V156H47ZM143 155H144V154H143ZM146 155H147V154H146ZM149 155L152 156V154H149V153H148V156H149ZM196 155L199 156L198 153L195 154L194 156H196ZM204 155H205V154H204ZM204 155H203V156H204ZM221 155H222V156H221ZM238 155H239V154H237V156H235V155L232 154V155H231V156H232V157H231V158H232L231 161H230V159H229L228 152H227V155H226V157H227V156H228V157H227V158L224 157L225 159H227V162H229V164H230L231 162H233V161H236V160L238 159L239 162L236 161V164L239 163V166H236L237 170H238V169H239L240 171H241V170H244L240 165H242V166L247 165L248 167H251V166H253V167H256V166H257V167H258V163H259V162H260V163H259L260 165H261V164L264 165V161L262 162V160L259 161V159H258V163H257V165L255 164L256 166H254L253 163H251V162L249 161V157H247V159H248V161L250 162L251 165L248 164L249 162H248V163L245 162V163H247V164L244 163V165H243V163L240 164V158H241L243 161H247V159H246V156H247V155H246L245 157H244V155H243V157H244L245 159H243V157H241L242 155H240V158H238V157H239ZM248 155H249V153H248ZM2 156H1V157H2ZM21 156H22V155H21ZM23 156H24V157H27L26 155H24V153H23ZM38 156H36V158H37ZM101 156H99V157H100V160H99V161L102 160V157H101ZM111 156H112V155H111ZM131 156H135V157L132 159ZM259 156H258V158H260ZM9 157H10V156H9ZM16 157H18V156H16ZM16 157H15V160H16ZM24 157H21V159H22V158L25 159ZM96 157L99 158L98 156H95L94 159H96V160H94V161L98 162V160H97ZM152 157H155V156L153 155ZM166 157H167V156H166ZM166 157L163 156V160L165 159V160H166L165 162L167 163V162H168L167 160H169V158L167 159ZM181 157H182V156H180V157L178 158L179 162H181V160H180ZM201 157H202V156H201ZM201 157H199V158L201 159ZM233 157H237V159L234 160ZM2 158H3V157H2ZM10 158H11V157H10ZM19 158H20V157H19ZM19 158H18V159H19ZM30 158H32V157H30V155H29V159L27 158V160H25V161L30 160ZM49 158H51V156H50V157L47 156V157H46V161H47V159H49ZM52 158H51V159H52ZM126 158H127V159H126ZM183 158H185V157L183 156ZM183 158H181V159H183ZM197 158H198V157H197ZM11 159L13 160V158H11ZM51 159H49V160L47 161V163H48V165H49V168H52V167H53V166H51V165L57 166V164H56L57 162L55 163V161H54V160H55V157L53 158V159H54V160H53L54 163H52ZM92 159H93V158H92ZM110 159H111V158H110ZM114 159H115V158H114V156H113V160H114ZM185 159H186V158H185ZM195 159H196V157H195ZM195 159H194V160H195ZM0 160H1V159H0ZM4 160H5V157H4ZM4 160H2V161H4ZM7 160H8V161H11L10 159H7ZM37 160H38V159H37ZM113 160H111V161L113 162ZM134 160H133V161H134ZM159 160H161L163 163H165L162 159H159ZM242 160H241V161H242ZM17 161H18V160H17ZM20 161H22V160H20ZM31 161H32V160H31ZM34 161H36V160H33V161L31 162L32 164L30 163V161L27 162V163H26L27 165L25 164V166H27V168L31 169V168L33 167L32 165H34V163H35ZM46 161H45L44 163H41V164L38 162L40 165H43V166L45 165L46 168H44V167L42 168V167H41V170L38 171V170H35V169H37L36 166H38V165H34V167L32 168L33 173H32V171H29V169H28V172H29V173H27V174H28L27 177L29 176V178H26V172H27V170H26V172H24V171H25V170H24L25 166L23 165V161H22V163L19 162L21 165L24 166V167H23V172L25 173V175H24V173H22V172H18L17 175L20 174V173H22V174H23V175L21 174L22 177L25 176V179H28V180H26V181H28V182H26L25 180H22V179L24 178V177H23L21 180H18L19 182L22 181V183H21L22 186L20 185L21 187H20L18 184H16V183H18L16 179H15L16 182L12 180L14 183H13L12 181H11V183H12V184H15L16 186H18V187L20 188L19 191L23 188V186H24V188L26 187V188H25L26 190H27V188L30 189V193L32 192V191H31V186H28V185H29V184H30V185H31V184L33 185V181H34V187L36 186L35 188L39 189V188L42 187V186H41L42 184H43V185L45 184V186H43V188H44V189H45V188L48 189V187L46 186V184H47V182H48L47 185L50 184V182H49V178H46L47 181H46V183H45V181H44V177H45V175H47V174L49 173V170H55L56 167H54L53 169H49V170H48V168H47L48 165L45 164ZM50 161H51L52 164L50 163ZM94 161H92V162H94ZM133 161L131 162L130 165L133 166V165L135 164V165H134L135 167H133V168L131 167V168L134 169V170H136V166H137V165H136V163L132 164ZM197 161L199 162V166L197 165V164H198ZM200 161H201V160H200ZM200 161H199V159L195 161V164H196V167H197V168H199V167H201V166H202V167L205 166V165H201V166H200V163H202L203 159H202L201 162H200ZM14 162H15V161H14ZM105 162H108V161H104V162L101 161V164H102V163H105ZM162 162H161V164L164 165ZM182 162H185V160L183 159ZM261 162H262V163H261ZM2 163H3V162H0V165H2ZM5 163H6V162H5ZM5 163H4V164H5ZM11 163H13V162H9V164H11ZM16 163H17V162H16ZM16 163H15V165H17L18 167L21 166V165H18V164H16ZM29 163L31 164V166H28ZM36 163H37V161H36ZM36 163H35V164H36ZM59 163H60V162H59ZM59 163H58V164H59ZM129 163H130V162H129ZM176 163H178V161H176ZM233 163H234V162H233ZM9 164L6 163V167H9V166H10L11 168L9 167L8 170H9V171H12V170L14 169V166H15V165H14V163H13L12 165H9ZM93 164H94V163H93ZM96 164L98 165V163H96ZM101 164H100V162H99V165H98V166H99V167H103V166L105 165V164H104V165L102 164V166H101ZM181 164H182V163H181ZM13 165H14V166H13ZM40 165H39V169H40ZM110 165H111V164H110ZM113 165H114V164H113ZM146 165H147V163H146V164L144 163L145 168H147V166H148V167L151 166V167H149L148 172H150L149 170H151V168H152V169H155V166L150 165V163H148L147 166H146ZM231 165H232V164H231ZM233 165H235V164H233ZM260 165H259V166H260ZM4 166H5V165H4ZM50 166H51V167H50ZM105 166L108 167V166H109V163H108V165H105ZM144 166H143L142 164H141L140 167L138 166L139 168H137V169L139 170V169L141 168V171L133 172V174L131 173V170H130L131 175L128 174L129 171H128V172L126 171V170H129V169H128V168L125 169V172H126V173L124 172L123 176L121 177V178H122V179H121L122 182H121V185H120V186H121V187H120L121 190H123V191H122L123 193L121 192L122 194L126 195L128 192L131 191V190L127 189L126 187H122V185H124V183H123V181H124V180H123L124 175H125V174H128V176L130 175L131 178H130V176H129V177H127V175H125V176L128 178L129 181L132 180L131 182H133V180H135V181L138 180V182H139L138 177H139L140 175L136 176V179H137V180H136V179H133V178H132V175L135 177L136 173H139V174H140V173L142 172V170L144 171ZM164 166H165V165H164ZM6 167H3V168L5 169ZM35 167H36V168H35ZM59 167H60V164H59ZM59 167L57 166V168H59ZM189 167H190V166H189ZM189 167H188V170H190ZM192 167H193V168H192ZM192 167H191V169L194 170V166H192ZM205 167H206V166H205ZM239 167H241V168H239ZM244 167H245V169H247L248 171L251 170V169H248V167H246V166H244ZM253 167H252V168H253ZM263 167H264V166H262V167L260 166V167H259L260 172L264 170ZM0 168H1V167H0ZM3 168H2V169H3ZM12 168H13V169H12ZM21 168H22V167H20V169H21ZM27 168H26V169H27ZM211 168H212L213 170L215 169L214 166H213V167L210 166L209 170H210ZM260 168H262L263 170L260 169ZM2 169H1V170H2ZM16 169H17V168H16ZM33 169H34V170H33ZM44 169H46L45 172L48 170V171H47L48 173H47V172L45 173V172H44ZM70 169H71V171L73 172L74 169H73V170H72V168H70ZM100 169H105V168H100ZM175 169H176V168H175ZM182 169H183V168H182ZM184 169H186V170L184 171V174L182 173L183 170L177 169V171L173 170V171H175V172H172L173 174H171V176L173 175V178H174V175L177 174L176 172H178V174L182 173V175L185 176V175H186L185 173L187 172V168H184ZM200 169H201V168H200ZM254 169H255V171H256L257 168H254ZM254 169H253V171H254ZM1 170H0V172H1ZM18 170H19V169H18ZM18 170H17V171H18ZM59 170H61V169H59ZM93 170H94V169H93V166H92V168L90 169V172H91V171L93 172ZM146 170H147V169H145L144 172H146ZM195 170H199V169H195ZM205 170H206L207 172H210V171H211V172H214V173H212L213 176H214L215 171H213V170L208 171L207 169H205ZM237 170H231V171H233V172H232V173H233V176L236 175V173H237V174H241L243 177H245V176L248 177V176H249V175H246V173L249 174V172H248L247 170H246L247 172L245 171V173H244V171H242L241 173H238ZM239 170H238V171H239ZM257 170H258V169H257ZM4 171H5V170H4ZM4 171H2V172L4 173ZM6 171H7V170H6ZM13 171H15V170H13ZM17 171H16V172H17ZM21 171H22V170H21ZM34 171H35V172H34ZM36 171L38 172L39 175L37 174ZM42 171H43V173L41 174ZM56 171H57V170H56ZM71 171H70L69 173H67L68 176H70V177H69L70 179H71V174H70V173H72ZM88 171H89V170H88ZM132 171H133V170H132ZM151 171H152V170H151ZM165 171H166V170H165ZM180 171H182V172H180ZM201 171H202V169L199 170V174L201 173L200 175L197 173L198 171L195 172V176H199V178L194 177V181H197L198 179H200V180H198V181H201V176H203L204 174L207 175V173L204 172V168H203V172H201ZM228 171H229V173H228L227 171H226V172H227L228 174H230L231 171H230V170H228ZM234 171H236V173H235ZM240 171H239V172H240ZM255 171H254V172H255ZM16 172H15L14 174H16ZM75 172H76V171H75ZM92 172H91V174L88 172L90 175H92V177H91L90 179L94 178V177H93V176H94V172H93V174H92ZM179 172H180V173H179ZM220 172H221V170H220ZM223 172H224V171H223ZM250 172L252 173V171H250ZM3 173H2V176L0 175V181H1V177H3L2 180H5V178H6V181H5V182L1 181V182H3L4 184H3V183L1 184V182H0V184H1L0 186L2 187V185H3L4 188H3V187H2V188L5 189V192H3V193L1 192V193H2V194H4V193H5V194H8L10 191L14 192L13 190H15V188L13 189V187H14L15 185L12 186L11 183H9V184H11V185H9V187H11V190H10V191L7 190V189L9 188V187L7 186V185H8V179H7V177H6L7 174L4 173V174H5V177H4V176H3V175H4ZM11 173H12V172H11ZM11 173H8V174H11ZM34 173L37 174V177H36L37 179H38V177H39L40 175H41V176L43 175V177H41V176H40V177L43 178V182H44V183H43V182L41 183V180H42L41 178H39V179H41V180H40V182L38 183L39 180L37 181V179L35 178L36 175H35ZM54 173H55V171H53V173L48 174L47 177H50V181L54 179V178H52V177H54V175H53ZM56 173H57V172H56ZM58 173H59V175H60V178H58V179H59L58 182H61V184L63 183V184H62L63 186L61 187V185H60V187H61V188H64V186H66V181H65V179H62V178H63V177H62L63 174L61 173V171H59ZM60 173H61L62 175H61ZM77 173H78V171H77ZM77 173H72V174H77ZM134 173H135V175H134ZM142 173H143V172H142ZM142 173H141V174H142ZM175 173H176V174H175ZM217 173H219V172L217 171L216 174H217ZM232 173H231V174H232ZM242 173H244L245 176H244V174H242ZM251 173H250V174H251ZM257 173H258V172H257ZM12 174H13V173H12ZM12 174H11V176H9L8 178L12 177V179H13V178H15L14 176H16V178H17V175H14V174H13V176H12ZM33 174H34V180H32V179H33ZM67 174H66V176H67ZM78 174H79V173H78ZM146 174H147L146 176L149 177L148 173H146ZM202 174H203V175H202ZM219 174H220V173H219ZM223 174H224V176H225V173H223ZM223 174H221V175H218V174H217L218 178L221 177V181L224 180V179H223L224 176L222 177ZM30 175H31V177H30ZM52 175H53V176H52ZM57 175H58V174H57ZM182 175H176V178H177V176H179L178 178H181ZM205 175L203 176L204 178L206 177ZM19 176H20V175H19ZM19 176H18V177H19ZM63 176H64V178H65V175H63ZM68 176H67V177H68ZM146 176H142V177L140 178V180H141V179L143 180V178L145 179ZM215 176H216V175H215ZM215 176H214V179H213V180H214V181H213V184L215 183V185L217 186V185H219V184L221 183V181H220L219 183L216 184V181H215V180H217V179H215ZM226 176H227V174H226ZM238 176H239V175H238ZM55 177H56V176H55ZM73 177H74V176H73ZM73 177H72V178H73ZM75 177H77V175H76ZM126 177H124V178H126ZM182 177H183V176H182ZM186 177H187V176H186ZM186 177H185V179H184V177L181 178V180L184 179L183 182H185L186 179H187V180H188V179L191 180V178H189V177L186 178ZM203 177H202V178H203ZM229 177H230V175H229ZM239 177H240V176H239ZM243 177H241V178H243ZM51 178H52V179H51ZM69 178H68V179H69ZM127 178H126V179H127ZM129 178H130V179H129ZM151 178H152V177H149V179H151ZM171 178H172V177H170V176H169V177H166V178H165V181H166V179H167V181L170 182V180L173 179V178H172V179H171ZM176 178H174L173 180H175ZM232 178L235 179V176H234V177H230V179H232ZM237 178H238V177L236 176V179H237ZM35 179H36V181H37L38 184L35 183ZM56 179H57V178H56ZM56 179H55V183H53L52 185H53V186H54V185H57L58 188H59V185H58L59 183L57 182ZM70 179H69V180H70ZM88 179H89V177H88ZM126 179H125V180H126ZM153 179L155 180L156 178H153ZM168 179H169V180H168ZM222 179H223V180H222ZM230 179H229V180H230ZM243 179H244V178H243ZM246 179H250V177H249V178H246ZM246 179H244V180L241 179V180H242V183H243V181H245ZM142 180H141V181H142ZM146 180H148V179H145V181H146ZM176 180H178V179H176ZM176 180H175V181H171L170 183H171V185L178 187L177 185H179V184H177L178 182L176 183ZM227 180H228V179H227ZM239 180H240V179L238 178L237 181H238V183H239V187H241L242 184L240 183ZM151 181H152V180H151ZM167 181L164 182V183H167ZM191 181L193 182V180H191ZM198 181H197V182H198ZM203 181H204V179H203ZM203 181H202V182H203ZM230 181H231V180H230ZM6 182H7V183H6ZM9 182H10V180H9ZM29 182H31V183H29ZM51 182H52V181H51ZM68 182H69V181H68ZM156 182H157V185H156ZM158 182H160V181L157 180V179H156V181H153V183H155L156 187H152V188H149V186H148L149 182H148V181H146L148 188H147L146 185H145V186H146V187H145V186H144L145 183H143V184H142L143 187H144V188H147L148 191H147V192H144V191H146V190L143 189V190H142L143 192L141 191L142 193H139V191H140L141 189L138 191V186H142V185H140V184L138 183L139 185L137 186L136 182H133V183L136 184V185L134 186V188L137 186V187H136V192L138 191L137 193H139V195H140V194H141V195L146 194V195H143V196H145V197H144V200H145V198L147 197L148 199H147V198H146V199L150 201L151 199H149V198H151V197L157 195V193H155V191L158 190V189H157ZM169 182L167 183L168 185H170ZM173 182H175L176 185H174ZM183 182H181V183H183ZM192 182H191L190 186H193V185H194V184L192 185ZM197 182H196V184H197ZM217 182H218V180H217ZM225 182H227V181L225 180ZM231 182L234 183V185L236 186V183H237V182H235V180H234V182H233V179H232ZM231 182H229V183L231 184ZM28 183H29V184H28ZM40 183H41V185H39ZM126 183L129 184L130 182L128 183L127 180H126ZM126 183H125V184H126ZM141 183H142V182H141ZM179 183H180V181H179ZM181 183H180V184H181ZM185 183H186V182H185ZM185 183H184V184H181V185H185ZM188 183H190V181H188ZM194 183H195V182H194ZM204 183H205V181H204ZM204 183H202V184H204ZM5 184H7V185L5 186ZM19 184H20V183H19ZM25 184H26V186H25ZM27 184H28V185H27ZM36 184H37V185H36ZM112 184H114V183H112ZM130 184H131V183H130ZM202 184H201L200 182H198L197 186L194 185V186H196V191H197L198 185H199V188H200V186H201V191H203V188H202L203 185H202ZM213 184H212V185H213ZM227 184H228V182H227ZM230 184H229V187H228V185H225V184H224L225 186H227V188L225 187L227 190L224 189L222 183H221V185H219L222 189L220 190L219 187H218V189H219L220 191H222L223 189H224V191H228V189H230V188H232V187L235 188L234 186H230ZM38 185H39V187H37ZM188 185H189V184H188ZM215 185H214V188H213V189L217 190V187L215 188ZM231 185H233V184H231ZM16 186H15V187H16ZM76 186H77V185H76ZM125 186H126V185H125ZM150 186H151V185H150ZM185 186H187V184H186ZM1 187H0V188H1ZM18 187H16V188L18 189ZM29 187H30V188H29ZM32 187H33V186H32ZM55 187H56V186H54L53 189H55V192H58L59 189H57V188H55ZM69 187H71V185H68V188H69ZM80 187L82 188L83 186H78V187H76V188H79V189H80ZM127 187L129 188V185H127ZM130 187H131V186H130ZM143 187H141V188H143ZM182 187L184 188V189H183L184 191L187 190L185 193L188 192V193L191 194V192H189L188 189H187V188H189L188 186H187V188H185L184 186H182ZM237 187H238V186H237ZM2 188H1V190H2ZM24 188H23V189H24ZM50 188H51V189H50ZM66 188H67V187H66ZM68 188H67V189H68ZM109 188H112V189H113V188H116V189H118L117 186H116V184H114L113 186H112V185H109ZM125 188H126V190H127L128 192L125 190ZM131 188H132V187H131ZM139 188H140V187H139ZM154 188H156V189H154ZM158 188H159V187H158ZM178 188H179V187H178ZM192 188H193V190H191V191H192V193H193L195 187H192ZM192 188H189V190L192 189ZM210 188H211V187H210ZM233 188H232V189H233ZM9 189H10V188H9ZM17 189H16L15 192H19V191H17ZM23 189L19 192L20 195H19V193H18L19 196H21L23 193L25 194V193L28 191V190L25 191V189H24V190H23ZM32 189H33V188H32ZM37 189H36V190H37ZM49 189L52 190V186H50ZM49 189H48V191H47L48 193L50 192ZM56 189H57V190H56ZM64 189H65V188H64ZM64 189H63V190H64ZM67 189L64 190V191H65V192L68 191V190L71 191L72 187H71V189H70V188H69L68 190H67ZM152 189H153V190H152ZM211 189H212V188H211ZM235 189H236V188H235ZM238 189H239V191H241V190L243 191V189H241V190H240V188H238ZM6 190H7V193H6ZM45 190H46V189H45ZM121 190H120V191H121ZM124 190H125V191H124ZM132 190H133V189H132ZM150 190H152V191L155 190V191L152 192V191H150ZM198 190H199V189H198ZM204 190H206V188H204ZM219 190H217V191H219ZM236 190H237V189H236ZM2 191H3V190H2ZM22 191H24V192H22ZM33 191H34V190H33ZM41 191H43V190L41 189ZM59 191L61 192V194L64 192V191L62 192L61 189H60ZM69 191H68V192H69ZM134 191H135V190L131 191L132 193H130V194L136 193V192H134ZM201 191H200V194H203L202 196L204 197V200L209 201V203L206 202V201H205V202H206L207 204H205V202L202 203V204H200L201 202H200V203L197 202V201L199 200V197H198V196L200 195V194H198L199 192L196 193L198 196L195 195V193H193V195H192V197H191V198H193V196H195V197L193 198V199H194V203L197 202V204H198V205L200 204V206L203 205V204H205V205H208V204H209L208 206H211V203L214 202L213 199H215L216 197H217V198H221V197H219V196L216 195V191H215V193L212 194L213 196L211 195L212 198H209V197H208L209 200H207V197H206V199H205V196H204V195H206V193H207V195H208V193H209V196H210V193H211V192H208V191H206V192H205V191L201 192ZM213 191H214V190H213ZM213 191H212V192H213ZM232 191H233V190H229L228 192L231 193ZM239 191H238V194H239V193L241 194L242 191H241V192H239ZM37 192H39V191H37ZM37 192H34V193H36V195H37ZM149 192H150V193L152 192L151 194H154V193H155V195L152 196V195L148 194L149 196H151V197H148V196H147V193H149ZM157 192H158V191H157ZM194 192H195V191H194ZM233 192H234V191H233ZM233 192H232V193H233ZM1 193H0V194H1ZM28 193H29V192H28ZM34 193H32V195H33ZM40 193H41V192H40ZM43 193H45V192H43ZM48 193H47V194H48ZM204 193H205V194H204ZM217 193H219V192H217ZM229 193H228V194H229ZM236 193H237V191H236ZM2 194H1V197H2ZM10 194H12V193H10ZM10 194H9V196H10ZM65 194H66V196H67V192L64 193L63 195H65ZM238 194H233V195H230V196L228 195L229 197H228V196H227V197H228V199L232 200L230 197L232 196L233 199H234V198H235V195L237 196ZM14 195H16V193H14ZM18 195H17L16 197L10 196V197L14 198V199H13V201L15 200L14 203L17 202L16 200H18L19 198H21V197H18ZM32 195H28V194H27V197H29L28 199H30L29 202H31V196H32ZM38 195H39V194H38ZM68 195H69V193H68ZM160 195H161V194H158V198H160V197H159ZM186 195H187L188 198L190 197V195H188V194H186ZM207 195H206V196H207ZM214 195H215L216 197H215ZM226 195H227V194H226ZM25 196H26V195H25ZM33 196H34V195H33ZM33 196H32V197H33ZM70 196H71V195H70ZM76 196H77V195H76ZM127 196H128V195H127ZM196 196L198 197V200L196 199V198H197ZM202 196H201L200 199H201L202 201H204V200L202 199ZM10 197H9V198H10ZM125 197H126V196H125ZM129 197L131 198V196H129ZM162 197H163V199L165 198L164 196H162ZM162 197H161V199H162ZM240 197H241V196H237V198H235V199H238V198H240ZM242 197H243V196H242ZM258 197H259V198H258ZM258 197L256 196L255 198L252 199V201H253L255 204H257V205L259 204V205H258L259 207L257 208V211H258V209H259V210L261 211V214H262L263 211H264V208L260 209V208L262 207V206H260V204H262V202L264 201V199H263L264 197H262V196H258ZM261 197H262V198H261ZM5 198H7V199H5ZM15 198H17V199H15ZM22 198H25V197L22 196ZM22 198H21V199H22ZM65 198H66V197H65ZM73 198H74V197H73V195H72V197L70 198L71 200H68L69 198L66 199V201L68 200V203H70V204H68L69 206H71V201H72V200H77V201H78V199H79V198H77V199H73ZM122 198H123V199H122ZM122 198H121V199L123 200V203H122L121 205H123V206H121L120 203L118 202V203H119L118 207L120 206V208L117 207V209H115V208H116V207H115L116 205H114V209H115V210H112L113 212H114V211L117 212V214H119V215H120V213H124V212L122 211V210H123L122 208L125 206V205H124V202H125V203H129V199H128V200H125V199H127V197H126V198L122 197ZM141 198H143V197H141ZM156 198H157V196H156L154 199L152 198V200H153L154 203H156V202H155V199H156ZM158 198H157V199H158ZM166 198H167V197H166ZM166 198H165V199H166ZM191 198H190V199H191ZM217 198L215 199L216 201L218 200ZM257 198L259 199L258 202H261L262 200H263V201H262L261 203H258V202H256L257 200L255 201V199H257ZM0 199H1V198H0ZM3 199L7 200V201L9 202V204H11V206H12V207H11L9 204H7V205H9L11 208L7 207L6 203H8V202H7V201L5 202V201L3 200V202H5L4 204L6 205V206L4 207V205H3V204L1 203V201H0V203H1L0 205L3 206V209H4V210L2 209V211H5L4 214H5V213H8V211H7L8 209H11V212H12V213H8V214H10L9 216L15 215V214H16V211H15V208H13L14 205H13V203L11 202L12 199L10 198V199L8 200V196H7V195H6V197L3 196ZM25 199H26V198H25ZM25 199H24V201H25ZM28 199H27V200H28ZM33 199H34V198H33ZM133 199H134V198H133ZM163 199H162L163 204H166V202L164 201L165 199H164V200H163ZM211 199H212V202L210 201ZM221 199H222V198H221ZM221 199H219V201H220ZM235 199H234V201H235ZM243 199H245V197H244ZM260 199H262V200H260ZM131 200H132V198H131ZM136 200H137V199H136ZM159 200H160V199H159ZM159 200L157 201V204H156V205H152V203H153L152 201L149 202V201H146V200H145V202H147V204H148V207L152 206V207H150V209H147V208H146L145 210L150 212V211H152L153 209H156V207H157V205H158V206H159V209L157 208V210H159V213H160V212L164 213L163 210L165 211V207H164V208H160V207H162V206H164V205L161 206V203H160L161 200H160V202H159ZM187 200H189V199H187ZM225 200H227L226 197H225ZM230 200H227L226 202H224V200H223V203H224V204L226 203L225 205L222 203V201H220L221 203L218 201L220 204H222L221 206H218V204L215 202L217 205L214 204L213 207H216V206H217V207L219 208L220 211L217 210V211L219 212V216H220V214H221V216H222L223 214H225V213H224L225 210H226V212H227V210H229V208H226V207H227V205H228L227 202L230 201ZM240 200H241V199H240ZM240 200L237 202L238 204H239V202L242 201V200H241V201H240ZM19 201H20V202H19ZM22 201H23V200H22ZM119 201H121V200H119ZM166 201H167V199H166ZM199 201H200V200H199ZM232 201H233V200H232ZM236 201H237V200H236ZM244 201H245V200H244ZM32 202L34 203V201H32ZM32 202H31V203H32ZM75 202H76V201H74V203H75ZM121 202H122V201H121ZM131 202H133V201H131ZM137 202H138V204H139V201H138V200H137ZM137 202H136L135 199H134V203H131V207H132V205H133V209H134V210H133L132 208H130V206H129V208H130L129 210H130V211H128V212H129V215H130V216H131V214H132V215L134 214L133 211L136 210V205H137V207H138ZM148 202H149V203H148ZM151 202H152V203H151ZM164 202H165V203H164ZM167 202H169V201H167ZM189 202L191 203V202H193V200H192V201H189ZM230 202H231V201H230ZM18 203H21V200H18ZM76 203H77V202H76ZM237 203H236V204H237ZM15 204H16V203H15ZM66 204H67V203H66ZM72 204H73V203H72ZM107 204H108V203H107ZM195 204H196V203H195ZM220 204H219V205H220ZM68 205H67V206H68ZM73 205H74V204H73ZM108 205H109V204H108ZM139 205H140V204H139ZM166 205H167V204H166ZM262 205H263V204H262ZM15 206H16V205H15ZM45 206H46V204L44 205V207H45ZM112 206H113V205H112ZM112 206L110 205V207H112ZM127 206H128V205H127ZM127 206H126V208H127ZM134 206H135V208H134ZM167 206L170 207V204L167 205ZM222 206H224L226 209H223L224 207H222ZM237 206H238V205H237ZM6 207H7L8 209H7ZM35 207H36V205H35ZM110 207H109V208H110ZM121 207H122V208H121ZM139 207H140V206H139ZM139 207H138L137 210H139ZM146 207H147V206H146ZM168 207H167L166 209H168ZM217 207H216V208H217ZM228 207H229V206H228ZM263 207H264V206H263ZM41 208L43 209V207H41ZM45 208H46V207H45ZM45 208H44V210H45ZM52 208H54V207H52ZM52 208L50 207V210H51ZM151 208H152V210H151ZM172 208H173V207H172ZM172 208H170V210L168 209V210L165 211V213H166L167 211L170 212V213H169V216L167 215L168 212L166 213V215L163 216L162 213L158 214V211H157V212L154 211V212H155L154 215H156V217L153 215V217H152V218H154V220H153L151 217H147V216H148V215H147V212H144V210H141V211H143V212H142L143 214L141 215V217L145 216L143 219L148 218L149 221L151 220V221L148 222V223H152V220L155 221L156 219H158L160 222L162 221V222L165 224V225H163V226H165V230H166V232L169 231L170 234H171V231L174 232L175 229H176L177 227H176V226H173L174 228L171 227L172 225H170V223L173 224V225H176V224H177V226H178V223H176V221H174L175 223L170 221V220H172L173 218H176V215H173V214L171 213V211L175 210L174 208H176V207H174L173 209H172ZM177 208H179V207H177ZM177 208H176V209H177ZM216 208H213V209H216ZM218 208H217V209H218ZM221 208L223 209L224 212L222 211ZM230 208H231V207H230ZM47 209H49V208H47ZM47 209H46V210H47ZM54 209H55V208H54ZM111 209H112V208H111ZM121 209H122V210H121ZM124 209H125V208H124ZM127 209H128V208H127ZM127 209H125L124 211H126ZM180 209H181V208H179V210L177 209V210H176L177 212H176V211H173L175 214H177V217H178L179 215H180V217H182L183 214H184V212H183L182 210H180ZM254 209H255V208H254ZM0 210H1V208H0ZM16 210H17V208H16ZM39 210H40V209H39ZM55 210H56V209H55ZM116 210H117V211H116ZM118 210L120 211V213H118V212H119ZM231 210H232V208H231ZM231 210H230V212H227L225 215H223L224 218L226 217L225 219H228V217H231L232 214H234V213H231ZM255 210H256V209H255ZM40 211H41V210H40ZM48 211H49V210H48ZM48 211H46L45 213H48ZM139 211H140V210H139ZM139 211H138V212H139ZM141 211H140V212H141ZM178 211H179V215H178ZM180 211H182L183 213H181ZM232 211H233V210H232ZM257 211H256V212H257ZM0 212H1V211H0ZM13 212H14L15 214H14ZM52 212H53V210H52L51 212H49V213H52ZM126 212H127V211H126ZM138 212H136V213H138ZM140 212H139L138 215H137V216H138V219L140 218V217H139ZM154 212H153V213H154ZM214 212H215L216 214H218V212H216V210H214V211L212 210V213H211V214L214 215V214H215ZM221 212H223V214H222ZM256 212L254 211V212L250 213L251 216H252V214H253L255 217H257ZM230 213H231V214H230ZM259 213H260V212H259ZM1 214H2V212H1ZM4 214H3L2 216L0 215V219H1V220H2L1 217L4 218V216L7 215V214H6V215H4ZM11 214H12V215H11ZM39 214H41V213L39 212ZM117 214H116V215H117ZM145 214H146V215H145ZM181 214H182V215H181ZM185 214H186V213H185ZM188 214H189V213H188ZM188 214H187V215H188ZM216 214H215V216H216ZM227 214H228V215H231V216H227ZM42 215H43V214H42ZM52 215H53V214H52ZM119 215H117V216H119ZM129 215H128V217H129ZM160 215H162L163 218H162V217H161V218H162L163 220L160 218ZM170 215H171V217H170ZM187 215H184V217H185L186 220H187V224H186V222L183 223V221H182V223H179V225L182 224L180 227H181V228H185V227H186V228H187L186 230L188 231V229H189V225H190V224L188 223V217H187ZM202 215H204V214H203V213L200 214L199 218L202 217ZM262 215H264V213H263ZM9 216H8V217H9ZM44 216H45V215H44ZM44 216H41V215H39V217L37 216V217H38V220H39L40 217H41V219H43ZM47 216H48V215H47ZM47 216H45V217L47 218ZM123 216H124L123 218H120L121 216H119V219H120L119 221H120V223H123V222H124L123 224L125 225V219H124V218L127 216V213H126V215H123ZM135 216H136V215L133 216V220H134V222H133V220H132V221L130 220V222H129V221H128V222L126 221V222L129 223V224H130L131 222H132V224L136 222L135 224H136V226H137V223H138V221H139L140 219H139V220L137 219V220H138V221H137L136 219H134ZM137 216H136V218H137ZM165 216H166V218H167L166 223H165V221H164V220L166 219ZM174 216H175V217H174ZM190 216H191V214H190ZM195 216H197V215H195ZM210 216H211V215H209V216H207V215L205 216V215H204L203 219H204V218L206 219L207 217H209V219L207 218V221H208V220H211L210 218H212L213 220H215L213 216H212V217H210ZM221 216H220L219 218H216V219L218 220V219L223 218V216H222V217H221ZM251 216H250V218L254 217V216H252V217H251ZM37 217H36V218H37ZM52 217H53V216H51V214H50V217L48 216V219L51 218V220H52ZM168 217L170 218V220L168 219ZM180 217H179V218H180ZM191 217H193V216H191ZM217 217H218V216H217ZM255 217L253 218V220L255 219ZM12 218H13V216H12ZM12 218H11V219H12ZM46 218H45V220H46ZM117 218H118V217H117ZM126 218H127V217H126ZM197 218H198V216L195 217V219H196L195 221H193L194 218H193V219L191 218V220H192L193 223H194V224H193V223H192V224H193V226H195L194 231H196V229L198 230V227H199V228L202 227V226H198V223H199V225H201V224L204 225V226H203V229H204V227L206 228V225H207V224L210 225V223L205 222V219H204V222H205L206 225L203 223V221H202V222L200 221V220H202V219L199 220V218H198V219H197ZM250 218H249V221H250V222L253 221V220H250ZM7 219L9 220L10 218H7V216H6V219L4 218L3 220H4V222L6 221V222H7V225H8V220H7ZM41 219H40V221H41ZM122 219H123V222H122ZM129 219H132V218L130 217V218H128V220H129ZM189 219H190V217H189ZM51 220H50V221H51ZM69 220H71L70 223H74V224H75V221H73V219L69 218V219H68V222H69ZM135 220H136V221H135ZM145 220H146V219H145ZM158 220H157V224L160 225V223H158ZM174 220H178V221H180V220H182V219L179 220V219L177 218V219H174ZM186 220L184 219V221H186ZM223 220H224V219H223ZM223 220H222V221H223ZM43 221H44V219H43ZM46 221H47V220H46ZM52 221H54V220H52ZM109 221H110V220H109ZM111 221L114 222V223H112V224H116V225H118V223H119L118 219H116V221H113V220H111ZM117 221H118V222H117ZM146 221H147V220H146ZM172 221H173V220H172ZM189 221H190V220H189ZM211 221H212V220H211ZM211 221H210V222H211ZM226 221H227V223H229L228 220H224V223H223L222 226L225 227V225L227 224ZM37 222H38V221H37ZM44 222H45V221H44ZM55 222H58V223H59L60 221H57V220H56ZM62 222H63V223H62ZM68 222H67V223H68ZM141 222H144V223H145V221H142V219H141ZM162 222H161V224H162ZM167 222H168V223H167ZM190 222H191V221H190ZM197 222H198V223H197ZM212 222H213V221H212ZM212 222H211V223H212ZM263 222H264V220H263ZM1 223H2V222H1ZM1 223H0V224H1ZM46 223H47V222H46ZM46 223H45V224H46ZM49 223H50V222H49ZM61 223L65 225L66 222L64 223V221H61ZM61 223H60V224H61ZM100 223H101V222H99V225H100V227H101L102 224H100ZM106 223H108V222H105V224H106ZM110 223H111V222H110ZM144 223H143V224H144ZM146 223H147V222H146ZM148 223H147V224H148ZM200 223H201V224H200ZM4 224H6V223H3V225H4ZM10 224H11V223H10ZM35 224H36V223H35ZM41 224L44 225V223H42V222H39L38 225L42 226ZM53 224H54V223H53ZM105 224H103V227L105 226ZM129 224H126L127 227H128ZM132 224H130L129 227L131 226V228L133 229ZM138 224H140V222H139ZM154 224H155V223L153 222V225H152L151 227H153ZM157 224H155V225H157ZM188 224H189V225H188ZM196 224H197V225H196ZM212 224H214V222H213ZM7 225L3 226V228L6 227ZM47 225H50V224H47ZM47 225H45V226H47ZM55 225H57V224H55ZM72 225H73V224H72ZM119 225H121V224H119ZM133 225H134V224H133ZM140 225H141V224H140ZM148 225H150V224H148ZM167 225H170L169 228H172V229L169 230V229L167 228V227H168ZM184 225H185V227H182V226H184ZM227 225H228V224H227ZM227 225H226V226H227ZM0 226H1V225H0ZM9 226H11V225H9ZM9 226L6 227V229L8 228V229H7L8 231H10V230H9ZM67 226H68L69 228L72 227L70 224H67ZM70 226H71V227H70ZM97 226H98V224H97ZM121 226H123V225H121ZM134 226H135V225H134ZM138 226H139V225H138ZM144 226H146V225L144 224ZM144 226L142 225V228H143V229L145 228ZM163 226H161V227H163ZM191 226H192V225H190V228H191ZM47 227H48V226H47ZM49 227H53V228H54V225H50ZM49 227H48V228H49ZM58 227H60V226H57V227L55 226V230H57ZM65 227H66V225H65ZM65 227H62V228H65ZM73 227H75V225H74ZM73 227H72V229H73ZM103 227H102V228H103ZM140 227H141V226H139V229H140ZM157 227H158V226H157ZM196 227H197V228H196ZM207 227H209V226L207 225ZM210 227L212 228V225H211ZM1 228H2V227H1ZM43 228H45V227H42V229H43ZM60 228H61V227H60ZM66 228H67V227H66ZM69 228H67V229H69ZM142 228H141V229H142ZM146 228H147V227H146ZM181 228H180V229H181ZM12 229H13V227H12ZM22 229H23V228H22ZM46 229H47V228H46ZM46 229H45V230H46ZM67 229H65V230H67ZM126 229H128V228H126ZM135 229L137 230L138 228L136 227V228H134V230H135ZM178 229H179V228H178ZM209 229H210V228H208V230L206 231L207 233H205L206 235L210 236V237H208V239L211 238V240H213L214 242H215V241H218V240H216L215 238L219 239V242H221L222 240H224V241L226 240V242H225V247H226V248H227V246H228L226 243H228L229 245L231 244V243H229V240H228V239H224V238H222V240H221L220 237H222V236H220V237L218 236L219 234H218V231H217V230H216V231H217V234H218V235L215 234V233H214V234L210 233L211 235L208 234ZM224 229H225V231H227L226 228H224ZM224 229H220V230H219L220 233H221V232H224ZM14 230H15V229H13V232H14ZM18 230H20L19 227H18V229H16V231H17L18 234H20V232H19ZM51 230L53 231V229L50 228V230H48L49 232H47V233L50 234V235L52 236L53 233H52ZM65 230H64V229H63V230L59 229L60 232H58V234L60 233V235H61V232H62V231H65ZM76 230H77V229H76ZM130 230H131V229H130ZM160 230H162V229H159V231H160ZM181 230H182V231L184 230V232H181ZM181 230H179V234H178L177 232H175L174 235L178 234V235H176L175 237L179 236L180 239H183L184 236H185L184 234H186V235L188 234V232H187L185 229H181ZM189 230H190V229H189ZM205 230H206V229H205ZM210 230H211V229H210ZM212 230H213V228H212ZM221 230H222V231H221ZM3 231H4V230L1 229V232H3ZM8 231H5L6 234H7ZM70 231H71V229H70ZM70 231H69V232H70ZM72 231H73V230H72ZM72 231H71V233H73ZM74 231H75V230H74ZM131 231H132V230H131ZM159 231H158V232H159ZM162 231H164V230H162ZM162 231H161V232H162ZM185 231H186L187 233H186ZM216 231H215V232H216ZM5 232H3V234H4ZM24 232H25V231H24ZM65 232H66V231H65ZM75 232H76V231H75ZM128 232L130 233L129 229H128ZM158 232H156V233H155V232H152V234L154 233V234L156 235V237H155L154 235H153L154 237H153L152 235L148 236L149 239L152 240V242H153V240H154L153 238H160V237L157 236V235H158V234H157ZM180 232L183 233L184 236H183ZM192 232H193V228H192ZM192 232L190 231L189 233H192ZM251 232H253V230L249 232V235H251V236H249V235H247V236H248V238H252L251 240H253L252 235H256V234H255L256 232H253V233H251ZM257 232H258V231H257ZM9 233H10V235L13 234V233H11V232H9ZM54 233H55V232H54ZM76 233H77V232H76ZM163 233H164V235H163ZM163 233H162V237H165V238H166L167 235H165V232H163ZM193 233H194V232H193ZM18 234H17V235L15 234V237H16V236H19V237H20V235H18ZM26 234H28V232H26V233L24 234V236H26ZM29 234H30V232H29ZM55 234H56V233H55ZM74 234H75V233H74ZM205 234H204V235H205ZM223 234L226 235V232H224ZM0 235H1V233H0ZM7 235H8V234H7ZM7 235H6V236L4 235V236H5L4 238H3V235L0 236V237H2V238L0 239V240H2V241H0V243H1L0 245H2V242L5 243L4 240H6L5 238L7 237ZM10 235H9V237H7V238H9V239L6 240L7 246H8V243H10V240H12V241H11V244H12L13 241L15 240V239H11L10 237H14V236H12V235L10 236ZM13 235H14V234H13ZM65 235H67V234L65 233L63 236L65 237ZM68 235H69V234H68ZM68 235H67V236H68ZM171 235L173 236V234H171ZM206 235L204 236V238H207ZM213 235L215 236V238H214L215 240L212 238ZM216 235H217V236H216ZM221 235H222V233H221ZM225 235H223V237H224ZM22 236H23V235H22ZM24 236H23V238H24ZM53 236H54V234H53ZM56 236L58 237V235H56ZM61 236H62V235H61ZM172 236H170L169 238H170V239L175 238V237H172ZM189 236H192V235L189 234ZM245 236H246V235H245ZM245 236H243V238H245V240H247L248 238L245 237ZM15 237H14V238H15ZM19 237H17V238H19ZM54 237H55V236H54ZM150 237H151V238H150ZM185 237L187 238L188 235L185 236ZM193 237H194V236H193ZM193 237H191V238L193 239ZM199 237H200V236H199ZM199 237H196V236H195L194 239H193V241H195L196 239H198L197 241H199ZM218 237H219V238H218ZM20 238H21V237H20ZM55 238H56V237H55ZM58 238H59V237H58ZM60 238L62 239V237H60ZM60 238H59V239H60ZM65 238H66V237H65ZM165 238H162V239L164 240ZM226 238H227V237H226ZM162 239H161V240H162ZM166 239H167V238H166ZM192 239H191V241H192ZM200 239H202V238H200ZM18 240H19V239H18ZM21 240H22V238H21ZM21 240H20V241H21ZM151 240H150V241H151ZM155 240H156V239H155ZM158 240H159V239H158ZM158 240H157L156 242H154V246L156 245L155 243H157ZM161 240H160V241H161ZM163 240L161 241V242L163 243V245H162V243H161L160 241H159V242H160L159 244L162 245V246L164 247V242H163ZM188 240H190V238H189ZM202 240H203L204 242L209 241V240H207V239H202ZM211 240H210V241H211ZM220 240H221V241H220ZM227 240H228V242H227ZM245 240L243 239V242H244ZM249 240H250V239H248L247 241H249ZM169 241H170V240H168V244H169ZM185 241H186V240H185ZM191 241H189V242H191ZM200 241H201V240H200ZM200 241H199V243H200ZM210 241H209V243H211ZM213 241H212V245L214 244ZM224 241H223V242H224ZM14 242H15V241H14ZM134 242H137V241H134ZM166 242H167V241H165V243H166ZM201 242H202V241H201ZM219 242H218V243L215 242V243H216L217 245L219 244V246H220V244H221L222 242H221V243H219ZM4 243H3V244H4ZM17 243H18V242H17ZM131 243H132V241H131ZM182 243L185 244V246H183V247L190 249V246H193V248H191V249H194V250H195L194 247H196V246H194V245H195L196 242H195V243L192 242V244L190 243L191 245H188L189 243H187V242H185V243H184V242H181V244H182ZM202 243H203V242H202ZM206 243H208V242H206ZM209 243H208V247H210V248L207 247V249L205 248V246H206L207 244L203 243V246H204V248H205L206 250L201 246L202 244L200 243V245H198V247L200 246V248H199V249H196V250H199V251L196 252V253L198 254L200 251H202L203 253H200L199 255H200V256H203L204 253H205V254H208V255H205V256H207V257H208V256L210 257V254H211V255L215 254L216 251H215L214 253H212V250H213V251H214V250H217V248H216V249L213 248L214 245H216V244H214L213 247H212V245H210ZM245 243H247V242H245ZM245 243H244V244H245ZM11 244H9V245H11ZM15 244H16V242H15ZM137 244H138V243H137ZM142 244H144V243L142 242ZM152 244H153V243H151L150 246H151V247H154V246H152ZM159 244H158V247L160 248ZM204 244H205V245H204ZM223 244H224V243H223ZM123 245H124V244H123ZM132 245H134V243H132ZM140 245H141V242H140ZM217 245H216V247H217ZM226 245H227V246H226ZM242 245H243V244H242ZM124 246H125V245H124ZM124 246H123V248H124ZM150 246H149V247H150ZM188 246H189V247H188ZM223 246H224V245H223ZM223 246H222V244H221V247H223ZM230 246H232V245H230ZM2 247H3V249H2ZM5 247H6L5 244H4L3 246H0V248L2 249V250H0V252L5 251ZM10 247H11V246H8V248L6 247V249H9ZM137 247H138V249H139V250L137 249L138 252H139V251L142 252V250L140 249V247H142V246H138V245H137ZM151 247H150L149 249H151ZM158 247H157V248H158ZM163 247H162V249H164ZM201 247H202V250H200ZM211 247H212L213 249H211ZM238 247H239V248H244V250L246 249V248H245L246 246L244 247V245H243V246H238ZM238 247H237V248H238ZM131 248H133V246H131ZM157 248L154 247V249L152 248L151 250L154 251V250L157 249ZM169 248H170V247H169ZM169 248H168V250H169ZM196 248H197V247H196ZM226 248H224V249H220V247H218V250H219V252H221V251H224V252H225V251H226V252L230 253V252H231V251H229L230 248H228L229 250H227ZM251 248H252V247H251ZM251 248H250V249H251ZM10 249H11L12 252H13V248L11 247ZM144 249H145V251H146V248H143V250H144ZM165 249L167 250V248H165ZM165 249H164V251H165ZM203 249H204V250H203ZM247 249H248V248H247ZM247 249H246V250H247ZM151 250H150V252H151ZM159 250H160V249H158L157 251H154V252H158ZM231 250H233V249L231 248ZM241 250H242V249H241ZM246 250H245V251H246ZM248 250H249V249H248ZM7 251H8V250H7ZM148 251H149V250L147 249V252H148ZM153 251L151 252V254L153 253ZM164 251H163V252H164ZM174 251H175V250H174ZM210 251H211V252H210ZM238 251H239V249L237 250V252H238ZM242 251H243V250H242ZM251 251H252V249H251ZM251 251H250V253H251ZM253 251H254V250H253ZM8 252H10V251H8ZM8 252H7V254H9ZM12 252H10V254H12ZM141 252H140V255H141ZM150 252H148V253L150 254ZM160 252H161V251H160ZM166 252H168V251H166ZM166 252H165V253H166ZM170 252H172L171 249H170ZM170 252H168V253H170ZM206 252H207V253H206ZM208 252H210V254H209ZM237 252H236V253H237ZM4 253H5V254H4ZM114 253H115V252H114ZM114 253H113V254H114ZM117 253H118V252H117ZM142 253H143V252H142ZM144 253H145V252H144ZM165 253H162V252H161L160 254L164 255ZM168 253H167V257H168ZM172 253H173V252H172ZM175 253L177 254L176 251H175ZM250 253H249V251H248L247 253H245V254H244V252H243V255H244V256H245V255H248V256H249ZM252 253H253V252H252ZM1 254L5 255V256H4L5 258H8V257H6V255H7L6 252L0 253V256H1ZM10 254H9V255H10ZM113 254H110L111 257H112ZM115 254H116V253H115ZM118 254H119V253H118ZM157 254H158V253H157ZM170 254H171V253H170ZM237 254H238V253H237ZM3 255H2V256H3ZM138 255H139V253H138ZM145 255H146V253H145ZM147 255H148V254H147ZM147 255H146L145 257H147ZM162 255H161V256H162ZM172 255H173V254H172ZM238 255H239V254H238ZM238 255H237V257H238ZM240 255H241V257H243V255H242L241 253H240ZM252 255H254V254H251V256H250L251 259L253 258ZM2 256H1L0 258H1V261L3 262V264H4V262H5V263H6V262H9L7 259H5V261H4V260H3L4 257H3V259H2ZM7 256H8V255H7ZM116 256H117V254H116ZM118 256H120V255H118ZM118 256H117V258H118ZM142 256H143V255H142ZM152 256H153V255H152ZM152 256H151V257H152ZM161 256H160V257H161ZM164 256H166V254H165ZM175 256H176V255H175ZM216 256H217V255H216ZM11 257H12V256H11ZM131 257H133V256L131 255ZM138 257H139V256H138ZM153 257H156L157 259H159V258H158L159 256H153ZM153 257H152V259H153ZM203 257H204V256H203ZM212 257H214V255L211 256V259H212ZM220 257H221V256H220ZM245 257H246V256H245ZM156 258H155V259H156ZM204 258H205V257H204ZM214 258H215V257H214ZM214 258H213V259H214ZM238 258H239V257H238ZM248 258H249V257H248ZM248 258H247V259H248ZM114 259H115V258H114ZM132 259H133V258H132ZM142 259H143V258H142ZM150 259H151V258H150ZM160 259H163V261H162V260H156V261H157V262H161V261L164 262V260L167 261V259H165V257L160 258ZM220 259H221L222 261L224 260V258H220ZM247 259L245 258L246 262H249V264H250L251 259H249L250 261H248ZM6 260H7V261H6ZM118 260H119V258H118ZM118 260H117V262H118ZM124 260H125V259H124ZM124 260H122V261H124ZM130 260H131V258H130ZM130 260H128V261H126V262H130ZM144 260H146V258H145ZM168 260H173V261H175V260L172 259V258L170 259V256L168 257ZM176 260H177V263H179L180 258H179V260H178V258H176ZM221 260H219V262H220ZM245 260H244V261H245ZM1 261H0V262H1ZM131 261H132V260H131ZM151 261H152V260H151ZM151 261L148 260V263H149V262L151 263ZM153 261H155V260H153ZM153 261H152V264L156 263V262L153 263ZM204 261H205V260H204ZM204 261H203V262H204ZM222 261H221V263H223ZM242 261H243V260L240 258V262H242ZM2 262H1L0 264H2ZM126 262H123V263H126ZM145 262H147V261H145ZM175 262H176V261H175ZM186 262H187V261H186ZM225 262H227V260H226ZM120 263H121V262H120ZM132 263H134V262L132 261ZM150 263H149V264H150ZM167 263H168V262H167ZM173 263H174V262H170L169 264H173ZM177 263H175V264H177ZM187 263H188V262H187ZM190 263H191V262L189 261V264H190ZM205 263H206V262H205ZM121 264H122V263H121ZM127 264H128V263H127ZM134 264H136V263H134ZM162 264H163V263H162ZM184 264H185V263H184ZM223 264H224V263H223ZM246 264H247V263H246Z\"/></svg>",
	"mask_w": 264,
	"mask_h": 264
}]
</instances>
